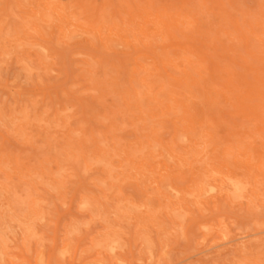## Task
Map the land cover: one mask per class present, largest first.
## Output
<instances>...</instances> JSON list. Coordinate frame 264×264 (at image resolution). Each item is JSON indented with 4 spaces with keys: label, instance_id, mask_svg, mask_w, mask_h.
Here are the masks:
<instances>
[{
    "label": "rangeland",
    "instance_id": "1",
    "mask_svg": "<svg viewBox=\"0 0 264 264\" xmlns=\"http://www.w3.org/2000/svg\"><path fill=\"white\" fill-rule=\"evenodd\" d=\"M18 1H20V3L21 4H17V3H19ZM18 1H15V0H0V4H1V6H0V16H1V18H0V22L2 21V23H0V26H6L7 24H8V27L6 26L5 27V29L6 30H4V27H0L1 29H3V32H2V30L0 29V43H2L3 44V42L5 43V47L2 45V44H0L1 46H0V48H1V50L0 51H2V52H0V103H3V105H4V107H1L2 105L0 104V120H3L4 119V121H0V251L2 250V252H0V256H2V257H0V264H84V263H86V264H110L111 262V264H119V263H121V264H210V263H212V264H228V263H230V262H232V261H234V262H232V263H230V264H238V263H240L239 261H241V263L242 262H244L245 261V264H252V263H250L249 261H251V262H253V263H255V264H259V263H261V264H264V263H262V262H264V233L262 232L263 231V229H264V224H263V222H261V223H259L260 221H264V210H263V212H261V213H258V211H259V209L260 208H262V209H264V205H262V203H264V188H262V187H264V184H263V182H264V175H263V177H262V179H261V176L262 175H260V173H262V174H264V151H263V149H264V146H263V148H260V147H262V145H264V144H261V143H263L262 141L260 142V140H262V139H264V123L263 124H260V122H264V120H261L262 118H264V116L262 117V115H264L263 113L264 112H261V111H264V63H260V62H262V59H263V62H264V55H261V54H264V27L262 28V27H258L257 28V26H264L263 24H264V22H262L263 20H264V0H220V2L218 1V0H211V1H207V0H194V2L195 3H193V0L191 1V0H175V1H173V0H153L152 2H151V0H150V2H148V1H144V0H140V1H142V3L141 2H139V0H136V2H135V0H134V2H133V0H51L52 2H54V4L55 3H57L58 5L56 6V11L57 12H55V15H54V18L55 19H53V21L54 20H56V23L58 22V24H56L55 23V21H54V23L57 25H54V23L53 22H41L40 21V11L41 10H43L45 7H43V6H45L46 5V3H44V2H46V0L44 1V0H18ZM29 2V3H31V5H29V4H27L26 2ZM35 4H33L32 2ZM35 1V2H34ZM51 1H49V2H47V3H51ZM137 1H138V3H137ZM157 1H158V3H157ZM169 1H171L170 3H169ZM201 1L203 2V6L201 5ZM207 1V2H206ZM217 1V2H216ZM16 2V3H15ZM41 2V3H40ZM127 2V3H126ZM143 2L145 3V2H147L149 5H147V3H145V4H143ZM222 2V3H221ZM128 3H130V4H128ZM137 4V5H135V4ZM158 5H160V7H158L157 6V4ZM164 3H168L167 5H165ZM172 3V4H171ZM195 5L196 3H198V4H196L195 6L193 5V4ZM207 3V4H206ZM220 3V4H219ZM37 4H40V6L38 5L37 7H39L37 10H36V5ZM84 4V5H83ZM151 4L153 5V8L151 9L149 6H151ZM164 5V7H162L163 5ZM190 4H192V5H190ZM223 5V8L221 7L220 8V5ZM19 5V6H18ZM27 5H29V7L31 8V9H28L29 7L27 6ZM32 5L33 6H35V7H32ZM82 5V6H81ZM142 5H144V7L142 6ZM162 5V6H161ZM170 5H173V6H176V9H178V12H177V10L175 9V7L173 8V6H171V7H169ZM205 5L207 6L208 5V7H207V9H206V7H205ZM214 5H217V6H215V8H213L214 7ZM221 5V6H222ZM59 6V7H58ZM79 6H81V8L79 7ZM85 6H87V7H85ZM89 6V7H88ZM95 6V7H94ZM98 6V7H97ZM100 6V7H99ZM131 6V7H130ZM189 6V8H188V10H187V7ZM191 6V7H190ZM197 6H198V8L200 7V6H202V7H200V9H198L197 8ZM19 7V8H18ZM20 7H22V8H20ZM62 7V8H61ZM94 7V8H93ZM130 7V8H129ZM142 9H141V8ZM146 7H148L147 9H148V11H147V9H146ZM155 7V8H154ZM162 7V8H161ZM193 7V9H190V8H192ZM210 7H212V8H210ZM217 7V8H216ZM9 8H11V9H9ZM41 8H43V9H41ZM64 8H66V9H64ZM83 8L85 9V10H83ZM93 8V12L98 8V11H99V13H98V15H97V13H95L94 15H92V11L91 10H88V9H92ZM128 8H129V12H127V10H128ZM131 8H138V11L140 12H138L136 9H134L133 11L135 12V10H136V16H135V13L133 12V11H131L132 9ZM139 8L141 9V10H139ZM159 8V9H158ZM169 8V9H168ZM172 8V9H171ZM205 8V9H204ZM219 8H220V10H219ZM9 9V10H8ZM29 11H28V10ZM62 9V10H61ZM80 9H82V12L81 11H79ZM101 9V10H100ZM131 9V10H130ZM151 9V10H150ZM163 11H162V10ZM164 9H165V13H164ZM171 9V10H170ZM194 9H196V11L194 10ZM214 9V10H213ZM222 9H224L223 11H222ZM11 10V11H10ZM25 10L26 11H28V12H31V13H29L28 14V12H25ZM40 10V11H39ZM65 10V11H64ZM88 10V11H87ZM150 10V11H149ZM152 10H153V12H152ZM157 10H158V12H157ZM170 10V11H169ZM180 10H183L182 12H184L185 14H181V12H180ZM185 10H186V12H185ZM203 10V11H202ZM217 10V11H216ZM219 10V11H218ZM9 11V12H8ZM58 11H59V13H63V14H65V16L63 15V14H59L58 13ZM71 11L72 12H74V13H71ZM84 11V12H83ZM85 11H87V14H85ZM97 11V12H98ZM109 11V12H108ZM154 11H155V13H154ZM162 11V15L160 16V12ZM175 11V12H174ZM188 11V12H187ZM193 11V12H192ZM195 11V12H194ZM200 11V12H199ZM205 11H207V12H205ZM211 11V12H210ZM216 11V13H214V12ZM10 12H11V14H10ZM35 12V13H34ZM39 12V13H38ZM42 12V11H41ZM65 12H67V14L65 13ZM89 12V13H88ZM96 12V11H95ZM100 12L102 13V14H104L103 16L100 14ZM143 12H144V15H143ZM149 12H151V13H149ZM172 12V13H171ZM173 12H174V14H173ZM190 12V13H189ZM204 12V13H203ZM217 12H219V16H218V14H217ZM221 12H226L225 14L224 13H221ZM16 14V16L15 15H13V14ZM20 13H22L21 14V17H20ZM26 13H27V15H26ZM58 13V14H57ZM126 13H127V15H126ZM171 13V14H170ZM175 13L177 14V15H175ZM189 13V15H187ZM195 13V14H194ZM197 13V14H196ZM222 14V17L220 16L221 14ZM23 14H25L28 18H29V20L32 18L33 19V21L31 20V22H35V21H37V23L35 22V24L34 25H32V23L30 24V21L29 20H27L28 18H26V16H23ZM36 14H37V16H36ZM73 14V16H71ZM83 14H85V15H83ZM90 14V15H89ZM101 15V17H100V15ZM131 14H133V16L131 15ZM138 14V15H137ZM140 14V15H139ZM154 14V15H153ZM166 15L165 17H162L163 15ZM192 14V15H191ZM224 14V15H223ZM227 14H230V15H227ZM30 15H32V16H30ZM35 15V16H34ZM61 16V18L60 17H58V16ZM70 15V16H69ZM77 15V16H76ZM82 15V16H81ZM87 15H89L88 17H86ZM111 15V16H110ZM171 15H173L174 16V18H175V22H173V20H171L173 17H171ZM195 15H197V16H195ZM201 15V16H200ZM208 17H207V16ZM219 18H216V16ZM228 17H227V16ZM4 16H6V19H5V17ZM13 16V17H12ZM15 16V17H14ZM67 16V17H66ZM69 16V17H68ZM78 16H80V17H78ZM94 16H96V18H97V16H98V21H100V22H98L97 21V19H95V18H92V17H94ZM126 16H128V18L126 17ZM140 16V17H139ZM178 16V17H177ZM193 17V16H195V17H193V18H191V17ZM210 16H211V18H210ZM213 16H215V17H213ZM226 18H228V19H226ZM3 17V18H2ZM19 17V18H18ZM35 17H37V19H35V21H34V18ZM63 17H65L64 19H67V22L68 23H70L71 22V24L73 25V26H71V24L69 25V24H67V22H66V24L64 23V25H63V21H66V20H62L63 19ZM74 17V18H73ZM77 17V18H76ZM112 17V18H111ZM132 17V18H131ZM139 17V19L135 22V19L134 18H138ZM150 17V18H149ZM155 17V18H154ZM166 17L168 18V19H166ZM177 17V18H176ZM185 18V19H183V18ZM222 19H221V18ZM223 17H224V19H223ZM258 17V18H257ZM260 17V18H259ZM22 18V19H21ZM26 18V19H25ZM87 18H88V20H89V18H90V20H92V19H94V20H92V23L91 22H89L88 20H87ZM104 19L103 20V22L101 21V19ZM108 18L110 19V22H109V20H108ZM130 18V19H129ZM144 20V21H141L142 19ZM147 18V19H146ZM152 18V19H151ZM173 18V19H174ZM191 18V20L192 19H194V20H192V22L191 23H187V22H190L189 21V19ZM196 18V19H195ZM197 18H199V19H197ZM214 18H216L214 21H213V19ZM230 18V19H229ZM233 18V19H232ZM1 19H4V20H1ZM20 19V20H19ZM76 19V20H75ZM77 19H79L78 21H77ZM131 19H132V21H131ZM151 19V20H150ZM159 19H161V20H159ZM162 19H163V23L161 22L162 21ZM180 19V20H179ZM209 19V20H208ZM220 19H221V21H220ZM5 20H7V21H5ZM25 21V24H22L21 23V21ZM60 20H62V22H60L59 23V21ZM70 20V21H69ZM73 20V21H72ZM82 20V21H81ZM85 22H84V21ZM87 20V21H86ZM112 20V21H111ZM126 20H128L127 22H126ZM159 20V21H158ZM168 20V21H167ZM170 20V21H169ZM188 20V21H187ZM211 20V21H210ZM218 20V21H217ZM226 20V21H225ZM230 20L231 22L230 23H236L235 25H237V27H238V29H237V27H235V25L233 26L232 24V27H231V25H230V23L228 22V21ZM237 20H238V22H237ZM240 20H242L243 22H246V23H241L240 22ZM249 20H251L250 22H249ZM79 21H80V23H79ZM95 21V22H94ZM98 22V24H97V22ZM133 22V23H131V22ZM147 21V22H146ZM149 21H151V22H149ZM155 22V23H153V22ZM166 21L167 22H170L172 25H174V24H176V22H177V24L178 23H182V22H184L183 23V25H180V24H178L177 26H174V27H171L169 24L170 23H166ZM180 21V22H179ZM198 21V22H197ZM233 21H236V22H233ZM259 21H260V23H259ZM29 23V24H27L29 27H31L30 29H27L26 28V23ZM76 22V23H75ZM108 22V23H107ZM123 22H125V23H123ZM139 22H141V23H139ZM142 22H143V24H145L144 25V29L146 28V30H143V28L142 27H140V24L141 25H143L142 24ZM144 22H146V23H148V25H146V23H144ZM160 22V24H158ZM164 22L167 24V25H169V26H167L166 27V24H164ZM211 22V23H210ZM215 24H214V23ZM222 22V23H221ZM225 22L226 23H228V24H225ZM252 22V23H251ZM260 24H258V23ZM40 23V24H39ZM52 25H54V26H50L51 24ZM62 23V24H61ZM89 23V24H88ZM93 23H94V26H93V28H95V30L93 29V31L95 32V31H100L99 33L98 32H95V34H94V32L93 31H91L92 30V25H93ZM95 23H96V25H95ZM99 23H101V24H99ZM109 23H111V25L109 24ZM115 23H117L116 25H115ZM137 23H139V25L137 24ZM153 24V25H150V24ZM174 23V24H173ZM193 23H194V27H193ZM202 23H204V25L202 24ZM208 23V24H207ZM219 23V24H218ZM224 23V24H223ZM239 23H241L240 25L242 26L243 24H245V25H243L242 27L240 26L239 27ZM248 23V24H247ZM256 23L258 24V25H256ZM2 24V25H1ZM38 24V25H37ZM50 24V25H49ZM77 25V28L74 26V25ZM84 24H85V26H84ZM104 24H106V25H104ZM108 24V25H107ZM127 24H129V25H127ZM132 24V25H131ZM137 24V25H136ZM187 24V25H186ZM192 24V25H191ZM195 24H196V26H195ZM200 24V25H199ZM210 24H212V25H210ZM218 24V25H217ZM223 24V25H222ZM252 24H254V25H252ZM37 25V26H36ZM40 25H41V27H40ZM59 25V26H58ZM65 25H66V27H65ZM71 26V27H69V26ZM80 25V26H79ZM99 25V26H98ZM102 25V26H101ZM103 25H104V27L105 28H103ZM206 25L208 26V27H206ZM217 25V27H215ZM15 26V27H14ZM22 26H23V28H26V29H23L22 28ZM27 26V27H28ZM35 26V27H34ZM48 26H50V28L48 27ZM56 26V27H55ZM82 26V27H81ZM101 26V27H100ZM107 26V27H106ZM111 26V27H110ZM127 26H128V28L130 29V31H129V29H126L127 28ZM132 26V27H131ZM138 28H137V27ZM152 26H154V28L152 27ZM162 26V27H161ZM199 26V27H198ZM202 26V27H201ZM212 26H214V27H212ZM220 26H222V27H224V28H222V27H220ZM252 26V28H250ZM255 26V27H254ZM28 27V28H29ZM33 27V28H32ZM52 27H54V28H52ZM81 28V29H83V30H80V31H76V29H78L79 30V28ZM87 27V28H86ZM91 27V28H90ZM97 27V28H96ZM119 27H120V29H119ZM124 27V28H123ZM126 27V28H125ZM180 27H181V31H179L180 30ZM195 27H197V28H195ZM209 27H212V28H209ZM218 27H220V28H222V30H220V29H217ZM254 27V28H253ZM10 29V31H9V29ZM15 28V29H14ZM16 28H18V29H16ZM22 28V29H21ZM38 28H40V29H38ZM90 30H89V29ZM107 28V29H106ZM111 28H113L111 31L113 32V34L116 36L118 33V35L116 36V37H114V35L112 34V32H110V29ZM115 28H117V32H115ZM161 28H163V30L161 29ZM167 28V29H166ZM172 28H174V29H172ZM184 28L186 29V30H184ZM190 28H192V29H190ZM193 28H195V29H197V30H195L196 32H194V30H193ZM199 28H202L201 30L199 29ZM207 30H206V29ZM233 30H232V29ZM236 28V31L234 30ZM31 29H32V31H31ZM36 29L37 30H39V33L41 34H39V33H36ZM44 29V30H43ZM64 29V30H63ZM85 29H87V30H89L88 32L85 30ZM106 29V30H105ZM134 29H135V32H136V34H134L135 32H134ZM142 29L143 30V32H141L140 30ZM149 29V30H148ZM151 29V30H150ZM156 29V30H155ZM167 30V32L165 33V31ZM211 29V30H210ZM242 29V30H241ZM254 29H256V30H254ZM8 30V31H7ZM18 30V31H17ZM28 30V31H27ZM57 30V31H56ZM107 30H109V31H107ZM114 30V31H113ZM125 30H128V31H126L125 32ZM138 30V31H137ZM147 30H148V32H147ZM153 30V31H152ZM165 30V31H164ZM190 30H191V32H190ZM207 31V32H209V33H207L206 31L204 32L205 34H203L202 32L203 31ZM210 30V31H209ZM214 30V31H213ZM228 30L230 31L231 30V32H228ZM244 30V32H242ZM251 32H250V31ZM17 31V32H16ZM29 31L31 32V33H29ZM67 31H68V33H67ZM72 31H74V32H76V35L74 34V32H72ZM90 31L92 32V33H90ZM103 31H104V33H103ZM106 31V32H105ZM121 31V32H120ZM139 31L141 32V33H139ZM150 31V32H149ZM152 31V32H151ZM158 31H160V33L158 32ZM164 33H162V32ZM171 31H173L172 33H170ZM199 31H200V35H199ZM216 31H218V33L216 32ZM225 31H227V34H226V32ZM235 31V32H234ZM241 31V32H240ZM245 31H246V33H245ZM259 31V32H258ZM8 32V33H7ZM10 32V33H9ZM20 32H21V35H20ZM28 33V34H26V33ZM42 32H43V34H42ZM46 32V33H45ZM77 32H78V34H77ZM82 32V33H81ZM102 32V33H101ZM108 32H110V34L108 33ZM145 32V33H144ZM155 32V33H154ZM193 32V33H192ZM216 32V33H215ZM221 32H222V34H221ZM248 32V33H247ZM250 32V33H249ZM7 33V34H6ZM12 33V35H10ZM17 33H18V35H17ZM32 33L34 34V35H32ZM60 33H65L66 34V36L63 34V37H62V34H60ZM83 33H85V34H83ZM88 33H90V34H88ZM101 33V34H100ZM137 33H139V37H135V35H138ZM191 33V36L189 35ZM207 33V34H206ZM211 33V34H210ZM213 33V34H212ZM224 33V34H223ZM231 33V34H230ZM233 33V34H232ZM234 33H236V34H234ZM238 33H240V35L238 34ZM242 33H244V34H242ZM5 34V35H4ZM10 36H9V35ZM23 34H25V35H23ZM69 34V35H68ZM81 34V35H80ZM83 34V35H82ZM93 34V35H92ZM96 34H98V35H96ZM106 34H107V36H106ZM132 34V35H131ZM151 34V35H150ZM153 34H154V36H153ZM162 36H161V35ZM165 34H167V35H165ZM175 36H174V35ZM208 34H209V36H208ZM228 34H230V36L228 37L227 35ZM238 34V36H240V37H238V36H236ZM248 34H250V35H248ZM3 35V36H2ZM8 35V36H7ZM14 35V36H13ZM39 35H40V37H39ZM45 35V36H44ZM68 35V36H67ZM72 35H75V37L76 38H71L72 37ZM85 35H88L89 37L87 38V36H85ZM96 35V36H95ZM100 35H102L101 37H100ZM121 35H123V36H121ZM145 36V37H142V36ZM164 35V36H163ZM184 35H189V36H187V37H189V39L186 37V36H184ZM193 35L195 36V37H197V39L194 37L193 38ZM220 37H219V36ZM231 35H233V36H231ZM246 35V36H245ZM247 35L249 36L248 38H245V39H243L244 37H247ZM7 36V37H6ZM16 36H17V38H16ZM71 36V37H70ZM83 36V37H82ZM99 38H98V37ZM134 36V37H133ZM151 36V37H150ZM179 36V37H178ZM206 36V37H205ZM210 38V40H211V37L213 38L211 41H212V43H210L211 41H209L207 38L208 37ZM228 37V38H223V37ZM235 36V37H234ZM254 37V39H252L253 37ZM259 36V37H258ZM263 36V37H262ZM3 37L5 38H7V41H8V43L10 44V43H14V42H16L14 39H16L17 40V42H20V44L22 45V47H19V45L20 44H18L17 42L16 43H14V44H8L7 43V41H6V39L4 40L3 39ZM39 37V38H38ZM44 37V38H43ZM66 37H67V39H66ZM68 37H70L69 39H68ZM78 37V38H77ZM92 37L94 38V40H96V37H97V40H96V42L92 39ZM111 37V38H110ZM120 37H122V38H120ZM150 37V38H149ZM164 37V38H163ZM173 38V41H171L172 40V38ZM176 37V38H175ZM193 38V40L191 39V38ZM202 37V38H201ZM204 37V38H203ZM231 37V38H230ZM238 37V38H237ZM9 38H10V40H9ZM108 38V39H107ZM121 39V41H120V39ZM136 38H138V39H136ZM156 38V39H155ZM159 40H158V39ZM161 38V39H160ZM168 40H167V39ZM177 38H179V39H177ZM223 38V42H225V43H227V44H225V43H223V42H221L222 39ZM232 38H233V40H232ZM243 40V41H241V39ZM260 38H261V40H263L262 41V43L260 42L261 40H260ZM20 39V40H19ZM41 39V40H40ZM100 41H99V40ZM112 39H114L112 42L111 41H109V40H112ZM134 39V40H133ZM136 39V40H135ZM147 41H145V40ZM154 39V40H153ZM175 39H177V41L175 40ZM181 39V40H180ZM186 39L187 40H189V41H186ZM200 39V40H199ZM204 39H205V41H204ZM250 39V40H249ZM257 39V40H256ZM3 40V41H2ZM88 40V41H87ZM116 40V41H115ZM153 40V41H152ZM179 40V41H178ZM191 40V41H190ZM199 40V41H198ZM213 40H215V42H213ZM240 40V41H239ZM2 41V42H1ZM10 41V42H9ZM23 41H25V42H23ZM35 41H37L38 43H36ZM93 41V42H92ZM118 41V42H117ZM137 41V42H136ZM152 41V42H151ZM158 41V42H157ZM161 41V42H160ZM168 41V42H167ZM182 41L184 42V43H182ZM221 43H220V42ZM228 41H232V42H228ZM234 41H235V43H236V46L234 45ZM34 42V43H33ZM143 42L145 43V44H143ZM149 42H151L150 44H149ZM156 42H157V44H156ZM163 42V43H162ZM167 42V43H166ZM181 42V43H180ZM201 42V43H200ZM218 42L222 45H220V44H218ZM251 42V43H250ZM23 43V44H22ZM27 43H29V44H27ZM160 43V44H159ZM162 43V44H161ZM205 45H203V44ZM210 43V44H212V45H208V44ZM230 44V46L228 47L227 45H229ZM7 44V45H6ZM15 44H17V45H15ZM34 44H37V46L36 45H34ZM42 46V47H39L40 45ZM147 44V45H146ZM166 44V45H165ZM201 44V45H200ZM215 44V45H214ZM216 44H217V46L219 47V49H216V48H218V47H216ZM11 46V47H9V46ZM13 45H15V46H13ZM23 45H25V46H23ZM32 45H33V47H32ZM140 45V46H139ZM186 45H189V47L186 49H184L183 48V46H185V47H187ZM194 45V46H193ZM200 46V48H199V46ZM7 46V47H6ZM27 46H29V47H27ZM190 46H191V48H192V50L191 49H189L190 48ZM196 46V47H195ZM208 46V47H207ZM211 48H210V47ZM232 46V47H231ZM13 47V48H12ZM19 47V49H17ZM44 47V48H43ZM224 47V48H223ZM226 47V48H225ZM244 47V48H243ZM8 48H10V49H8ZM31 48V49H30ZM33 48V49H32ZM36 48H39V49H37V52H36ZM42 50H41V49ZM116 48V49H115ZM143 48V49H142ZM167 48H171V49H174V50H169V49H167ZM178 48V49H177ZM208 48H210V50L208 49ZM212 48H213V50H212ZM221 48H223V50H220ZM15 49H17V52H16V50ZM25 50L26 52H27V55H26V52H23V50ZM142 49V50H141ZM148 50L149 52L147 53V51L146 50ZM154 51L153 53H156V51L159 49V51L157 52V54H153L152 53V51ZM157 49V50H156ZM167 49V50H166ZM175 49H177V50H175ZM189 49V51H187ZM195 49V51H193ZM201 51H200V50ZM202 49H203V52H202ZM233 49V50H232ZM251 49V50H250ZM5 50V52H3ZM9 50V51H8ZM40 50V51H39ZM45 50V51H44ZM139 50H141V51H139ZM182 50H183V53H182ZM225 50V51H224ZM226 50H227V52H226ZM228 50H230V52L228 51ZM261 50H262V52H261ZM31 51V52H30ZM144 51H145V53L147 54H144ZM167 51H168V53H167ZM181 51V52H180ZM192 51V52H191ZM207 51H214V54L216 55H218V57L216 58V56L214 55V57H213V53L211 52V54H208V52ZM223 51V52H222ZM232 51V52H231ZM234 51H236V52H234ZM239 51H241V53L240 54H238V52ZM253 51V53H254V55H260V57L259 56H257V60H255L254 59V57H252L253 56V53H251ZM260 51V53L261 54H259L258 52ZM15 52L16 53H18V55L17 54H15ZM19 52H21V53H19ZM41 52V53H40ZM46 52V53H45ZM86 52V53H85ZM186 52V53H185ZM189 52V53H188ZM196 52H197V55H196ZM204 52H205V54H204ZM218 52V53H217ZM234 52V53H233ZM38 53L40 54V56L38 55ZM138 53H139V55H138ZM145 55H143V54ZM152 55H151V54ZM191 53V54H190ZM224 53V54H223ZM227 53L229 54L228 55V58L226 57L227 56ZM231 53H233V54H231ZM2 54H5V55H3L2 56ZM6 54L8 55V56H6ZM137 54V55H136ZM149 54V55H148ZM159 54H163L162 55V57L164 58V57H167L168 55V57L167 58H165V61H164V59L162 58H160L161 57V55H159ZM168 54V55H167ZM207 54V55H206ZM222 54V55H221ZM225 54H226V56H225ZM236 54V55H235ZM247 54V55H246ZM23 55H25V57H23ZM44 55H46V56H44ZM137 57H136V56ZM141 55V56H140ZM142 55H143V57H142ZM154 55V56H153ZM155 55L158 57V58H160V59H158L157 57H155ZM167 55V56H166ZM201 56V57H199V56ZM237 55H238V58L239 57H242V55L244 56V57H242V59H244V61L243 60H241L240 58V60H238L237 59ZM250 55H251V57H252V59H251V57H250ZM5 56V57H4ZM22 56V57H21ZM26 56L28 57V59L26 58ZM133 56H135V57H133ZM147 56V57H146ZM150 56L152 57V59L153 60H155V61H153V60H151V58H150ZM160 56V57H159ZM183 57V59L181 58V57ZM262 56V57H261ZM7 57V58H6ZM48 57V58H47ZM86 57H87V60H86ZM132 57H133V59L134 60H132ZM171 57V58H170ZM175 58L174 59V62H176V64L173 62V58ZM179 57H180V59H179ZM185 57V58H184ZM187 57V58H186ZM210 57H213V60H214V62H213V60L210 58ZM220 57V58H219ZM221 57H223V58H221ZM234 57H236L234 60L232 59V58ZM246 57H247V59H246ZM256 57V56H255ZM23 58V59H22ZM43 59L44 58V60L45 61H41V59ZM136 58V59H135ZM139 58V59H138ZM194 58V60H192ZM201 58H203V61H205V62H202V59ZM215 58V59H214ZM225 58H226V60H225ZM261 59L260 61H259V59ZM20 59V60H19ZM22 59V60H21ZM130 59V60H129ZM137 59H138V62H137ZM166 59H169L168 61H166ZM177 59V60H176ZM181 59H182V61H181ZM184 59H186V60H184ZM187 59H188V61H187ZM199 59H201V60H199ZM217 59H219L220 61H222L221 63H219L220 61L219 60H217ZM222 59V60H221ZM237 59V60H236ZM84 60H86L85 62H84ZM92 60V61H91ZM131 60H132V62H133V64H134V67H133V64H131ZM139 60H140V62H139ZM160 60V61H159ZM170 60H172V61H170ZM22 61H25V63H27V61L29 62V63H27V64H25V63H23V65H27L26 66V68H30V69H26V68H22L21 66H23V65H20V63L22 62ZM39 61H41L40 63H39ZM47 61V63H45ZM90 61V62H89ZM157 61V62H156ZM160 63H159V62ZM169 61H170V63H169ZM186 61V62H185ZM218 61V62H217ZM225 61H226V67H224L225 65ZM230 61V63H227V62H229ZM233 61V62H232ZM237 61V62H236ZM251 63H250V62ZM91 63V64H89V63ZM128 62H130V63H128ZM164 62H166V64L168 65H166L165 66V63ZM174 63V65H176V66H174L173 65V63ZM241 62H243L242 63V65H241ZM256 62H258V63H256ZM45 63V64H44ZM128 63V64H127ZM141 63V64H140ZM156 63H157V65H156ZM164 63V64H163ZM190 65V68H188L189 66L187 65ZM197 63V64H196ZM198 63H201V64H199V68L197 67L198 66ZM232 63V64H231ZM246 63H247V65H246ZM252 65V63H254L255 65H253L252 67H251V69H253V67L255 66L257 69H261V70H257L255 67H254V69H256V72L254 73L253 71H255V70H251L250 69V64ZM259 63H260V67H259ZM28 64H29V66H28ZM46 65V66H44V65ZM85 64H88V65H85ZM94 64V65H93ZM138 65L139 67V70H140V72H139V70H138V68H137V66H136V68H135V65ZM144 64H145V66H144ZM155 64V66H154V68H153V65ZM160 64H161V66H160ZM181 64H183V65H187V66H183V65H181ZM222 66L223 65V67H221L220 68V65ZM228 64H231L229 67H231V69L229 68V67H227V65ZM245 64V65H244ZM248 64H249V66H248ZM20 65V66H19ZM150 65V66H149ZM164 65V66H163ZM173 65V66H172ZM195 65H197V66H195ZM240 65V66H239ZM244 65V66H243ZM258 65V66H257ZM41 66V67H40ZM87 68H86V67ZM91 66H94L93 68H91ZM128 66H130V67H128ZM156 66H158V67H156ZM181 66V67H180ZM236 66H238V67H236ZM246 66V67H245ZM263 66V67H262ZM40 67V68H39ZM45 67V68H44ZM90 67V68H89ZM132 67V68H131ZM142 67V68H141ZM147 67H150V68H147ZM161 67H162V69H161ZM164 67H166V68H164ZM174 67V69H172ZM186 67V68H185ZM240 67H244V68H246V69H248L247 71H246V69H242V68H240ZM32 68V69H31ZM34 68H35V70H34ZM115 68L117 69V70H115ZM131 68V69H130ZM144 68H146V69H144ZM159 70H158V69ZM168 68V69H167ZM182 70H184V68H185V70L184 71H182ZM227 68H228V70L230 69L231 70V72H229V71H227ZM118 69H120L119 71H118ZM125 69V70H124ZM132 69H133V71H132ZM148 69L149 70H151V71H148ZM154 69V70H153ZM158 70V72H161V73H158L156 70ZM234 69V70H233ZM243 71H242V70ZM250 69V70H249ZM34 72H33V71ZM131 70V71H130ZM135 70V71H134ZM137 70V71H136ZM141 70L143 71V70H145L144 72H142V73H146V74H144V76L145 75H149L151 72L152 73H154V74H156V75H154V74H150V77L151 78H149V76L147 77H142V73H141ZM164 72H163V71ZM165 70H166V73H165ZM181 70V71H180ZM188 70V73L186 74L185 72ZM236 70V71H235ZM32 71V72H31ZM88 71H90V72H88ZM92 71V72H91ZM109 71H110V73H109ZM120 72L119 74H115V72ZM130 71V72H129ZM147 71H148V74H147ZM155 71V72H154ZM171 73H170V72ZM175 71V72H174ZM193 71V72H192ZM228 72V74H227V72ZM241 73H240V72ZM262 72L263 74H260V72ZM29 72H31V73H29ZM136 72V73H135ZM137 72H138V74L142 77H139L138 78V76L139 75H135V77L134 76H132V74L134 75V74H137ZM150 72V73H149ZM174 72V73H173ZM194 72H195V74H194ZM198 74H197V73ZM233 72V73H232ZM234 72H235V74H234ZM236 72L238 73L239 72V74H241V75H239V74H237L236 75ZM29 73V74H28ZM38 73V74H37ZM92 73V75L90 76V74ZM168 73H169V75H168ZM232 73V75L234 74L235 76L234 77H231L230 76V79H229V77L227 78V76L228 75H230ZM247 74V75H244V74ZM252 73H253V75H255V76H258V74H259V77H254L253 76V79H251L252 78ZM125 74V75H124ZM127 74H129L128 76H127ZM131 74V75H130ZM157 74H158V78H157ZM166 74V75H165ZM181 74V75H180ZM185 74H186V76H185ZM201 74V75H200ZM243 74V75H242ZM112 75V76H111ZM174 75V76H173ZM175 75H177V77H178V75H180L178 78H177V81L175 82H172L173 80H176L175 78H176V76ZM188 75V76H187ZM192 75V76H191ZM197 75H198V77H197ZM223 75V76H222ZM111 76V77H110ZM113 76H116V78L114 77V79L112 78ZM153 76V77H152ZM155 76V77H154ZM161 76L163 77L162 79H160L161 78ZM169 76H170V78H169ZM195 77V79H194V77L193 78H191V77ZM200 76V77H199ZM219 76V77H218ZM238 76V77H237ZM239 76L240 77H242V78H240L239 79ZM245 76H247V78L245 77ZM263 76V77H262ZM93 77V78H92ZM160 77V78H159ZM185 77V78H184ZM198 78V80H197V78ZM202 77V79L200 80V78ZM213 77H214V79H213ZM245 77V78H244ZM262 79H261V78ZM91 78V79H90ZM99 78L100 79V82H99V79L97 80V79ZM111 78V79H110ZM119 78V79H118ZM128 78H130V79H128ZM137 78L139 79V80H141V81H139L138 80V82H136L135 84L134 83H132V80L133 79H135V80H137ZM141 78V79H140ZM143 78H144V80H143ZM146 78H148V79H146ZM153 78V79H152ZM180 78L182 79V81L180 80ZM205 80H204V79ZM236 78H238V80L239 81H237L238 82V84H237V82H236V84H235V82L234 81H236V80H234V79H236ZM258 78H259V80H261V81H259L258 80ZM83 79H84V81H83ZM89 79V80H88ZM92 79H93V82H92ZM102 79H104V80H102ZM108 79V80H107ZM118 81H117V80ZM154 79H155V81H157L158 82V86H157V82H154ZM159 79V80H158ZM183 79H185V80H183ZM188 79V80H187ZM212 79H213V85H212V83H211V81H212ZM234 84H232L229 80ZM248 79V81L246 82V80ZM251 79V80H250ZM83 81L82 82V84H81V82L80 81ZM91 80V81H90ZM107 82H106V81ZM121 80H122V82H121ZM152 80H153V83H152ZM164 80V81H163ZM168 80H170V81H168ZM196 82H195V81ZM218 80H221L220 82H222V83H220ZM226 80H228L229 82V85L227 84V82H226ZM39 81V82H38ZM78 81H79V83H78ZM87 81H89V83L87 82ZM98 83H96V82ZM103 81H105V83L106 84H104V82ZM123 81H124V83H126L125 85L124 84H120V82L121 83H123ZM126 81V82H125ZM131 81V82H130ZM134 81V80H133ZM147 81V82H146ZM148 81H149V83H148ZM160 81V82H159ZM178 81H180V83L178 82ZM197 81L199 82V83H197ZM201 81V82H200ZM206 81H208L209 82V84H207L208 82H206ZM253 81H258V82H253ZM263 81V82H262ZM76 82L78 83V84H76ZM85 82V84H83ZM92 82V83H91ZM94 82L96 83V85H94ZM135 82V81H134ZM142 82H144V83H142ZM162 82V83H161ZM166 82V83H165ZM179 83V85L178 86H176V84L175 83ZM195 82V83H194ZM225 82H226V85H225ZM239 82H241L240 84H242V85H240L239 84ZM245 82H246V84H245ZM248 82H249V84H248ZM42 83H43V85H42ZM100 83V84H99ZM131 83V84H130ZM138 83H141L142 85H143V87L144 86H146L147 84H149L150 85V87H149V85H147L145 88H143L142 87V85L141 84H138ZM154 83L156 84V85H154ZM169 83H171V84H169ZM177 83V84H178ZM218 83H220L222 86H224V89H223V87L220 85V84H218ZM39 84V85H38ZM87 84V86H85ZM91 84H93V85H91ZM103 84V85H102ZM133 84V85H132ZM152 84V85H151ZM168 84V86H166V85ZM183 86H182V85ZM206 84H207V86H206ZM214 84H216V87H215V85ZM234 86V88H233V86ZM244 84V85H243ZM251 84V85H250ZM255 85L254 86V88H253V85ZM256 84H258V85H256ZM263 86H261V85ZM78 85H79V87H78ZM80 85H82L83 87L82 88H80L81 86ZM90 85V86H89ZM131 85H132V87H131ZM134 85H135V87L136 88H134ZM164 87H163V86ZM172 85H174V87L171 86ZM199 85H201L200 87H198ZM235 85H240V87L238 86V87H236ZM259 85H260V87H259ZM37 86V87H36ZM41 88H40V87ZM75 86V87H74ZM77 86V87H76ZM97 86V87H96ZM152 86V87H151ZM153 86H155L154 88H153ZM168 87V89H171V90H168L166 87ZM176 86V87H175ZM204 88H203V87ZM252 86V87H251ZM258 86V87H257ZM88 87H93V89H91V90H89L90 88H88ZM95 87L96 88H100L101 87V89H97V90H95ZM107 87H109L108 89H107ZM139 87V88H138ZM148 87V88H147ZM161 87L164 89H161ZM218 87H219V89H221V91L218 89ZM222 87V88H221ZM243 87V89H241ZM246 87V91L250 88V90L249 91H251V92H254V90L256 91L257 89V91L258 92H254L253 94L252 93H249V95H247L248 94V91H247V94H246V91L244 92L243 90H245L244 88ZM247 87H248V89H247ZM40 88V89H39ZM87 88V89H86ZM138 88V89H137ZM153 90V91H151V89ZM172 88H176V89H172ZM208 90H207V89ZM216 88V89H215ZM257 88V89H256ZM15 89V90H14ZM17 89V90H16ZM148 89V91H151V93L150 94H152V95H154L155 94V92H157L156 93V96L154 95V97L156 98H154L152 95H151V97L150 98H152L153 97V99L151 100L150 99V101H149V96H146V95H150V94H148L145 90H147ZM202 89V90H201ZM206 89V90H205ZM212 89L214 90V91H212ZM237 89V90H236ZM252 89H253V91H252ZM10 90H11V92H10ZM15 92H14V91ZM86 90H87V92H86ZM96 92H95V91ZM102 90V91H101ZM134 90V91H133ZM158 90L160 91V90H162V92H161V94H160V92H158ZM177 90V91H176ZM179 90H181V91H179ZM182 90H184L183 92H182ZM33 91V92H32ZM35 91V92H34ZM38 91V92H37ZM91 91V93H89ZM109 91V92H108ZM141 91V92H140ZM143 91V92H142ZM166 91V92H165ZM179 91V92H178ZM202 91H204L205 93V96H203L204 94H203V92ZM211 91V92H210ZM215 91H218V92H215ZM245 93H243V92ZM261 91V92H260ZM20 94H19V93ZM24 92V93H23ZM82 92V93H81ZM104 92V93H103ZM108 92V93H107ZM175 92H177V93H175ZM181 92V93H180ZM215 92V93H214ZM230 92V93H229ZM18 93V94H17ZM102 93V94H101ZM106 93H107V95H106ZM138 93V94H137ZM141 93V94H140ZM147 93V94H146ZM168 93H169V95H168ZM173 93V95H170V94H172ZM256 93V94H255ZM258 93H261V94H258ZM11 94V95H10ZM14 94V95H13ZM33 94V95H32ZM34 94H35V96H34ZM72 94V95H71ZM81 94H83V95H81ZM92 94H93V96H92ZM98 94V96L100 97V99L102 100V102H101V100L99 99V97H98V99L99 100H97L96 98V95ZM111 94V97L109 96ZM129 94H131V95H129ZM144 94V95H143ZM175 94H176V96H175ZM181 94H185L186 96L189 94V96L190 95H193V96H197V97H194L195 98V100H197L196 102L194 101V98H192L193 96H185L184 97V100H182L183 98H182V96H181ZM216 94H218L219 96H217ZM244 94V95H243ZM16 95V96H15ZM50 95V96H49ZM95 95V96H94ZM143 96L142 97V99H141V97H140V100L137 98V96ZM177 95H179L178 97H177ZM208 95H210V96H208ZM214 95V96H213ZM245 95H247V96H245ZM261 95V96H260ZM28 96H30V97H28ZM86 96V97H85ZM102 96V97H101ZM145 96V97H144ZM248 96H250V97H248ZM257 96V97H256ZM15 97H17V98H15ZM21 97V98H20ZM113 97V98H112ZM173 97V99L175 100V102L173 101V100H169V98H172ZM204 97V98H203ZM217 98V100H213V99H216ZM247 99H246V98ZM20 98V99H19ZM30 98H32V99H30ZM116 98V99H115ZM118 98L120 99V100H118ZM131 98H133V99H135V100H133V99H131ZM136 98H137V100H136ZM187 98V99H186ZM210 98V99H209ZM249 98V99H248ZM254 98V99H253ZM258 98V99H257ZM13 99V100H12ZM23 99H25V100H23ZM38 99H41V100H38ZM130 99L132 100V101H130ZM160 99V100H159ZM168 99V100H167ZM206 99V100H205ZM260 99V100H259ZM263 99V100H262ZM14 100H15V102H14ZM31 100V101H30ZM38 100V101H37ZM104 100V101H103ZM113 100H114V103H113ZM148 100V101H147ZM154 100H156V101H154ZM162 100V101H161ZM185 100H189L188 102H189V104L185 101ZM191 100H192V102H191ZM203 100V101H202ZM213 100V101H212ZM240 100V101H239ZM258 100V101H257ZM22 101H25V102H22ZM37 101V102H36ZM98 101H100V102H98ZM125 101H126V103H125ZM128 101V102H127ZM137 101V102H136ZM142 103H140V102ZM151 101H154V102H151ZM158 101V102H157ZM161 101V102H160ZM166 101H167V104H166ZM180 101H181V103H180ZM206 101V102H205ZM5 102V103H4ZM35 102V103H34ZM118 102H119V105H118ZM130 102H132V103H134V102H136V106H135V104H132V103H130ZM146 102H147V104H146ZM156 102V103H155ZM165 102V104L163 105V103ZM169 102V103H168ZM212 102H216L215 104L214 103H212ZM236 102V103H235ZM241 102V103H240ZM263 102V103H262ZM19 103V104H18ZM21 103V104H20ZM28 104V105H26V104ZM37 103V104H36ZM41 103V105L39 106V104ZM55 103H57V104H55ZM101 103V104H100ZM103 103V104H102ZM153 103H155V104H153ZM198 103V104H197ZM211 103H212V105H211ZM262 103V104H261ZM12 106V108H11V106ZM15 104H16V106H15ZM34 104H36L35 106H34ZM55 104V105H54ZM66 104H68V105H66ZM128 104V105H127ZM130 104H131V106H130ZM152 104H153V106H155V107H153L152 106ZM158 104V105H157ZM183 104V105H182ZM235 104H238V105H235ZM256 104V105H255ZM9 105V108L11 109H9L7 106ZM31 105V106H30ZM71 107H70V106ZM142 105V106H141ZM149 105H151V106H149ZM196 105H198V106H196ZM202 105H204V107L202 106ZM205 105H206V108H205ZM222 107H220V106ZM21 106H22V109L23 110H26V111H23V112H26V113H28V110H29V115H30V117H29V115L28 114H25V113H23L22 114V112H21ZM25 106H27L26 108H25ZM57 106V107H56ZM61 106L64 108V109H62L61 108ZM65 106V107H64ZM69 106V107H68ZM99 106H101V107H99ZM156 106H158L157 108H156ZM162 108H161V107ZM166 106H168V107H166ZM173 106V107H172ZM210 106H212V109L211 108H209ZM215 106V107H214ZM35 107V108H34ZM46 107H47V109H46ZM55 107L58 109V110H60V109H62V110H64L63 112H62V110H60V112L59 111H57V109H55ZM68 108V109H65V108ZM147 109V112L145 113L144 112V110H145V108ZM149 107H151V108H153V109H151V108H149ZM166 107V108H165ZM175 107V108H174ZM201 107V108H200ZM13 108H16V110L14 109V111H13ZM18 108H20V109H18ZM38 108V109H37ZM46 109V111H44L45 109ZM60 108V109H59ZM72 108H73V110H72ZM82 108H83V110H82ZM95 108H97V109H95ZM131 108H132V110H131ZM136 108V109H135ZM139 108V109H138ZM144 108V109H143ZM154 108H155V110H154ZM164 108V109H163ZM182 108H184V109H182ZM226 108H228L227 110H226ZM259 108H261L260 109V111H259ZM4 109V110H3ZM8 109V110H7ZM37 109V110H36ZM93 110V111H90V110ZM108 109L109 110V112H108V110H107V112L108 113H106L105 111ZM129 109H130V111H129ZM134 109L136 110V111H134ZM149 109V110H148ZM151 109V110H150ZM157 109H159V110H161V112L160 111H158ZM182 109V110H181ZM186 109V110H185ZM190 110V112H189V110ZM205 109V110H204ZM209 109V110H208ZM218 109V110H217ZM222 109V110H221ZM231 109V110H230ZM235 109V110H234ZM240 109V110H239ZM6 110V111H5ZM96 110V111H95ZM120 110V111H119ZM139 110V112H137ZM142 110V111H141ZM163 110V111H162ZM176 112H175V111ZM181 110V111H180ZM221 110V111H220ZM4 111V112H3ZM10 111H12V112H10ZM15 111H16V113H15ZM17 111H20L19 112V114H17ZM38 111H40V113L38 112ZM48 111V112H47ZM55 111V112H54ZM57 111V112H56ZM69 111V112H68ZM104 111V114L101 116L102 118H99V115H101L102 114V112ZM116 111V112H115ZM119 111V112H118ZM132 111H134V113L132 112ZM167 111V112H166ZM204 111H206V112H204ZM209 111V112H208ZM224 111V112H223ZM233 111H235V114H234V112ZM240 111V112H239ZM7 112V113H6ZM14 112V113H13ZM41 112H42V114H41ZM59 112V113H58ZM65 112V113H64ZM67 112V113H66ZM72 114H71V113ZM77 114H76V113ZM84 112V113H83ZM86 112V113H85ZM93 112H95V113H93ZM99 112V113H98ZM111 112V113H110ZM149 112H151L152 113V115H151V113H149ZM156 112V113H155ZM175 112V113H174ZM182 112H183V114H185L186 116H188V113H189V116L188 117H186V118H188V120H189V122H187V120H186V118L184 119V115L182 114ZM185 112V113H184ZM186 112H187V114H186ZM194 112V113H193ZM218 112V114H216ZM225 112H227V113H225ZM258 112V114H256L255 115V113H257ZM261 112V113H260ZM4 113V114H3ZM46 113H48V114H46ZM61 113V114H60ZM69 113V114H68ZM74 113L76 114V115H74ZM90 113V114H89ZM101 113V114H100ZM105 113H106V115H107V117L110 115V114H112V116L109 118V119H107L106 118V115H105ZM144 114V116H143V114ZM177 113V114H176ZM193 113V114H192ZM201 113H204L203 115L205 116V114H206V116L208 117V116H210V117H203V115L201 114ZM215 113V116L213 115ZM225 114V115H223V114ZM43 115V116H41V117H37V115ZM56 114H58L57 115V117H56V115H55V117H54V115ZM71 114V115H70ZM91 114H92V116H91ZM142 114V115H141ZM147 114H149V115H147ZM157 114V115H156ZM174 114L176 115V116H174ZM180 114H182L181 116H183L182 117V119H181V117H180ZM196 114V117L194 116ZM198 114L200 115V117L198 116ZM208 114V115H207ZM210 114V115H209ZM223 115L224 117H225V120H223V116H221V115ZM3 115V116H2ZM16 115V117H14ZM34 115V116H33ZM46 115H47V117H46ZM60 115V116H59ZM64 115H66V117L64 116ZM68 115H69V120L70 121H66V120H68ZM88 115V116H87ZM139 115H140V117H139ZM156 117H155V116ZM158 115H161L160 117L158 116ZM169 115V116H168ZM190 115H192V116H190ZM213 115V116H212ZM219 115V116H218ZM231 115H234V116H231ZM239 115V116H238ZM13 116V117H12ZM19 116H21V117H19ZM26 116H28V117H26ZM83 116H87L88 118L90 117L91 118V120H90V118H89V120L87 119V117H86V119L83 117ZM97 116H98V118H97ZM153 116V117H152ZM162 116H166L165 118L164 117H162ZM171 116V117H170ZM172 116H174V118L172 117ZM178 116V117H177ZM195 117V118H192V117ZM252 116L254 117V118H252ZM18 117V118H17ZM29 118L30 120H29V122H26L25 120H27V119H23V118ZM45 119H43V118ZM105 117V118H104ZM145 117V118H144ZM152 117V118H151ZM163 119H162V118ZM177 117V118H176ZM215 117V118H214ZM219 117H220V119H219ZM256 117H258L257 119H256ZM262 117V118H261ZM34 118V119H33ZM37 120H36V119ZM41 118V119H40ZM56 119L55 121H54V119ZM59 118H61L63 121H64V123H63V121H61V123H63V124H61V123H59L58 121H60L61 119H59ZM104 118V119H103ZM148 118V119H147ZM150 118H151V120H150ZM154 118H157V119H155V120H157V121H155V123H153L152 124V122H153V119ZM208 119V121H207V119ZM216 118H217V120H216ZM228 119V121H226L227 119ZM233 119V121L232 120H230V119ZM49 121L48 123H50L49 125L48 124H46L47 122V120ZM57 119H59L58 121H57ZM83 119V120H82ZM97 119V120H96ZM102 119V120H101ZM106 119V120H105ZM113 120V122H112V120ZM122 119V120H121ZM137 119V120H136ZM140 119V120H139ZM144 119H146V120H144ZM180 119V120H179ZM190 119H192V120H190ZM193 119H194V121H193ZM196 119V120H195ZM51 120H53V121H51ZM97 123H94V121ZM99 120L101 121V122H99ZM109 120H111V122H109ZM117 120L120 122H118L117 123ZM252 120V121H251ZM20 122L21 121V123H17V122ZM32 121V122H31ZM35 121V122H34ZM51 121V122H50ZM83 121V122H82ZM91 121V122H90ZM98 121V122H97ZM104 121V122H103ZM123 121V122H122ZM139 122V123H141V124H139V123H137L136 124V122ZM146 121V122H145ZM160 121H161V123L162 122H164L163 124L164 125H162L161 123H160ZM172 123H171V122ZM176 121V123H177V125H176V123L173 125V122H175ZM178 121V122H177ZM193 121V122H192ZM210 121V122H209ZM216 121H217V123H218V126L217 125H215L216 124ZM226 121V122H225ZM230 121H232V122H230ZM235 121H237L238 122V124H237V122L236 123H234ZM251 121V122H250ZM255 121H256V123H255ZM258 121V122H257ZM4 122V123H3ZM6 122V123H5ZM23 122V123H22ZM40 124V125H38V123ZM45 122V123H44ZM58 123V125H62V126H58L57 125V123ZM66 122H68V123H66ZM70 122V123H69ZM81 124H80V123ZM107 122V123H106ZM145 122V123H144ZM150 122H151V125H154V127H156V122H158V125H160V126H158L157 125V127H156V129L155 130H151V132L149 131L150 130V128L152 129V127H151V125H147V124H150ZM167 122V123H166ZM196 122H198V124L196 123ZM213 122H215V123H213ZM222 122V123H221ZM230 122V123H229ZM240 122V123H239ZM241 122H243L244 124H246V125H244L243 123L241 124ZM8 123V124H7ZM17 123V124H16ZM33 123V124H32ZM84 123V124H83ZM88 123V124H87ZM114 123H116V124H114ZM135 124V125H133V124ZM160 123V124H159ZM171 123V124H170ZM190 123V124H189ZM210 123V124H209ZM213 124V127H211V129L209 128L210 126H212V124ZM229 123V124H228ZM257 123H259V124H257ZM4 124H5V126H8V127H5L4 126ZM26 124V125H25ZM29 124H31V125H33V126H28ZM35 124V125H34ZM54 124H56L57 126H58V128H57V126L56 125H54ZM65 124H67L68 125V127L65 125ZM92 124V125H91ZM110 124H112L111 126H110ZM114 124V125H113ZM144 124V125H143ZM183 124V125H182ZM186 124V125H185ZM194 124V125H193ZM226 124V125H225ZM228 124V125H227ZM231 124V125H230ZM242 125V127H240V126H238V125ZM253 124H254V126H253ZM14 125V126H13ZM22 125H23V127H22ZM47 125V126H46ZM74 126L73 127V129L74 128H76V130H78V132L76 131H74L72 128H70V126ZM117 125V126H116ZM119 125H121L122 126V128L121 127H119ZM127 125V126H126ZM130 125H131V127H130ZM132 125L133 126H135V127H133L132 128ZM173 125V126H172ZM176 125V126H175ZM221 125V126H220ZM257 125V126H256ZM23 128L22 130H21V127ZM28 127V129H27V127ZM37 126V127H36ZM38 126H41V127H38ZM45 126L47 127L46 129L49 131V132H46L47 130L46 129H43V128H45ZM53 126H56V128H54ZM66 127V130H65V127ZM71 126V127H72ZM77 126V127H76ZM81 128H80V127ZM136 126H137V128H136ZM143 126H144V128L146 127V129H144L143 128ZM162 126V127H161ZM164 126V127H163ZM169 126H170V128H169ZM217 128H216V127ZM226 126V127H225ZM230 126H232V127H230ZM238 126V127H237ZM243 126H244V130H242L243 129ZM253 126V127H252ZM262 126V127H261ZM3 127V128H2ZM25 127H26V129H25ZM32 127H34V129L32 128ZM38 128L37 130H36V128ZM91 127V128H90ZM113 127V128H112ZM118 127H119V129L122 131H120L119 129H118ZM127 127H129V128H127ZM173 127V128H172ZM175 127H177V129H178V131H180V132H176L177 130H176V128ZM222 127H225V128H222ZM240 127V128H239ZM255 127V128H254ZM7 128V129H6ZM9 128V129H8ZM41 128V129H40ZM52 128H54V129H56V131L54 130V129H52ZM62 128V129H61ZM64 128V129H63ZM69 128V129H68ZM84 128H85V130H84ZM115 128V129H114ZM128 130H127V129ZM138 129V131L136 130V129ZM157 128H158V131L162 128V130H160L159 131V134L157 133ZM2 129H5V131L4 130H2ZM32 129V130H31ZM80 129H83V130H81L82 132H84V133H82L81 131H80ZM90 129H92V131L90 130ZM98 130L97 132H96V130ZM147 130L146 132L144 131V132H142V130ZM167 129V130H166ZM168 129H169V132H168ZM182 129V130H181ZM204 129V131H202ZM208 129H210L209 130V133H207L208 132ZM216 129V130H215ZM220 129H222V130H220ZM226 129V130H225ZM231 129V130H230ZM233 129H236L235 131L233 130ZM237 129H238V131H237ZM251 129V130H250ZM253 129V130H252ZM8 130V131H7ZM39 130V131H38ZM46 130V131H45ZM57 130H58V132H57ZM68 130H72V131H74L73 132V134H72V131L70 132V131H68ZM137 131V133H143L142 135L143 136H140V137H138L140 134H136V133H134V132H136ZM173 130V131H172ZM200 130V131H199ZM215 130V131H214ZM217 130H219V131H217ZM225 131V133H224V131ZM262 130V131H261ZM11 131V132H10ZM13 131V132H12ZM17 131V132H16ZM23 131H27V135L25 134V132H23ZM41 131V132H40ZM50 131H52V132H50ZM60 131H61V133H60ZM70 132L69 133V136H68V132ZM89 131V132H88ZM107 131H110V132H108L107 133ZM117 131H119V132H117ZM152 131H153V133H152ZM156 133H155V132ZM163 131H165L164 132V134H163ZM166 131H167V133H169V135L166 133ZM222 131V133L220 134L221 135V137H220V135L218 134V133H220ZM237 131V132H236ZM256 132L255 134L253 133V132ZM257 131H258V133H257ZM260 131V132H259ZM10 134H9V133ZM30 132V133H29ZM32 132V133H31ZM36 132V133H35ZM54 132H56V134L54 133ZM63 132L65 133V134H67V136L65 135H63L62 137H61V135L63 134ZM91 132L94 134H92L91 136L89 135V134H91ZM96 132V133H95ZM113 132V133H112ZM116 132V133H115ZM121 132V133H120ZM184 134H183V133ZM199 132V133H198ZM203 132V133H202ZM215 132L217 133V134H215ZM236 132V133H235ZM242 134H241V133ZM19 134V136H17L18 134ZM39 133V134H38ZM48 133V134H47ZM100 134V136L99 135H97V136H99L101 139H102V142H101V139L100 138H97V136H96V134ZM107 133V134H106ZM147 133V134H146ZM155 136V134L157 135V137L159 136V137H161V138H156L157 140H158V142L159 143H157V141H156V139L154 138V137H151V135L152 134ZM161 133H162V135L164 136H162L161 135ZM166 133V134H165ZM180 133V134H179ZM202 133V134H201ZM238 133V134H237ZM239 133L241 134V136L239 137ZM244 133H245V135L246 134H248L247 136H245L244 135ZM254 135H253V134ZM262 133V134H261ZM11 134H12V136H11ZM15 134V135H14ZM29 134H32V135H29ZM36 134H38V136H39V138H38V136L36 135ZM71 134H72V136H71ZM124 134V135H123ZM173 134V135H172ZM177 134V135H176ZM258 134H259V136H258ZM21 135V136H20ZM25 135H26V139H25ZM53 135V136H52ZM84 135V137H82ZM129 136V137H127V136ZM144 135H146V136H144ZM161 135V136H160ZM171 135V136H170ZM176 135V136H175ZM200 135L202 136V137H200ZM213 135H214V138H213ZM218 135V137L219 138H216V136ZM232 135V136H231ZM237 135V136H236ZM263 135V136H262ZM15 138H14V137ZM36 136V137H35ZM48 136H50V137H48ZM56 136H57V138H58V140L56 139ZM79 136H81L82 138H84L85 140H87V142L84 140V139H82L81 137H79ZM85 136H87V137H89V138H85ZM94 136V137H93ZM115 136H116V138H118V140L117 139H115ZM120 136V137H119ZM126 136V137H125ZM132 138H131V137ZM137 136V137H136ZM228 138H227V137ZM230 136H231V139H232V141H231V139L229 140V138H230ZM233 136H236V137H233ZM243 136V137H242ZM252 137V140H251V138L250 137ZM257 136V137H256ZM30 138V139H28V138ZM95 137H96V140H98V141H95V143H94V141H93V139L95 140ZM122 137V139L124 138V140L125 141H122L121 139H119V138H121ZM143 137H145V138H143ZM148 137V138H147ZM150 137V138H149ZM156 137V136H155ZM168 137V138H167ZM185 137V138H184ZM189 137V138H188ZM204 137V138H203ZM211 138V140H210V138ZM242 137V138H241ZM248 138V140H247V138ZM260 137V140L258 139L257 140V138H259ZM22 138V139H21ZM69 138H71V140L69 139ZM76 138H79V139H81V142H83V143H81V142H78V141H80L79 139H77L76 140V143H75V139ZM143 138V140L145 141L144 143H145V146H144V144H143V141H142V143H141V139ZM146 138H147V140H146ZM153 139V140H155L154 141V143H153V141H150V139ZM165 138V140H163ZM176 138V139H175ZM179 138V139H178ZM191 138V139H190ZM195 138H198L197 140L195 139ZM220 138L222 139V140H220ZM226 138V139H225ZM238 138H239V140H238ZM32 139H33V141H32ZM48 139H50V141L48 140ZM129 139V140H128ZM135 139V141H133V140ZM137 139V140H136ZM161 139V140H160ZM169 139H170V141H169ZM175 139V140H174ZM181 139V140H180ZM186 139H187V141H186ZM200 139V140H199ZM203 139V140H202ZM210 140V141H208V140ZM218 139H219V141H218ZM241 139V140H240ZM246 139V140H245ZM41 140V141H40ZM53 142H52V141ZM62 140V141H61ZM66 140V141H65ZM67 140H69V141H67ZM84 140V141H83ZM93 142H91V141ZM100 140V141H99ZM107 140V141H106ZM207 140V141H206ZM225 140V141H224ZM230 142H232V143H230ZM21 141V142H20ZM26 141H27V143H29V144H27L26 143ZM30 141H31V143H30ZM69 142V145H68V143H63V142ZM116 141V143H113V142H115ZM123 143H122V142ZM128 141V142H127ZM129 141L131 142V144H129ZM136 141H137V143H136ZM184 141V142H183ZM192 141H194V142H192ZM203 143H202V142ZM223 141V142H222ZM233 141H234V143H233ZM246 141H247V144H249V145H247L246 146ZM254 141H255V143H254ZM264 141V140H263ZM42 142V143H41ZM50 142V143H49ZM70 142H73L74 144H70ZM78 142V143H77ZM99 142H100V145H99ZM105 142V143H104ZM110 142H112V143H110ZM125 142V143H124ZM127 142V143H126ZM148 142V143H147ZM156 142V143H155ZM168 142H170L169 144H168ZM188 142V143H187ZM190 142V143H189ZM192 142V143H191ZM197 142H199L198 144H197ZM201 142V143H200ZM205 142V143H204ZM208 142L210 143L209 145H208ZM226 144H225V143ZM227 142H229L228 144H227ZM236 142H237V144H236ZM243 142H245V143H243ZM32 143H34V146L32 147L31 145H33ZM40 143V144H39ZM53 143H55V144H53ZM118 143H122V145L123 146H121V144L119 145V146H116V145H118ZM133 143H135L134 145L135 146H137L136 148H135V146L133 145ZM138 143H139V146H138ZM161 143H162V145H161ZM181 143V144H180ZM185 145H184V144ZM250 143H252V144H250ZM258 143V144H257ZM35 144H37V145H35ZM43 144H45L44 145V148H42L43 147ZM51 144H52V146H51ZM66 144V145H65ZM81 144V145H80ZM84 146H83V145ZM94 144V145H93ZM108 144V145H107ZM116 144V145H115ZM137 144V145H136ZM158 144V145H157ZM160 144V145H159ZM193 144V145H192ZM232 146H235V147H232ZM233 144H235V145H233ZM240 144V145H239ZM256 145V146H254V145ZM30 145V146H29ZM42 146V147H40V146ZM54 145V146H53ZM67 145H68V147H67ZM72 145V146H71ZM86 145V146H85ZM103 145V146H102ZM107 145V146H106ZM125 145L127 146L126 148H125ZM131 145H132V147H131ZM174 145V146H173ZM219 145V146H218ZM243 145H245V146H243ZM252 145V146H251ZM39 146V147H38ZM56 146V147H55ZM60 146V147H59ZM63 146H64V148H63ZM75 146H78V147H75ZM82 148L83 147V150L84 149H86L87 151H88V153L87 152H85V151H83V150H81L80 151V147ZM94 146H95V148H94ZM99 146V147H98ZM113 146V147H112ZM134 146V147H133ZM170 146H172V147H170ZM220 147V149L218 148V147ZM230 146H231V148H235V149H231L230 148ZM236 146H238V147H236ZM243 146V147H242ZM249 146H251L250 148H249ZM55 147V148H54ZM101 147H102V149H104L103 151L101 150ZM105 147V148H104ZM111 147H112V149H113V151H111L112 149H111ZM131 148L130 149V151L132 152V150H133V152L131 153L128 149L129 148ZM212 147V148H211ZM247 147V148H246ZM257 147V148H256ZM53 148V149H52ZM56 148H58V149H56ZM71 148H72V151H71ZM98 148H100L99 150H98ZM118 148H119V150H118ZM134 148V149H133ZM139 148V149H138ZM141 148V149H140ZM179 150H178V149ZM216 148H218V150H216ZM74 149H75V151H77L78 152V154H77V152L76 153H74L75 151H74ZM91 149V150H90ZM116 149V150H115ZM122 149V150H121ZM128 151H127V150ZM226 149L228 150V151H226ZM230 149H231V152H230ZM243 149H245V150H243ZM250 149V150H249ZM262 149V150H261ZM42 150V151H41ZM54 150H56V152L58 151V153L56 154V152L54 151ZM99 152H101V153H98V151ZM101 150V151H100ZM137 150H139L141 153H143V154H140V152L139 151H137ZM144 150H146V151H144ZM176 150H177V153H176ZM225 152H224V151ZM236 150V151H235ZM39 151H41L42 153H40ZM92 151V152H91ZM96 151V152H95ZM108 151V152H107ZM114 151H117L116 152V154H115V152ZM122 151V152H121ZM128 153H127V152ZM143 151V152H142ZM178 151H180V152H178ZM233 151H235V154L237 155V154H239V155H237V156H235L234 154H233ZM237 151H239V152H237ZM242 151V152H241ZM40 153V155L38 156L37 154H39ZM47 154H46V153ZM90 152V153H89ZM95 152V153H94ZM104 152L105 153H107L106 155L104 154ZM109 152H110V154H109ZM122 153V155H121V153ZM145 152H146V154H145ZM228 152V154H225V153H227ZM246 152H248V153H246ZM251 152V153H250ZM43 153H45V155L43 154ZM50 153V154H49ZM83 153V154H82ZM91 153H92V155H91ZM99 154V155H97V154ZM124 153H126V155L124 154ZM135 153V154H134ZM186 153V154H185ZM210 153V154H209ZM216 153V154H215ZM217 153H219V154H217ZM242 153V154H241ZM78 156H77V155ZM94 154V155H93ZM95 154L97 155V157L99 156V158H101V160L99 159H97V157L95 158ZM113 154L114 155H116V156H113ZM117 154H119V155H117ZM124 154V155H123ZM128 154V155H127ZM134 154V155H133ZM136 154H139V156L137 155V156H135ZM169 154H171V155H169ZM210 155V156H208V159L207 160H205V158L207 157V155ZM226 156H225V155ZM231 154V157L229 156ZM233 154V155H232ZM4 155V156H3ZM14 155H17V156H14ZM44 155V156H43ZM88 155V157H86ZM90 155V156H89ZM110 155V156H109ZM130 155V156H129ZM205 155H206V157H205ZM211 155H212V157H211ZM218 155V156H217ZM222 155V156H221ZM227 155H228V157L230 158H228L227 157ZM243 155V156H242ZM252 157H250V156ZM261 155H263L262 157H261ZM38 158H37V157ZM41 156V157H40ZM42 156H43V158H45V156L47 157L48 156V158H49V161H48V158L46 159V161L48 162L47 164H44V163H46L45 162V159H42ZM50 156H53L54 158H56L57 159V161H56V159H54V158H52V157H50ZM71 156V157H70ZM94 156V157H93ZM101 156H104V158L103 157H101ZM105 156H106V158L107 159H105ZM122 156V157H121ZM124 156V157H123ZM128 156H129V158H128ZM132 156V157H131ZM142 156H145V157H143V159H141L142 158ZM147 156V157H146ZM163 156V157H162ZM221 156V157H220ZM232 156H233V159L231 160V158H232ZM246 156H247V159H246ZM258 156V157H257ZM3 157H6V158H3ZM36 157V158H35ZM70 157V159H68V158ZM113 157V158H112ZM115 157V158H114ZM117 157H120V159H122V160H119ZM125 157H126V159H127V161H126V159H125ZM134 157H137V158H139V160L137 159V158H134ZM171 157V158H170ZM179 157H181V158H179ZM224 157H227V158H225V159H227V161L224 159ZM235 157H239L238 159H236V161H235ZM249 157H250V160L251 161H254V162H250V160H248L249 159ZM9 158V159H8ZM15 158V159H14ZM17 158V159H16ZM73 158V159H72ZM75 158V159H74ZM110 158V159H109ZM134 158V159H133ZM157 158H158V160H157ZM161 158H163V159H161ZM172 158H174V160L172 159ZM176 158H177V160H176ZM221 158H223V159H221ZM243 159V161H242V159ZM257 158H258V160H257ZM261 158H262V160H261ZM3 159V160H2ZM5 159V160H4ZM11 159V160H10ZM34 159H36V160H34ZM87 159H89V162H88V160ZM91 159V160H90ZM96 160L97 162H95L94 160ZM117 159V160H116ZM129 159V160H128ZM136 159V160H135ZM211 159V160H210ZM213 159V160H212ZM219 159H221V161L219 160ZM229 159V160H228ZM43 160V161H42ZM87 160V161H86ZM108 161V163H107V161ZM115 160V161H114ZM119 160V161H118ZM135 160V161H134ZM178 160H179V162H178ZM220 161V162H216V161ZM224 162H223V161ZM246 160V161H245ZM7 161H9V162H7ZM14 161V163H12V162ZM17 161V163H15ZM38 161V162H37ZM101 161V162H100ZM104 161V162H103ZM111 161V162H110ZM114 163H113V162ZM121 161H122V163H123V165H122V163H121ZM133 163H132V162ZM231 161H232V164H230L231 163ZM237 161H239V162H237ZM244 161L246 162V163H244ZM255 161H258V162H255ZM37 162V163H36ZM43 162V163H42ZM94 162V163H93ZM103 162V163H102ZM109 162H110V164H109ZM120 162V163H119ZM127 164H126V163ZM128 162H129V166H128ZM161 162V163H160ZM174 162V163H173ZM183 163L182 164V166L181 167H183V168H180L179 167V165H181V163ZM200 162H202V163H200ZM208 162V163H207ZM209 162H211V163H209ZM213 162V163H212ZM226 162V163H225ZM230 162V163H229ZM236 162V163H235ZM243 164H245V165H243ZM248 162H250L251 164H253V165H251L250 163H248ZM262 162H263V164H262ZM4 163V164H3ZM57 163V164H56ZM88 163V164H87ZM96 163V164H95ZM117 163H119L118 164V166H117ZM139 163V164H138ZM171 164L170 165V167H169V165L167 166L166 164ZM173 163V164H172ZM180 163V164H179ZM204 163V164H203ZM206 163H207V165L209 166V168H208V166L206 165ZM230 164L231 166H233V168H231V166H228V164ZM240 164V166H238L239 164ZM255 163V164H254ZM262 165H261V164ZM15 164V165H14ZM16 164H18L17 165V167H16ZM37 164H40V165H37ZM43 164L44 165H47V167L46 166H43ZM51 166H50V165ZM84 164H86V165H84ZM92 166H91V165ZM98 164H100V166H97ZM105 166V168H104V166ZM126 164V165H125ZM161 164H162V166H161ZM178 164V165H177ZM210 164V165H209ZM234 164V165H233ZM241 164H242V166H241ZM246 164H248V165H246ZM259 164V165H258ZM61 165V166H60ZM96 165V166H95ZM116 165V166H115ZM134 165H136V167L134 166ZM139 165V166H138ZM146 165V166H145ZM175 165V166H174ZM194 165H196V166H194ZM60 166V167H59ZM95 166V167H94ZM110 166V167H109ZM115 167V168H113V167ZM124 166V167H123ZM128 166V168L126 169V167ZM131 166V167H130ZM132 166H134V167H132ZM141 166V169H142V167L144 168V170H141L139 167ZM235 166V167H234ZM244 166V167H243ZM246 166H247V168H246ZM250 168H249V167ZM259 166H260V168H259ZM23 167H27V168H23ZM44 167V168H43ZM59 168V170H58V168ZM65 170V171H63V169ZM88 167H89V169H88ZM92 167V168H91ZM97 167V168H96ZM132 168V169H130V168ZM149 167V168H148ZM160 167H162L161 169H160ZM172 167V168H171ZM177 167V168H176ZM179 167V168H178ZM225 167V168H224ZM244 169H243V168ZM251 167H253V168H251ZM254 167H256V168H254ZM263 167V168H262ZM6 168V169H5ZM18 170L17 171V173H16V170ZM48 168V169H47ZM54 169V170H52V169ZM99 168H101V169H99ZM107 168V169H106ZM110 170H109V169ZM119 168H121L122 169V172L121 171H119ZM123 168H125L124 170H123ZM135 168H137V169H135ZM173 168H176V169H173ZM219 168L221 169V171L219 170ZM229 168V169H228ZM236 168V169H235ZM239 168V169H238ZM251 169V170H249V169ZM43 169H45L44 171H43ZM56 169V170H55ZM62 169V170H61ZM85 171H84V170ZM102 169H104L105 171H106V173H105V171L104 170H102ZM139 169L141 170V171H139ZM172 169V170H171ZM178 169V170H177ZM222 169L224 170H227V171H222ZM253 169V170H252ZM15 170V171H14ZM27 170H29V171H27ZM31 170H32V174H31ZM39 170H40V173H39ZM61 170V171H60ZM67 170H69V172L67 171ZM94 170H96V171H94ZM102 170V171H101ZM112 170H113V172H115V173H113L112 174ZM147 172H146V171ZM234 170V171H233ZM239 170V171H238ZM240 170H241V172H243L242 174H240L241 172H240ZM244 170V171H243ZM249 171V173L247 172V173H245L246 171ZM26 172V173H23V172ZM42 171H43V173H42ZM56 171V172H55ZM64 173H63V172ZM73 171V172H72ZM82 171H84V172H82ZM87 171V173H85ZM111 171V172H110ZM117 171V172H116ZM119 171V172H118ZM127 171H128V174H125L124 172H126L127 173ZM168 171H169V173H168ZM230 171H231V173H230ZM251 171L253 172L254 171V173H251ZM20 174H19V173ZM36 172H38V173H36ZM50 172H51V174H50ZM61 172V173H60ZM108 172V173H107ZM223 172V173H222ZM59 173H60V176H61V178H60V176H59ZM129 173H131V175L133 176V178H130L131 177V175H129ZM145 173V174H144ZM155 175H154V174ZM187 173V174H186ZM211 173H213L212 175H210ZM259 173V175H257ZM25 175L26 174V176L25 177H23V175ZM28 174V175H27ZM40 174H41V176H40ZM62 174V175H61ZM71 174H73L72 176H71ZM107 174H108V176H107ZM109 174H111L110 176H109ZM114 174H116V175H114ZM124 174V175H123ZM135 174V175H134ZM166 174V175H165ZM170 174V175H169ZM175 174V175H174ZM218 174V175H217ZM231 176H230V175ZM247 174V175H246ZM251 174H253L252 175V177H251ZM34 175H36V176H34ZM42 175H43V177H45V178H43L42 177ZM45 175H48V176H45ZM51 175V176H50ZM141 175V176H140ZM143 175H144V177H143ZM164 176L165 175V177H168V178H171V179H173V183L174 184H176V185H174L173 183H172V185L176 188L177 187V189H179L180 191H183V193L182 192H180V191H177V192H175V191H172L170 188H168L167 186H165V184L162 182V184L161 185H158V184H160L161 182V177L160 176ZM188 176V177H186L187 178V180L186 179H184L185 177L184 176ZM202 175V176H201ZM217 175V176H216ZM226 175V176H225ZM234 175H236V177L234 176ZM243 175V176H242ZM250 175V176H249ZM31 176H32V178H31ZM59 176V177H58ZM118 176V177H117ZM120 176V177H119ZM122 176L124 177V178H126V179H124V178H122ZM130 176V177H129ZM135 176H136V178H135ZM158 176V177H157ZM175 176H178V178L176 177V178H174ZM180 176V177H179ZM218 176H221V177H218ZM222 176H225V178L223 177V179H222ZM229 176V177H228ZM34 177H37V178H34ZM38 177H39V179H38ZM54 177V178H53ZM63 177H64V179H63ZM71 177V178H70ZM112 177V178H111ZM127 177H129V178H127ZM148 177V178H147ZM157 177V178H156ZM204 177H207V179L206 178H204ZM213 177V178H212ZM216 177H217V179H216ZM248 177H250L249 178V180H246ZM260 178V179H258V178ZM23 178V179H22ZM29 180H28V179ZM40 178H41V180H40ZM51 178V179H50ZM56 178V179H55ZM95 178V179H94ZM108 178V179H107ZM119 178V179H118ZM135 178V179H134ZM143 178V179H142ZM159 178V179H158ZM220 178V179H219ZM230 178V180L232 179V180H234V179H239V180H242V183H243V187H244V189H243V195L242 196H240L239 198H237L236 200L234 199V198H232V196L231 195H229L228 193H227V188H226V180H228ZM244 178V179H243ZM246 178V179H245ZM35 179V180H34ZM42 179H43V181H42ZM49 179H50V181H49ZM53 179V180H52ZM60 180L59 182L58 181H55V180ZM98 179H99V181H98ZM107 179V180H106ZM133 179V180H132ZM147 179V180H146ZM170 179V180H171ZM176 179H178L177 181H175ZM184 179V180H183ZM215 179V180H214ZM222 179V180H221ZM31 180V181H30ZM46 180H48V182L46 181ZM91 180V181H90ZM98 181V183L96 182V181ZM101 180H104V181H101ZM111 180H113V181H115V180H118V182L116 181L115 183L114 182H112ZM124 180V181H123ZM129 180H131V181H134L133 183L131 182V181H129ZM136 180H138V181H140V182H142V185H141V183L139 182L138 183V181H136ZM208 180V181H207ZM253 180V181H252ZM256 180V181H255ZM263 182H262V181ZM111 181V182H110ZM180 181V182H179ZM185 181H187L186 183L187 184H185ZM200 181H202L201 183V185H203L204 187H206V188H208L209 189V187L211 186V187H215L212 191H211V193H209L210 191H208L207 193H206V195L204 194V195H200L197 191H196V189H197V185L199 184V182ZM218 181V182H217ZM221 181V183H219ZM250 181V182H249ZM25 182V183H24ZM39 182V183H38ZM95 182V183H94ZM125 182V183H124ZM135 182H137V183H135ZM171 182H172V180H171ZM214 182L216 183V185L214 184ZM224 182V183H223ZM249 182V183H248ZM22 183V184H21ZM37 183V184H36ZM48 183V184H47ZM56 183V185H54V184ZM105 183V184H104ZM111 184L112 186H114V187H112V186H110V185H106V184ZM120 183H124L123 185L122 184H120ZM147 183V184H146ZM158 183V184H157ZM212 183V184H211ZM256 183H260V187H259V185L258 184H256ZM33 184H36V185H38V187L37 186H35L34 187V185ZM60 184V185H59ZM98 184H100V185H102V186H100V185H98ZM113 184H115V185H113ZM117 184H118V186H117ZM130 184V185H129ZM149 184V185H148ZM219 184V185H218ZM224 186H223V185ZM42 185H44V186H42ZM61 185L63 186V188H65L66 189V191H64L65 189H62L61 188ZM135 185V188L133 187ZM180 185H182L181 187H180ZM249 185V186H248ZM252 185H254V186H252ZM65 186V187H64ZM105 186V187H104ZM107 186H110V187H107ZM123 186V187H122ZM127 186H129V187H127ZM179 186V187H178ZM223 186V187H222ZM44 187H46V189H44ZM48 187V188H47ZM58 187V188H57ZM59 187L61 188V189H59ZM95 187L96 188H98V190L97 189H95ZM103 187V188H102ZM107 187V188H106ZM126 187H127V189H126ZM131 187H133V188H131ZM155 187V188H154ZM217 187H219V189L217 188ZM54 188V189H53ZM104 188H106V189H104ZM110 188H111V191H110ZM128 188H130V189H128ZM139 190H138V189ZM153 188V192H151L152 189ZM194 188V189H193ZM222 190H221V189ZM249 188V189H248ZM30 189V190H29ZM58 189L59 190H63V191H58ZM112 189H114V190H112ZM119 189H121V190H119ZM126 189V190H125ZM131 189L133 190L132 192H131ZM138 191H136V190ZM142 189V190H141ZM149 189H150V191H149ZM193 189V190H192ZM226 191H225V190ZM263 189V190H262ZM48 190H50L49 192H48ZM55 191V193H54V191ZM88 190H89V192H88ZM128 190V191H127ZM130 190V191H129ZM148 190V191H147ZM159 190V191H158ZM188 190H192V191H188ZM221 190V192L219 193V191ZM249 190V191H248ZM262 190V191H261ZM67 191H68V193H67ZM92 191V192H91ZM97 191V192H96ZM108 191H110V192H108ZM196 191V193H194ZM225 191V192H224ZM246 191H248V193H246ZM58 192V193H57ZM62 192V193H61ZM86 192H87V194H88V196L86 197ZM100 192V193H99ZM106 192V193H105ZM120 192V193H119ZM148 192V193H147ZM154 192H158L157 194L156 193H154ZM163 192H165V193H163ZM179 192V193H178ZM214 192V193H213ZM105 193V194H104ZM151 193L152 194H154L153 196H154V198H152L151 199ZM168 193H169V195H168ZM214 195H213V194ZM259 193H261V194H259ZM55 194H57V195H55ZM64 194H66V195H64ZM82 194V195H81ZM91 194H93V195H91ZM96 194V195H95ZM138 194V195H137ZM142 194V195H141ZM146 194V195H145ZM196 194V195H195ZM224 194V195H223ZM263 194V195H262ZM54 195V196H53ZM82 197H81V196ZM102 195V196H101ZM110 195V196H109ZM130 196L129 198H131L130 200H129V198H127L128 196ZM134 195V196H133ZM141 195V196H140ZM157 195V196H156ZM162 195V196H161ZM209 195H211V196H209ZM218 195H220V196H218ZM66 196H68V197H66ZM99 196H100V198H101V200H100V198H99ZM108 196V197H107ZM111 196H112V198H111ZM140 196V197H139ZM146 196V197H145ZM150 198H149V197ZM166 198H165V197ZM171 196H172V198H171ZM214 196V197H213ZM228 196V197H227ZM230 196V197H229ZM247 197V199H245L246 197ZM252 196V197H251ZM55 197V198H54ZM57 197V198H56ZM74 197V198H73ZM81 197V198H80ZM94 198L95 197V199L98 201H96V200H93V199H91V198ZM97 197V198H96ZM159 197H161L160 199H159ZM203 197V198H202ZM208 197V198H207ZM260 197V198H259ZM84 200H83V199ZM104 198H106V199H104ZM125 198H127V200L125 199ZM133 198L134 199H137V200H133ZM139 198V199H138ZM174 198H177V199H174ZM199 198V199H198ZM210 198V199H209ZM229 198V199H228ZM231 198H232V200L234 199V204H233V201L231 200ZM250 198V199H249ZM259 198V199H258ZM34 199V200H33ZM37 201H36V200ZM143 199V200H142ZM147 199V200H146ZM197 199H198V202H199V204H198V202H197ZM219 199V200H218ZM226 199V200H225ZM33 200V201H32ZM39 200H40V202H39ZM44 201V202H42V201ZM81 200V201H80ZM113 200V201H112ZM123 200H125V201H123ZM146 200V203H144L143 201H145ZM149 200H151V201H155V200H157V203L156 202H151V201H149ZM164 200V201H163ZM165 200H167V201H165ZM174 202H173V201ZM246 201V205H245V201ZM257 200L259 201V202H257ZM20 201V202H19ZM35 201V202H34ZM61 201V202H60ZM64 201V202H63ZM84 201H86V202H84ZM119 201V202H118ZM126 201H128L127 202V205H126ZM140 201H141V203H140ZM163 201V202H162ZM189 201V202H188ZM211 201H214V202H211ZM222 201H223V203H222ZM27 202H28V205H27ZM29 202H30V204H29ZM38 202H39V204H38ZM125 202V203H124ZM137 203V205H136V203ZM142 202H143V205L145 204V206H141L140 204H142ZM149 202V203H148ZM168 204H167V203ZM197 202V203H196ZM209 202H210V206H209ZM217 202H218V204H217ZM241 202H242V205H241ZM250 202V203H249ZM256 202H257V204H256ZM32 203V204H31ZM34 203H35V205H34ZM77 203V204H76ZM87 203V204H86ZM120 204L119 206H117L116 204ZM140 203V204H139ZM170 203H171V205H170ZM173 203V204H172ZM211 203H213L214 205L215 204H217V205H215V208H214V206H212L211 205ZM240 205H238V204ZM244 203V204H243ZM43 204V205H42ZM99 204H100V206H99ZM123 204V205H122ZM131 204H132V206H131ZM135 204V205H134ZM146 204H148V206L146 207ZM150 204V205H149ZM156 204H158V207L160 208H158L157 206H156ZM201 204V205H200ZM222 204H225V205H227V207L229 208H227L225 205H224V208L225 209H222L223 208V205ZM2 205V206H1ZM39 205V208L40 209H38V206ZM42 205V206H41ZM47 205V206H46ZM78 205H81V206H79L78 207ZM117 207H121L122 208V210H123V206L125 207V209H124V211H125V213H123L124 211H120V209L121 208H117ZM155 205V206H154ZM164 205H166V207L164 206ZM229 205H232V206H229ZM256 205V206H255ZM258 205V206H257ZM89 206V207H88ZM115 206V207H114ZM128 206V207H127ZM133 208H131V207ZM139 206V207H138ZM151 206V207H150ZM178 206V207H177ZM186 206V207H185ZM204 208H203V207ZM220 206H222V208L220 207ZM235 206H237V207H235ZM238 206H239V208H238ZM251 206V208H250V210H249V207ZM253 206H255V207H253ZM263 206V207H262ZM36 208V209H34V208ZM45 207V208H44ZM47 207V208H46ZM101 207H103V208H101ZM155 207V208H154ZM171 207V208H170ZM188 207V208H187ZM202 207V208H201ZM210 207V208H209ZM216 207H217V209H216ZM235 208V209H233V208ZM253 207V208H252ZM260 207V208H259ZM79 208V209H78ZM105 208H107V209H105ZM130 208V209H129ZM151 208V209H150ZM152 208H154V209H152ZM158 208V210H160V211H156V209ZM162 208H164V210L162 209ZM169 210H168V209ZM178 208V209H177ZM182 208V209H181ZM185 208V209H184ZM193 208H195V209H193ZM205 208H206V210H205ZM213 208V209H212ZM236 208H238V209H236ZM254 208H256V209H254ZM259 208V209H258ZM13 209V210H12ZM44 209V210H43ZM46 209V210H45ZM84 209V210H83ZM103 209V210H102ZM108 209H110V210H108ZM142 209V210H141ZM144 209L147 211V212H145L144 211ZM150 209V210H149ZM167 209V210H166ZM190 209L191 211H188V210ZM202 209V210H201ZM222 209V211H220V210ZM240 209H242V210H240ZM246 209H248V210H246ZM257 209H258V211H257ZM38 212H37V211ZM41 210L42 211H44V213H42L41 212ZM108 210V211H107ZM114 210V211H113ZM153 210H155V211H153ZM166 210V212H164ZM178 210H179V213H178ZM180 210H183V212H184V214H183V212L182 211H180ZM201 210V211H200ZM210 210V211H209ZM213 210H215L214 212H212ZM225 210H227V212L225 211ZM244 210V211H243ZM261 210V209H260ZM15 212V214L13 213V212ZM91 213H90V212ZM110 211V212H109ZM129 211V212H128ZM131 211V212H130ZM208 211V212H207ZM224 211V212H223ZM253 211V212H252ZM84 212H86V213H84ZM90 213V215H89V213ZM108 214H111L112 212V216L111 215H108ZM143 212V213H142ZM150 212H152V213H154L155 215H156V217H155V215H154V217H152L151 218V216H153V214L152 213H150ZM163 212V213H162ZM187 212H191V214H189V213H187ZM194 212V213H193ZM195 212H198V214L197 213H195ZM207 212V213H206ZM210 212V213H209ZM212 212V213H211ZM218 212V213H217ZM226 212V213H225ZM255 212V213H254ZM260 212V211H259ZM36 213V214H35ZM102 213H103V215H102ZM118 215H117V214ZM130 213H132V214H130ZM134 213H135V215H134ZM137 213H139L140 214V216H137V215H139V214H137ZM148 214V216H146V214ZM168 213H170V214H168ZM181 213V214H180ZM204 213V214H203ZM214 213V214H213ZM216 213V214H215ZM252 213V214H251ZM38 214V215H37ZM42 214H43V216H42ZM92 214V215H91ZM93 214H94V216H93ZM108 216H107V215ZM126 215V216H124V215ZM128 214V215H127ZM162 214V215H161ZM172 214H173V216L174 217H171L172 216ZM201 214V215H200ZM209 214H211V215H213V216H211V215H209ZM98 215V216H97ZM106 215V216H105ZM116 215V216H115ZM120 215V216H119ZM142 215V216H141ZM166 215V216H165ZM171 215V216H170ZM185 216V218H184V216ZM187 215V216H186ZM195 215V216H194ZM197 215V216H196ZM202 215H203V217H202ZM205 215V216H204ZM218 215H221V216H218ZM222 215H224V216H222ZM252 215V216H251ZM262 215V217H260L259 218V216H261ZM95 216H96V218H95ZM111 218H110V217ZM115 216V218H117V217H119L118 219H117V221L118 220H120V218H121V220H120V222H116V219H112L113 217ZM131 216H133V217H131ZM137 216V217H136ZM146 216V217H145ZM158 216H163L162 218L161 217H158ZM169 217V219H168V217ZM192 216V217H191ZM194 216V217H193ZM218 216V217H217ZM226 216V217H225ZM254 216H258V218L257 217H254ZM12 217H14V218H16V220L15 219H13ZM28 217V218H27ZM91 217H94L93 219L91 218ZM103 217H105V218H103ZM131 217V218H130ZM151 219H150V218ZM178 217V218H177ZM186 217H188V219H186ZM201 217H202V220H200L201 219ZM206 217V218H205ZM208 217V218H207ZM19 218L21 219V220H19ZM87 218H89V219H87ZM102 218H103V220H104V223H106L105 224V226H104V223H103V225H102V223H101V225L103 226H101L100 224H98L99 222H101L102 221ZM138 218V219H137ZM142 218V219H141ZM161 218V219H160ZM174 218V219H173ZM195 218V219H194ZM204 218V219H203ZM213 218V219H212ZM222 218H225V221L222 219ZM230 218V219H229ZM249 218V219H248ZM254 218V219H253ZM257 218V219H256ZM67 219V220H66ZM74 219H77L79 222H80V224L82 225H80L79 224V222L77 221V220H74ZM107 219V220H106ZM111 219V220H110ZM127 219V220H126ZM132 221H131V220ZM156 219H158V222H156ZM177 219H180L179 221H176ZM212 219V221H210ZM218 219V220H217ZM219 219H221L220 221H219ZM257 220V222L256 221H254V220ZM71 220V221H70ZM87 220H88V222H87ZM90 220V221H89ZM93 222H92V221ZM105 220L107 221V222H105ZM108 220H110V221H108ZM129 220V221H128ZM137 220V221H136ZM147 220V221H146ZM159 220H161V221H159ZM165 220H168V221H166V224H165ZM171 220H173V221H171ZM187 220V221H186ZM196 220V221H195ZM198 220V221H197ZM214 220V221H213ZM217 220V221H216ZM223 220V221H222ZM227 220H230V222L229 221H227ZM73 221H75V222H73ZM76 221H77V223H76ZM83 221H85V222H83ZM118 224L117 226H116V224H115V222ZM126 221V222H125ZM136 223H135V222ZM138 221H139V224H138ZM142 221H146V222H142ZM148 221H150V222H148ZM157 223V225H155V222ZM172 223H171V222ZM203 223V225H201L202 223ZM251 223H250V222ZM64 222V223H63ZM70 222V223H69ZM96 222V223H95ZM108 222H110L109 224H111L110 226L108 225ZM132 222V223H131ZM152 222H154V223H152ZM185 222V223H184ZM199 222V223H198ZM207 222V223H206ZM212 222V223H211ZM218 222V223H217ZM221 222H227L226 223V225H227V227H228V229L225 227L226 225H225V223H223V225H220V223ZM65 223H68V224H65ZM85 223V224H84ZM88 223H90L88 226H87V224ZM143 224L142 226H141V224ZM169 223H170V225H169ZM174 223H175V225H174ZM183 223H184V226H183ZM194 223V224H193ZM213 223L216 225H213ZM242 223V224H241ZM256 223V224H255ZM258 223L259 224H261V227H263V228H261L259 225H258ZM65 224V225H64ZM71 224H73L74 225V227H73V225H71ZM76 224V225H75ZM115 224V225H114ZM122 224V225H121ZM130 224V225H129ZM150 224V225H149ZM154 224V225H153ZM160 224V227L158 226ZM164 224V225H163ZM173 224V225H172ZM179 226H177V225ZM185 224H187V225H185ZM188 224H189V226H188ZM193 224V225H192ZM200 224V225H199ZM208 224H209V226H211V227H209L208 226ZM213 226H212V225ZM222 224V223H221ZM232 224V225H231ZM234 224V225H233ZM240 224H241V226H240ZM246 226H245V225ZM263 224V225H262ZM80 225V226H79ZM107 225V226H106ZM113 225V226H112ZM121 225V226H120ZM139 225H140V227H141V229H140V227H139ZM147 225H149V227L147 226ZM192 225V226H191ZM218 225V226H217ZM225 225V226H224ZM248 225V226H247ZM258 225V226H257ZM65 226V227H64ZM66 226H68L67 227V229H66ZM70 226V227H69ZM72 226V227H71ZM79 226V228H75V227H78ZM85 226V227H84ZM116 226V227H115ZM119 226L121 227V228H119ZM129 226H131V227H133V228H128ZM147 226V227H146ZM153 226H155V227H153ZM167 226V227H166ZM172 226H175L174 228L172 227ZM182 226V229H180V227ZM188 226V228H186ZM191 226V227H190ZM198 226H200V227H198ZM201 226H204V228L206 227V229L207 230H204V228H202ZM224 228H223V227ZM231 226V227H230ZM245 226V227H244ZM250 226H251V228H250ZM105 227V228H104ZM117 227H118V229L121 231V232H117V230H115V229H117ZM139 227V228H138ZM143 227H146L145 229L143 228ZM150 227H151V229H150ZM153 227V228H152ZM159 227V228H158ZM162 227H164V229H166V230H164ZM170 227H172V228H170ZM197 227V228H196ZM212 228V229H210V231H208L209 230V228ZM216 227H218V228H220V231L221 232H219V230H218V228H216ZM248 227V228H247ZM259 227H260V230H259ZM73 228V230H75V232H72L71 233V231H73V230H71V229ZM75 228V229H74ZM109 228H111L112 230L110 231V229ZM149 229V230H146V229ZM155 228V229H154ZM199 228H200V230H199ZM232 228V229H231ZM244 228H247V229H244ZM68 229H70V231L68 230ZM77 229V230H76ZM100 229H103V230H100ZM105 229V230H104ZM109 229V230H108ZM133 230V232H132V230ZM143 229V230H142ZM172 229V230H171ZM224 229H226V231H227V233L229 234V233H231L230 235H228L226 232H224L225 230ZM231 230V232H230V230ZM238 229V230H237ZM242 229V231H240ZM246 231V233H245V231ZM258 231H257V230ZM65 230V231H64ZM82 230V231H81ZM106 230H108V231H106ZM125 230V231H124ZM136 230V231H135ZM137 230H142V231H137ZM161 230V231H160ZM186 230V231H185ZM233 230V231H232ZM251 230V231H250ZM78 231H80L79 233H78ZM100 231L103 233V232H105V233H100ZM112 233L113 232V234H115V235H112L110 232ZM122 231H124V234L122 233ZM149 231V232H148ZM150 231L152 232V234L150 233ZM155 231V232H154ZM166 231H167V234H165L166 233ZM170 231V232H169ZM173 231V232H172ZM207 231V232H206ZM215 233V231H216V233L214 234L213 232ZM238 231H240V232H238ZM260 231H261V233H260ZM64 232V233H63ZM66 232V233H65ZM99 232V233H98ZM126 232V233H125ZM148 232V233H147ZM164 234H163V233ZM199 232H200V234H199ZM202 232V233H201ZM204 232V233H203ZM209 232V233H208ZM222 232H224L223 234H222ZM251 232H253V233H251ZM5 233V234H4ZM102 234V235H100V236H102L101 237V239H100V242L101 241H103L102 239H103V237H105L104 239H107V240H104L102 243H100L99 241H96V239L97 238H100V237H98L97 235L98 234ZM109 233V234H108ZM117 233V234H116ZM118 233L120 234V236L118 235ZM139 233V234H138ZM209 235H208V234ZM240 233V234H239ZM248 233H250V234H248ZM259 233V234H258ZM63 234V235H62ZM108 236H107V235ZM136 235L135 237L133 236V235ZM142 234V235H141ZM147 234V235H146ZM153 236H151V235ZM154 234V235H153ZM159 236H158V235ZM160 234H162V235H160ZM171 234H172V236H171ZM204 234V235H203ZM217 234V235H216ZM221 234V235H220ZM256 234V235H255ZM67 235V237H65ZM79 235V236H78ZM111 235V236H110ZM143 235H144V237L146 238V236L147 237H151V238H144L143 237ZM166 235H168L167 237H166ZM205 235H206V237H205ZM210 237V238H208V236ZM211 235V236H210ZM221 237H220V236ZM224 235V236H223ZM229 236V237H226V236ZM247 235V236H246ZM249 235H251V236H255V237H250ZM261 235V236H260ZM263 235V236H262ZM33 236V237H32ZM71 236H72V238H71ZM95 236H97V237H95ZM110 236V237H109ZM114 236H115V238H114ZM123 236V237H122ZM131 236H133V242H134V244H133V242H132V239H131ZM200 236H201V238H200ZM214 238H213V237ZM246 238H245V237ZM249 236V237H248ZM258 236H260V237H258ZM63 237H64V240H65V238H66V240L64 241L63 240ZM77 239H76V238ZM107 237H109L110 239L111 238H113L112 240H110V239H108ZM119 237H121V239H119ZM140 237H141V239H140ZM155 237V238H154ZM184 237V238H183ZM215 237H218V238H215ZM225 238V239H223V238ZM232 237V238H231ZM244 237V238H243ZM257 237V238H256ZM261 237H262V239H261ZM71 240V239H73V240H71V241H73L74 243H72L69 239ZM124 238V239H123ZM126 238V239H125ZM143 238V239H142ZM163 238H165V239H163ZM221 238H222V242L220 241L221 240ZM249 238V239H248ZM256 238V239H255ZM259 238H260V240H259ZM95 239V242L93 241ZM116 239H117V241H118V239H119V242H115L114 244H115V246H114V244H113V247H112V250L113 251H115L114 252V254H113V252L111 253V251L112 250H110V247H108L107 246V244H108V242H114V241H116ZM147 239L149 240V242H151V239L153 240L152 242H154V243H152L151 242V245H149V244H147L148 242H146L147 241ZM160 239V240H159ZM169 239H171V241L169 240ZM204 239H206L204 242H207V243H205V244H201V243H204L203 242V240ZM210 239H212L211 240V242L210 241H208V240H210ZM215 239H217V240H215ZM246 239H248L247 241H246ZM97 240H99V239H97ZM108 240H110V241H108ZM122 240V241H121ZM137 242H136V241ZM163 241V242H161L163 245H161V243H160V241ZM200 240H202V241H200ZM214 240L216 241V242H214ZM226 240H227V243H226ZM230 240V241H229ZM251 240H257V241H259L258 243L256 242V241H251ZM261 240H263V241H261ZM129 244H127L126 245V242ZM132 242V244H130L131 242ZM142 241V242H141ZM167 241V242H166ZM221 242V244H220V242ZM246 241V242H245ZM250 242V244H252V246L250 245V244H247V243H249ZM64 242V243H63ZM66 242H68L69 244H71V245H69V244H67ZM93 242V243H92ZM96 242H98L96 245H95V243ZM104 242L105 243H107L106 245L104 244ZM125 242V243H124ZM144 242V243H143ZM168 242H170V243H168ZM217 242H218V244H217ZM253 242H256V243H254L253 244ZM263 244H261V243ZM2 243V244H1ZM66 243V244H65ZM76 243V244H75ZM90 243V244H89ZM120 243H121V245H120ZM123 243H124V245H126V246H124L123 245ZM168 243V244H167ZM212 243H215V246H212V245H214V244H212ZM226 243V244H225ZM65 244V245H64ZM75 244V245H74ZM93 244V246H90V245H92ZM119 244V245H118ZM135 244H137V245H135ZM155 244V245H154ZM158 244H160L161 246H163L162 248H166L167 246V248L166 249H162L161 248V246L160 245H158ZM166 244H167V246H166ZM187 244V245H186ZM208 244V245H207ZM244 244H246V245H244ZM256 244V245H255ZM258 244V245H257ZM66 245H68V246H66ZM116 245H118V246H116ZM123 245V246H122ZM133 245V246H132ZM143 245V246H142ZM154 245V246H153ZM221 245V246H220ZM75 246H77L76 248H75ZM102 246H103V248H102ZM120 246V247H119ZM121 246H122V249H120L121 248ZM135 246H136V248H135ZM143 247V248H141V247ZM152 246V247H151ZM165 246V247H164ZM183 246V247H182ZM187 246V247H186ZM199 246H201V247H199ZM220 246V247H219ZM240 246V247H239ZM244 246H245V248H244ZM258 246V247H257ZM262 246H263V248H262ZM2 247V248H1ZM64 247H67V249L66 248H64ZM72 249H71V248ZM93 247H94V249H93ZM98 247V248H97ZM105 247V248H104ZM117 248V250H115L116 248ZM119 247V248H118ZM124 247H126V248H124ZM130 249H129V248ZM140 247V248H139ZM159 247L162 249H159ZM246 250V248H248L247 250H246V252H244V249ZM259 247H261L260 249H259ZM63 248V249H62ZM97 248V249H96ZM102 250H101V249ZM241 248V249H240ZM251 248V249H250ZM256 249L253 253L255 254V255H260V256H257V258H256V260H255V255L252 253V249ZM62 249V250H61ZM78 249V250H77ZM87 249V250H86ZM93 249V250H92ZM104 249V250H103ZM120 249V250H119ZM128 249V250H127ZM137 249H138V251H137ZM141 249V250H140ZM142 249H144V251H142ZM148 251H147V250ZM237 249V250H236ZM240 249V250H239ZM260 250V252H262V254L259 252V253H257L259 250ZM71 250V251H70ZM72 250H74V251H72ZM91 250V251H90ZM96 250V251H95ZM110 250V251H109ZM122 250V251H121ZM126 252H125V251ZM140 250V251H139ZM150 250H152V251H150ZM164 250V251H163ZM241 250H243V251H241ZM248 250H249V252H248ZM250 250H251V252H250ZM61 251V252H60ZM66 253H65V252ZM86 251V252H85ZM106 251H107V253H106ZM129 251V252H128ZM160 251H162V252H160ZM237 251V252H236ZM82 252H83V254H82ZM96 252V253H95ZM98 252H99V254H98ZM123 252H124V254H123ZM128 252V253H127ZM140 252H142L143 254H141ZM145 252V253H144ZM150 252V253H149ZM163 252H165L164 254H163ZM172 252V253H171ZM244 252V253H243ZM250 253V255L248 254V253ZM2 253V254H1ZM61 253L63 254V256L61 257ZM68 253V254H67ZM84 253H86V254H84ZM111 253V254H110ZM140 253V254H139ZM153 253V254H152ZM162 253V254H161ZM235 253H236V255H235ZM58 254H60V255H58ZM66 256H65V255ZM72 254V255H71ZM78 254V255H77ZM91 254V255H90ZM111 255V257H110V255ZM114 256H113V255ZM116 254V255H115ZM126 254V256H124ZM152 254V256L150 257L149 255H151ZM234 256H233V255ZM244 254V255H243ZM89 255V256H88ZM97 255V256H96ZM101 255V256H100ZM148 255V256H147ZM241 255V257H236L235 258V256H240ZM248 256V258H246L247 256ZM69 256V257H68ZM121 256L123 257V259H121ZM232 256H233V258H232ZM243 256V257H242ZM244 256H246V257H244ZM255 256V257H254ZM93 257H97V258H95V259H91V258H93ZM103 257V258H102ZM115 257V258H114ZM119 257V258H118ZM168 257V258H167ZM263 257V258H262ZM9 258V259H8ZM62 258H64V259H62ZM112 258H114V260L112 259ZM116 258H117V260L118 261H120V260H122L121 262H118L117 260H116ZM244 258H245V260H244ZM250 258V259H249ZM258 258H260V259H258ZM262 258V259H261ZM125 259H126V261H125ZM152 259V260H151ZM157 259V260H156ZM230 259V260H229ZM232 259V260H231ZM234 259V260H233ZM236 259H238V262H236L237 260ZM241 259V260H240ZM248 259H249V261H248ZM253 261H252V260ZM258 259V260H257ZM133 260V261H132ZM225 260H227V262L225 263ZM229 260V261H228ZM236 260V261H235ZM259 261L260 260V262H258V263H256L255 261ZM262 260V261H261ZM149 261V262H148ZM152 261V262H151ZM215 263H214V262ZM115 262V263H114ZM126 262V263H125ZM130 262V263H129ZM216 262H218V263H216ZM222 262V263H221ZM247 262V263H246ZM240 263V264H241Z\"/></svg>",
    "mask_w": 264,
    "mask_h": 264
},
{
    "label": "bare ground",
    "instance_id": "2",
    "mask_svg": "<svg viewBox=\"0 0 264 264\" xmlns=\"http://www.w3.org/2000/svg\"><path fill=\"white\" fill-rule=\"evenodd\" d=\"M15 1H18V0H15ZM40 1H41V0H40ZM44 1H45V0H44ZM49 1H51V0H46V2H44V3H46V5L43 6V7H45L44 9L41 8V9H43V10H41L42 12L39 10V11H40V18H39V19H40V21L43 22V23H44V22H53V23H54V21H55V23H56V20L53 21V19H55V18H54V15H55V12H57V11H56V9H57L56 6H57L58 4H57V3L54 4V2H52V1H51V3H47V2H49ZM53 1H54V0H53ZM57 1H58V0H57ZM144 1H148V2H150V0H144ZM152 1H153V0H151V2H152ZM158 1H159V0H158ZM158 1H157V3H158ZM173 1H175V0H173ZM191 1H192V0H191ZM197 1H198V0H197ZM207 1H208V0H207ZM207 1H206V2H207ZM209 1H211V0H209ZM218 1L220 2V0H218ZM18 2H19V3H17V4H21L20 1H18ZM31 2H32V1H31ZM34 2H35V1H34ZM58 2H59V1H58ZM133 2H134V0H133ZM135 2H136V0H135ZM139 2L142 3V1H140V0H139ZM170 2H171V1H169V3H170ZM216 2H217V1H216ZM15 3H16V2H15ZM26 3L29 4V5H31V3H29L28 1H27ZM32 3H33V2H32ZM40 3H41V2H40ZM126 3H127V2H126ZM137 3H138V1H137ZM145 3H147V2H145ZM145 3L143 2V4H145ZM157 3H156V4H157ZM193 3H195L194 0H193ZM193 3H192V4H193ZM221 3H222V2H221ZM33 4H34V3H33ZM35 4H36V3H35ZM35 4H34V5H35ZM128 4H130V3H128ZM134 4H135V3H134ZM164 4L167 5L168 3H164ZM171 4H172V3H171ZM192 4H190V5H192ZM196 4H198V3H196ZM196 4H195V5H196ZM202 4H203V2L201 1V5H202ZM206 4H207V3H206ZM219 4H220V3H219ZM29 5H27V6L29 7ZM38 5L40 6V4H37L36 7H37ZM83 5H84V4H83ZM135 5H137V4H135ZM145 5H146V4H145ZM147 5H149V4L147 3ZM147 5H146V6H147ZM162 5H163V4H162ZM162 5H161V6H162ZM193 5H194V4H193ZM195 5H194V6H195ZM221 5H222V4H221ZM221 5H220V8H221V7L223 8V5H222V6H221ZM0 6H1V4H0ZM18 6H19V5H18ZM81 6H82V5H81ZM81 6H79V7L81 8ZM142 6L144 7V5H142ZM157 6L160 7V5H158V4H157ZM171 6H173V5H170L169 7H171ZM202 6H203V5H202ZM202 6H200V7H202ZM215 6H217V5H214L213 8H215ZM32 7H35V6L32 5ZM58 7H59V6H58ZM85 7H87V6H85ZM88 7H89V6H88ZM94 7H95V6H94ZM94 7H93V8H94ZM97 7H98V6H97ZM99 7H100V6H99ZM130 7H131V6H130ZM130 7H129V8H130ZM149 7L152 9V8H153V5L151 4V6H149ZM162 7H164V5H163ZM162 7H161V8H162ZM174 7H175V9H176V6H173V8H174ZM190 7H191V6H190ZM200 7L198 8V6H197L198 9H200ZM203 7H204V6H203ZM205 7H206V9H207L208 5H207V6L205 5ZM18 8H19V7H18ZM20 8H22V7H20ZM38 8H39V7H37L36 10H37ZM61 8H62V7H61ZM93 8H92V9H88V10H91V11H92ZM129 8H128L127 12H129ZM140 8H141V7H140ZM140 8H139V10L142 9V8H141V9H140ZM147 8H148V7H146V9H147ZM154 8H155V7H154ZM164 8H165V7H164ZM188 8H189V6L187 7V10H188ZM210 8H212V7H210ZM216 8H217V7H216ZM220 8H219V10H220ZM9 9H11V8H9ZM9 9H8V10H9ZM28 9H31V8L29 7ZM28 9H27V10H28ZM64 9H66V8H64ZM131 9H132V10H131ZM131 9H130V10L133 11V10L136 9V8H131ZM151 9H150V10H151ZM158 9H159V8H158ZM168 9H169V8H168ZM171 9H172V8H171ZM171 9H170V10H171ZM190 9H193V7L190 8ZM204 9H205V8H204ZM61 10H62V9H61ZM66 10H67V9H66ZM83 10H85V9L83 8ZM88 10H87V11H88ZM100 10H101V9H100ZM136 10L138 11V8H137ZM136 10H135V12L133 11V12L135 13V16H136ZM150 10H149V11H150ZM161 10H162V9H161ZM170 10H169V11H170ZM176 10H177V12H178V9H176ZM194 10L196 11V9H194ZM213 10H214V9H213ZM219 10H218V11H219ZM223 10H224V9H222V11H223ZM10 11H11V10H10ZM28 11H29V10H28ZM28 11L25 10V12H28ZM64 11H65V10H64ZM79 11L82 12V9H80ZM87 11H85V14H87ZM95 11H96V12H95ZM95 11H94V12L92 11V15H94L95 13H97V15H98V13H99L98 8H97ZM97 11H98V12H97ZM147 11H148V9H147ZM162 11H163V10H162ZM162 11H161V12L159 11V12H160V13H159L160 16L163 14ZM182 11H183V10H180L181 14H182V13L185 14V13L182 12ZM195 11H194V12H195ZM202 11H203V10H202ZM216 11H217V10H216ZM216 11H215V12L213 11V12L216 13ZM220 11H221V10H220ZM8 12H9V11H8ZM83 12H84V11H83ZM108 12H109V11H108ZM138 12H139V11H138ZM140 12H141V11H140ZM140 12H139V13H140ZM152 12H153V10H152ZM157 12H158V10H157ZM174 12H175V11H174ZM174 12H173V14H174ZM185 12H186V10H185ZM187 12H188V11H187ZM192 12H193V11H192ZM199 12H200V11H199ZM205 12H207V11H205ZM210 12H211V11H210ZM29 13H31V12H28V14H29ZM34 13H35V12H34ZM38 13H39V12H38ZM58 13H59V11H58ZM58 13H57V14H58ZM65 13L67 14V12H65ZM71 13H74V12L71 11ZM88 13H89V12H88ZM149 13H151V12H149ZM154 13H155V11H154ZM161 13H162V14H161ZM164 13H165V9H164ZM171 13H172V12H171ZM171 13H170V14H171ZM189 13H190V12H189ZM189 13H188L187 15H189ZM203 13H204V12H203ZM221 13H224V14H225L226 12H221ZM221 13H220V14H221ZM10 14H11V12H10ZM21 14H22V13H20V17H21ZM59 14H63V13H59ZM85 14H83V15H85ZM100 14H101L102 16L104 15V14H102L101 12H100ZM100 14H99V15H100ZM194 14H195V13H194ZM196 14H197V13H196ZM217 14H218V16H219V12H217ZM224 14H223V15H224ZM13 15L16 16L15 13H14ZM26 15H27V13H26ZM26 15L23 14V16H26ZM63 15L65 16V14H63ZM89 15H90V14H89ZM89 15H87L86 17H88ZM101 15H100V17H101ZM126 15H127V13H126ZM131 15L133 16V14H131ZM137 15H138V14H137ZM139 15H140V14H139ZM143 15H144V12H143ZM153 15H154V14H153ZM175 15H177V14L175 13ZM191 15H192V14H191ZM227 15H230V14H227ZM227 15H226V16H227ZM15 16H14V17H15ZM30 16H32V15H30ZM34 16H35V15H34ZM36 16H37V14H36ZM57 16H58V15H57ZM69 16H70V15H69ZM69 16H68V17H69ZM71 16H73V14H72ZM76 16H77V15H76ZM81 16H82V15H81ZM110 16H111V15H110ZM165 16H166V15L164 14L162 17H165ZM195 16H197V15H195ZM195 16H193V17H195ZM200 16H201V15H200ZM206 16H207V15H206ZM215 16H216V15H215ZM215 16H213V17H215ZM220 16L222 17V14H221ZM4 17H5V19H6V16H4ZM12 17H13V16H12ZM16 17H17V16H16ZM58 17L61 18V16H58ZM66 17H67V16H66ZM78 17H80V16H78ZM126 17L128 18V16H126ZM139 17H140V16H139ZM139 17H138V18H134V19H135V22L139 19ZM171 17L174 18L173 15H171ZM177 17H178V16H177ZM177 17H176V18H177ZM190 17H191V16H190ZM193 17H191V18H193ZM207 17H208V16H207ZM221 17H220V18H221ZM224 17H225V16H224ZM224 17H223V19H224ZM227 17H228V16H227ZM0 18H1V16H0ZM2 18H3V17H2ZM18 18H19V17H18ZM26 18H28V17L26 16ZM26 18H25V19H26ZM64 18H65V17H63L62 20H66V21H63V25H64V23L66 24L67 19H68V18H67V19H64ZM73 18H74V17H73ZM76 18H77V17H76ZM92 18L97 19V21L99 20V19H98V16H97V18H96V16H94V17H92ZM111 18H112V17H111ZM131 18H132V17H131ZM149 18H150V17H149ZM154 18H155V17H154ZM173 18H172L171 20H173V22H175V21H174L175 18H174V19H173ZM182 18H183V17H182ZM191 18L189 19V21L191 20ZM210 18H211V16H210ZM216 18H218V17L216 16ZM216 18H214L213 21H214ZM225 18H226V17H225ZM257 18H258V17H257ZM259 18H260V17H259ZM21 19H22V18H21ZM35 19H37V17L34 18V21H35ZM100 19H101V18H100ZM129 19H130V18H129ZM141 19H142V18H141ZM143 19H144V18H143ZM143 19H142L141 21H144ZM146 19H147V18H146ZM151 19H152V18H151ZM151 19H150V20H151ZM166 19H168V18L166 17ZM183 19H185V18H183ZM195 19H196V18H195ZM197 19H199V18H197ZM218 19H219V18H218ZM221 19H222V18H221ZM221 19H220V21H221ZM226 19H228V18H226ZM229 19H230V18H229ZM232 19H233V18H232ZM1 20H4V19H1ZM19 20H20V19H19ZM27 20H29V18H28ZM31 20L33 21V19L31 18V19L29 20V21H30V24L32 23V25H34L35 22L37 23V21H35V22H31ZM62 20H60L59 23L62 22ZM75 20H76V19H75ZM78 20H79V19H77V21H78ZM87 20H88V18H87ZM87 20H86V21H87ZM92 20H94V19H92ZM92 20H90V18H89L88 21L92 23ZM103 20H104V19H101L102 22H103ZM108 20H109V22H110V19H109V18H108ZM159 20H161V19H159ZM159 20H158V21H159ZM179 20H180V19H179ZM192 20H194V19H192ZM192 20H191L190 22H187V23H188V24L191 23ZM208 20H209V19H208ZM5 21H7V20H5ZM69 21H70V20H69ZM72 21H73V20H72ZM81 21H82V20H81ZM83 21H84V20H83ZM97 21H96V22H97ZM111 21H112V20H111ZM127 21H128V20H126V22H127ZM131 21H132V19H131ZM131 21H130V22H131ZM167 21H168V20H167ZM167 21H166V23H170V22H167ZM169 21H170V20H169ZM187 21H188V20H187ZM194 21H195V20H194ZM210 21H211V20H210ZM215 21H216V20H215ZM217 21H218V20H217ZM225 21H226V20H225ZM227 21H228V20H227ZM250 21H251V20H249V22H250ZM84 22H85V21H84ZM94 22H95V21H94ZM98 22H100V21H98ZM98 22H97V24H98ZM128 22H129V21H128ZM128 22H127V23H128ZM146 22H147V21H146ZM146 22H144V23H146ZM149 22H151V21H149ZM149 22H148V23H149ZM152 22H153V21H152ZM161 22L163 23V19H162ZM179 22H180V21H179ZM197 22H198V21H197ZM228 22L230 23L231 21L229 20ZM233 22H236V21H233ZM237 22H238V20H237ZM240 22H241V23H246V22H243L242 20H240ZM262 22H264V20H263ZM0 23H2V21H1ZM21 23H22V24H25V21L22 20ZM55 23H54V25L58 24V22H57L56 24H55ZM75 23H76V22H75ZM79 23H80V21H79ZM107 23H108V22H107ZM123 23H125V22H123ZM131 23H133V22H131ZM139 23H141V22H139ZM139 23H137V24L139 25ZM148 23H146V25H148ZM153 23H155V22H153ZM166 23L164 22V24H166ZM183 23H184V22H182L181 24H180V23H178V24L183 25ZM210 23H211V22H210ZM213 23H214V22H213ZM215 23H216V22H215ZM215 23H214V24H215ZM221 23H222V22H221ZM241 23H239V27L241 26V25H240ZM251 23H252V22H251ZM257 23H258V22H257ZM257 23H256V25H258V24L260 23V21H259L258 24H257ZM27 24H29V23H28V22L26 23V28H27V29H30L31 27H29ZM30 24H29V25H30ZM39 24H40V23H39ZM50 24H51V23H50ZM50 24H49V25H50ZM61 24H62V23H61ZM67 24L70 25L71 22H70V23L67 22ZM88 24H89V23H88ZM99 24H101V23H99ZM109 24L111 25V23H109ZM116 24H117V23H115V25H116ZM125 24H126V23H125ZM137 24H136V25H137ZM142 24H143V22H142ZM158 24H160V22H159ZM173 24H174V23H173ZM178 24H177V22H176V24H174V25H172L171 23H170L169 25H170V26L172 25L171 27H174V26H177ZM202 24L204 25V23H202ZM207 24H208V23H207ZM218 24H219V23H218ZM218 24H217V25H218ZM223 24H224V23H223ZM223 24H222V25H223ZM225 24H228V23L225 22ZM231 24H232V23H230V25H231ZM235 24H236V23H235ZM235 24L233 23L232 25L234 26ZM247 24H248V23H247ZM1 25H2V24H1ZM37 25H38V24H37ZM37 25H36V26H37ZM54 25L51 24L50 26H54ZM69 25H68V26H69ZM95 25H96V23H95ZM104 25H106V24H104ZM104 25H103V28H105ZM107 25H108V24H107ZM127 25H129V24H127ZM131 25H132V24H131ZM144 25H145V24H143V25L140 24V27H142V26L144 27ZM150 25H153V24L151 23ZM169 25L166 24V27L169 26ZM186 25H187V24H186ZM191 25H192V24H191ZM199 25H200V24H199ZM210 25H212V24H210ZM217 25H216L215 27H217ZM232 25H231V27H232ZM243 25H245V24H243ZM243 25H242V26H243ZM252 25H254V24H252ZM259 25H260V24H259ZM263 25H264V24H263ZM6 26L8 27V24H7ZM6 26H5V27H6ZM27 26H28L29 28H28ZM50 26H48V27L50 28ZM56 26H57V25H56ZM56 26H55V27H56ZM58 26H59V25H58ZM71 26H73V25L71 24ZM71 26H69V27H71ZM74 26L77 28V25H76V24H75ZM79 26H80V25H79ZM84 26H85V24H84ZM93 26H94V23H93V25H92V30H91V31H93V29L95 30V28H93ZM98 26H99V25H98ZM101 26H102V25H101ZM101 26H100V27H101ZM170 26H169V27H170ZM195 26H196V24H195ZM204 26H205V25H204ZM242 26H241V27H242ZM0 27L2 28V27H4V26H0ZM5 27H4V30H6ZM14 27H15V26H14ZM34 27H35V26H34ZM40 27H41V25H40ZM65 27H66V25H65ZM81 27H82V26H81ZM106 27H107V26H106ZM110 27H111V26H110ZM131 27H132V26H131ZM136 27H137V26H136ZM143 27H142V28H143ZM152 27L154 28V26H152ZM161 27H162V26H161ZM171 27H170V28H171ZM193 27H194V23H193ZM198 27H199V26H198ZM201 27H202V26H201ZM206 27H208V26L206 25ZM212 27H214V26H212ZM212 27H209V28H212ZM220 27H222V26H220ZM220 27H218L217 29L222 30V28H224V27H222V28H220ZM235 27H237V25H235ZM254 27H255V26H254ZM254 27H253V28H254ZM258 27H262V28H263L264 26L261 25V26H257V28H258ZM1 28H0V29H1ZM22 28H23V26H22ZM22 28H21V29H22ZM26 28H23V29H26ZM32 28H33V27H32ZM52 28H54V27H52ZM78 28H79V27H78ZM86 28H87V27H86ZM90 28H91V27H90ZM96 28H97V27H96ZM123 28H124V27H123ZM125 28H126V27H125ZM137 28H138V27H137ZM195 28H197V27H195ZM195 28H193V30H194ZM250 28H252V26H251ZM8 29H9V28H8ZM14 29H15V28H14ZM16 29H18V28H16ZM38 29H40V28H38ZM50 29H51V28H50ZM88 29H89V28H88ZM106 29H107V28H106ZM106 29H105V30H106ZM112 29H113V28L110 29V32H112V31H111ZM119 29H120V27H119ZM126 29H129L128 26H127ZM161 29L163 30V28H161ZM166 29H167V28H166ZM166 29H165V30H166ZM172 29H174V28H172ZM190 29H192V28H190ZM199 29L201 30L202 28H199ZM205 29H206V28H205ZM224 29H225V28H224ZM231 29H232V28H231ZM237 29H238V27H237ZM1 30H2V32H3V29H1ZM43 30H44V29H43ZM63 30H64V29H63ZM80 30H83V29H81V28H79V30L76 29V31H80ZM85 30L88 32L90 29H89V30L85 29ZM114 30H115V32H117V28H115ZM114 30H113V31H114ZM139 30H140V29H139ZM141 30H142V29H141ZM141 30H140V31H141ZM143 30H146V28H145V29L143 28ZM143 30H142L141 32H143ZM148 30H149V29H148ZM148 30H147V32H148ZM150 30H151V29H150ZM155 30H156V29H155ZM165 30H164V31H165ZM184 30H186V29L184 28ZM195 30H197V29H195ZM195 30H194V32H196ZM206 30H207V29H206ZM206 30H205V31H206ZM210 30H211V29H210ZM210 30H209V31H210ZM232 30H233V29H232ZM234 30L236 31V28H235ZM241 30H242V29H241ZM254 30H256V29H254ZM7 31H8V30H7ZM9 31H10V29H9ZM17 31H18V30H17ZM17 31H16V32H17ZM27 31H28V30H27ZM31 31H32V29H31ZM56 31H57V30H56ZM91 31H90V33H92ZM107 31H109V30H107ZM126 31H128V30H125V32H126ZM129 31H130V29H129ZM129 31H128V32H129ZM137 31H138V30H137ZM140 31H139V33H141ZM152 31H153V30H152ZM152 31H151V32H152ZM179 31H181V27H180V30H179ZM202 31H203V30H202ZM205 31H203L202 33L205 34V33H204ZM213 31H214V30H213ZM235 31H234V32H235ZM249 31H250V30H249ZM251 31H252V30H251ZM251 31H250V32H251ZM256 31H257V30H256ZM72 32H74V31H72ZM93 32H94V31H93ZM95 32H98V33H99L100 31L97 30V31H95ZM95 32H94V34H95ZM105 32H106V31H105ZM110 32H108V33L110 34ZM120 32H121V31H120ZM134 32H135V29H134ZM149 32H150V31H149ZM158 32L160 33V31H158ZM161 32H162V31H161ZM166 32H167V30L165 31V33H166ZM172 32H173V31H171L170 33H172ZM190 32H191V30H190ZM206 32H207V31H206ZM216 32L218 33V31H216ZM216 32H215V33H216ZM225 32H226V34H227V31H225ZM228 32H231V30H230V31L228 30ZM240 32H241V31H240ZM242 32H244V30H243ZM250 32H249V33H250ZM258 32H259V31H258ZM0 33H1V32H0ZM7 33H8V32H7ZM7 33H6V34H7ZM9 33H10V32H9ZM25 33H26V32H25ZM29 33H31V32L29 31ZM36 33H39V30L36 29ZM45 33H46V32H45ZM67 33H68V31H67ZM81 33H82V32H81ZM90 33H88V34H90ZM101 33H102V32H101ZM101 33H100V34H101ZM103 33H104V31H103ZM139 33H137L138 35H135V37H139ZM144 33H145V32H144ZM154 33H155V32H154ZM162 33H163V32H162ZM192 33H193V32H192ZM207 33H209V32H207ZM207 33H206V34H207ZM245 33H246V31H245ZM247 33H248V32H247ZM26 34H28V33H26ZM34 34H35V33H34ZM34 34L32 33V35H34ZM39 34H40V33H39ZM42 34H43V32H42ZM60 34H62V33H60ZM63 34L66 36L65 33H63ZM63 34H62V37H63ZM74 34L76 35V32H74ZM77 34H78V32H77ZM83 34H85V33H83ZM83 34H82V35H83ZM104 34H105V33H104ZM112 34H113V32H112ZM118 34H119V33H118ZM118 34H117V35H118ZM134 34H136V32H135ZM163 34H164V33H163ZM200 34H201V33H200V31H199V35H200ZM210 34H211V33H210ZM212 34H213V33H212ZM221 34H222V32H221ZM223 34H224V33H223ZM230 34H231V33H230ZM230 34H228L227 36L229 37ZM232 34H233V33H232ZM234 34H236V33H234ZM238 34L240 35V33H238ZM238 34H237L236 36H238ZM242 34H244V33H242ZM4 35H5V34H4ZM8 35H9V34H8ZM8 35H7V36H8ZM10 35H12V33H11ZM10 35H9V36H10ZM17 35H18V33H17ZM20 35H21V32H20ZM23 35H25V34H23ZM40 35H41V34H40ZM40 35H39V37H40ZM68 35H69V34H68ZM68 35H67V36H68ZM75 35H72V37H71V36H70V37H71V38H76ZM78 35H79V34H78ZM80 35H81V34H80ZM90 35H91V34H90ZM92 35H93V34H92ZM96 35H98V34H96ZM96 35H95V36H96ZM113 35H114V34H113ZM117 35H116V36H117ZM131 35H132V34H131ZM150 35H151V34H150ZM160 35H161V34H160ZM165 35H167V34H165ZM173 35H174V34H173ZM189 35L191 36V33H190ZM189 35H184V36L187 37V36H189ZM248 35H250V34H248ZM248 35H247V37H244L243 39L248 38V37H249ZM263 35H264V34H263ZM2 36H3V35H2ZM7 36H6V37H7ZM13 36H14V35H13ZM18 36H19V35H18ZM44 36H45V35H44ZM65 36H64V37H65ZM85 36H87V38L89 37L88 35H85ZM98 36H99V35H98ZM98 36H97V37H98ZM101 36H102V35H100V37H101ZM106 36H107V34H106ZM116 36L114 35V37H116ZM121 36H123V35H121ZM153 36H154V34H153ZM161 36H162V35H161ZM163 36H164V35H163ZM174 36H175V35H174ZM208 36H209V34H208ZM208 36H207V37H208ZM218 36H219V35H218ZM231 36H233V35H231ZM245 36H246V35H245ZM250 36H251V35H250ZM6 37H5V38L3 37V39H4V40L6 39V41H7V38H6ZM39 37H38V38H39ZM64 37H63V38H64ZM70 37H68V39H69ZM82 37H83V36H82ZM97 37H96V40H97ZM133 37H134V36H133ZM142 37H145V36L143 35ZM150 37H151V36H150ZM150 37H149V38H150ZM178 37H179V36H178ZM194 37H195V36L193 35V38H194ZM205 37H206V36H205ZM212 37H213V36H212ZM212 37H211V40L213 39ZM219 37H220V36H219ZM228 37L225 36V37H223V38H228ZM234 37H235V36H234ZM238 37H240V36H238ZM238 37H237V38H238ZM252 37H253V36H252ZM258 37H259V36H258ZM262 37H263V36H262ZM16 38H17V36H16ZM40 38H41V37H40ZM43 38H44V37H43ZM77 38H78V37H77ZM98 38H99V37H98ZM110 38H111V37H110ZM120 38H122V37H120ZM120 38H119V39H120ZM163 38H164V37H163ZM171 38H172V37H171ZM175 38H176V37H175ZM187 38L189 39V37H187ZM190 38H191V37H190ZM193 38H191V39L193 40ZM195 38L197 39V37H195ZM201 38H202V37H201ZM203 38H204V37H203ZM223 38L221 39V40H222L221 42H223ZM230 38H231V37H230ZM1 39H2V38H1ZM1 39H0V40H1ZM66 39H67V37H66ZM92 39L94 40L93 37H92ZM107 39H108V38H107ZM122 39H123V38H122ZM136 39H138V38H136ZM136 39H135V40H136ZM155 39H156V38H155ZM157 39H158V38H157ZM160 39H161V38H160ZM166 39H167V38H166ZM168 39H169V38H168ZM168 39H167V40H168ZM177 39H179V38H177ZM177 39H175V40L177 41ZM207 39H208L209 41H211L209 37H208ZM240 39H241V38H240ZM252 39H254V37H253ZM9 40H10V38H9ZM14 40L17 42L16 39H14ZM19 40H20V39H19ZM40 40H41V39H40ZM96 40H94V41L96 42ZM98 40H99V39H98ZM113 40H114V39L109 40V41L112 42ZM133 40H134V39H133ZM144 40H145V39H144ZM146 40H147V39H146ZM146 40H145V41H146ZM153 40H154V39H153ZM153 40H152V41H153ZM158 40H159V39H158ZM180 40H181V39H180ZM199 40H200V39H199ZM199 40H198V41H199ZM232 40H233V38H232ZM249 40H250V39H249ZM256 40H257V39H256ZM260 40H261V38H260ZM2 41H3V40H2ZM2 41H1V42H2ZM87 41H88V40H87ZM99 41H100V40H99ZM115 41H116V40H115ZM120 41H121V39H120ZM152 41H151V42H152ZM171 41H173V38H172ZM178 41H179V40H178ZM186 41H189V40L186 39ZM190 41H191V40H190ZM204 41H205V39H204ZM239 41H240V40H239ZM241 41H243V40L241 39ZM262 41H263V40H261L260 42L262 43ZM4 42H5V41H4ZM4 42H3L4 45H3L2 43H0V44H2V45L5 47V43H4ZM9 42H10V41H9ZM16 42H14V43H16ZM23 42H25V41H23ZM35 42L38 43L37 41H35ZM92 42H93V41H92ZM113 42H114V41H113ZM117 42H118V41H117ZM136 42H137V41H136ZM146 42H147V41H146ZM151 42H149V44H150ZM157 42H158V41H157ZM157 42H156V44H157ZM160 42H161V41H160ZM167 42H168V41H167ZM167 42H166V43H167ZM184 42H185V41H184ZM184 42L182 41V43H184ZM213 42H215V40H213ZM219 42H220V41H219ZM219 42H218V44L221 43V42H220V43H219ZM228 42L230 43V42H232V41H228ZM7 43H8V41H7ZM14 43H10V44H14ZM17 43L20 44V42H17ZM25 43H26V42H25ZM33 43H34V42H33ZM162 43H163V42H162ZM162 43H161V44H162ZM180 43H181V42H180ZM200 43H201V42H200ZM210 43H212V41H211ZM210 43H209V44H210ZM223 43H225V42H223ZM229 43H228V44H229ZM250 43H251V42H250ZM8 44H9V43H8ZM10 44H9V45H10ZM22 44H23V43H22ZM27 44H29V43H27ZM143 44H145V43L143 42ZM151 44H152V43H151ZM159 44H160V43H159ZM202 44H203V43H202ZM204 44H205V43H204ZM204 44H203V45H204ZM207 44H208V43H207ZM209 44H208V45H209ZM212 44H213V43H212ZM212 44H210V45H212ZM225 44H227V43H225ZM6 45H7V44H6ZM9 45H8V46H9ZM15 45H17V44H15ZM15 45H13V46H15ZM34 45L37 46V44H34ZM39 45H40V44H39ZM146 45H147V44H146ZM165 45H166V44H165ZM200 45H201V44H200ZM214 45H215V44H214ZM220 45H221V44H220ZM234 45L236 46L235 41H234ZM0 46H1V45H0ZM23 46H25V45H23ZM139 46H140V45H139ZM186 46H187V47L183 46V48H184V49H185V48L187 49V48L189 47V45H186ZM193 46H194V45H193ZM198 46H199V45H198ZM204 46H205V45H204ZM221 46H222V45H221ZM227 46L229 47L230 44L227 45ZM1 47H2V46H1ZM6 47H7V46H6ZM9 47H11V46H9ZM19 47H22V45L20 44ZM19 47H18L17 49H19ZM27 47H29V46H27ZM32 47H33V45H32ZM37 47H38V46H37ZM39 47H42V46L40 45ZM195 47H196V46H195ZM207 47H208V46H207ZM209 47H210V46H209ZM216 47H218L217 44H216ZM231 47H232V46H231ZM2 48H3V47H2ZM12 48H13V47H12ZM43 48H44V47H43ZM199 48H200V46H199ZM210 48H211V47H210ZM210 48H208V49L210 50ZM223 48H224V47H223ZM223 48H221L220 50H223ZM225 48H226V47H225ZM243 48H244V47H243ZM3 49H4V48H3ZM8 49H10V48H8ZM17 49H15L16 52H17ZM30 49H31V48H30ZM32 49H33V48H32ZM37 49H39V48H36V52H37ZM40 49H41V48H40ZM115 49H116V48H115ZM142 49H143V48H142ZM142 49H141V50H142ZM167 49H169V48H167ZM167 49H166V50H167ZM177 49H178V48H177ZM177 49H175V50H177ZM189 49L192 50L191 46H190ZM189 49H188L187 51H189ZM216 49H219V47L216 48ZM0 50H1V48H0ZM22 50H23V49H22ZM41 50H42V49H41ZM141 50H139V51H141ZM145 50H146V49H145ZM148 50H149V49H148ZM148 50H146L147 53L149 52ZM150 50H151V49H150ZM156 50H157V49H156ZM169 50H174V49H171V48H170ZM199 50H200V49H199ZM212 50H213V48H212ZM232 50H233V49H232ZM250 50H251V49H250ZM8 51H9V50H8ZM39 51H40V50H39ZM44 51H45V50H44ZM151 51H152V50H151ZM158 51H159V49L156 51V53H153L154 51H152V53H153V54H157ZM193 51H195V49H194ZM200 51H201V50H200ZM224 51H225V50H224ZM228 51L230 52V50H228ZM0 52H2V51H0ZM3 52H5V50H4ZM16 52H15V54L18 55V53H16ZM23 52H26V51L23 50ZM30 52H31V51H30ZM180 52H181V51H180ZM189 52H190V51H189ZM189 52H188V53H189ZM191 52H192V51H191ZM202 52H203V49H202ZM207 52H208V54H211L212 51H211V52H210V51H207ZM222 52H223V51H222ZM226 52H227V50H226ZM231 52H232V51H231ZM234 52H236V51H234ZM234 52H233V53H234ZM261 52H262V50H261ZM19 53H21V52H19ZM40 53H41V52H40ZM45 53H46V52H45ZM85 53H86V52H85ZM167 53H168V51H167ZM182 53H183V50H182ZM185 53H186V52H185ZM212 53H213V57H214V55H215V54H214V51H213ZM217 53H218V52H217ZM233 53H231V54H233ZM240 53H241V51L238 52V54H240ZM251 53H253V51H252ZM258 53L261 54L260 51H259ZM142 54H143V53H142ZM144 54H146L145 51H144ZM144 54H143V55H144ZM150 54H151V53H150ZM190 54H191V53H190ZM204 54H205V52H204ZM223 54H224V53H223ZM3 55H5V54H2V56H3ZM26 55H27V52H26ZM38 55L40 56L39 53H38ZM136 55H137V54H136ZM136 55H135V56H136ZM138 55H139V53H138ZM143 55H142V57H143ZM146 55H147V54H146ZM148 55H149V54H148ZM151 55H152V54H151ZM159 55H161V54H159ZM162 55H163V54H162ZM162 55H161V57L159 56L161 59L163 58ZM167 55H168V54H167ZM167 55H166V56H167ZM196 55H197V52H196ZM206 55H207V54H206ZM216 55H217V54H216ZM216 55H215V56H216ZM221 55H222V54H221ZM228 55H229L228 53H227V56H226V54H225V56H226L227 58H228ZM235 55H236V54H235ZM246 55H247V54H246ZM261 55H264V54H261ZM6 56H8V55L6 54ZM44 56H46V55H44ZM135 56H133V57H135ZM140 56H141V55H140ZM144 56H145V55H144ZM153 56H154V55H153ZM163 56H164V55H163ZM168 56H169V55H168ZM168 56H167V57H168ZM198 56H199V55H198ZM255 56H256V57H255ZM257 56L260 57V55H254V53H253V56H252V57H254V59L257 60ZM4 57H5V56H4ZM21 57H22V56H21ZM23 57H25V55H23ZM133 57H132V60H134ZM136 57H137V56H136ZM146 57H147V56H146ZM155 57H157V56L155 55ZM167 57H164V58H163L164 61H165V58H167ZM180 57H181V56H180ZM180 57H179V59H180ZM199 57H201V56H199ZM213 57H210V58L213 60ZM217 57H218V55L216 56V58H217ZM242 57H244V56L242 55ZM242 57H239V58H240L241 60L244 61V59H242ZM250 57H251V55H250ZM252 57H251V59H252ZM261 57H262V56H261ZM263 57H264V56H263ZM6 58H7V57H6ZM26 58L28 59L27 56H26ZM47 58H48V57H47ZM150 58H151V60H153L151 56H150ZM157 58H158V57H157ZM160 58H158V59H160ZM170 58H171V57H170ZM172 58H173V57H172ZM181 58L183 59V57H181ZM184 58H185V57H184ZM186 58H187V57H186ZM219 58H220V57H219ZM221 58H223V57H221ZM231 58H232V57H231ZM235 58H236V57H235ZM235 58L233 57L232 59L234 60ZM239 58H238V55H237V59H238V60H240ZM22 59H23V58H22ZM22 59H21V60H22ZM40 59H41V58H40ZM135 59H136V58H135ZM138 59H139V58H138ZM138 59H137V62H138ZM174 59H175V58H173V62H174ZM182 59H181V61H182ZM201 59H202V62H205V61H203V58H201ZM201 59H199V60H201ZM214 59H215V58H214ZM223 59H224V58H223ZM237 59H236V60H237ZM246 59H247V57H246ZM258 59H259V58H258ZM19 60H20V59H19ZM42 60L45 61L44 58L41 59V61H42ZM86 60H87V57H86ZM86 60H84V62H85ZM129 60H130V59H129ZM132 60H131V64H133ZM168 60H169V59H166V61H168ZM176 60H177V59H176ZM184 60H186V59H184ZM192 60H194V58H193ZM217 60H219V59H217ZM221 60H222V59H221ZM225 60H226V58H225ZM260 60H261V59H259V61H260ZM41 61H39V63H40ZM43 61H42V62H43ZM91 61H92V60H91ZM153 61H155V60H153ZM159 61H160V60H159ZM159 61H158V62H159ZM170 61H172V60H170ZM170 61H169V63H170ZM187 61H188V59H187ZM194 61H195V60H194ZM219 61H220V60H219ZM245 61H246V60H245ZM245 61H244V62H245ZM89 62H90V61H89ZM89 62H88V63H89ZM139 62H140V60H139ZM156 62H157V61H156ZM173 62H172V63H173ZM185 62H186V61H185ZM213 62H214V60H213ZM217 62H218V61H217ZM221 62H222V61H220L219 63H221ZM232 62H233V61H232ZM236 62H237V61H236ZM246 62H247V61H246ZM249 62H250V61H249ZM23 63H25V61H22V62L20 63V65H23ZM27 63H29V62L27 61ZM27 63H25V64H27ZM45 63H47V61H46ZM45 63H44V64H45ZM128 63H130V62H128ZM128 63H127V64H128ZM159 63H160V62H159ZM164 63H165V66H166V65H167L166 62H164ZM164 63H163V64H164ZM174 63L176 64V62H174ZM174 63H173V65H174ZM222 63H223V62H222ZM222 63H221V64H222ZM227 63H230V61L227 62ZM242 63H243V62H241V65H242ZM250 63H251V62H250ZM250 63H249V64H250ZM256 63H258V62H256ZM260 63H264V62H263V59H262V62H260ZM260 63H259V67L261 66ZM44 64H43V65H44ZM89 64H91V63H89ZM140 64H141V63H140ZM170 64H171V63H170ZM186 64H187V63H186ZM196 64H197V63H196ZM199 64H201V63H198V66H197V65H195V66H197V67L199 68ZM231 64H232V63H231ZM231 64H228L227 67H229ZM249 64H248V66H249ZM20 65H19V66H20ZM46 65H47V64H46ZM46 65H44V66H46ZM85 65H88V64H85ZM93 65H94V64H93ZM156 65H157V63H156ZM168 65H169V64H168ZM168 65H167V66H168ZM173 65H172V66H173ZM181 65H183V64H181ZM187 65H188V64H187ZM187 65H183V66H187ZM201 65H202V64H201ZM219 65H220V64H219ZM224 65H225L224 67H226V61H225V64H224ZM244 65H245V64H244ZM244 65H243V66H244ZM246 65H247V63H246ZM253 65H255V64H254V63H252V65L250 64V66H249L250 69H251V67H252ZM26 66H27V65H26ZM26 66L23 65V66H21V67H22V68H26ZM28 66H29V64H28ZM88 66H89V65H88ZM88 66H87V67H88ZM136 66H137V68L139 67V66L136 64V65H135V68H136ZM144 66H145V64H144ZM149 66H150V65H149ZM154 66H155V64L153 65V68H154ZM160 66H161V64H160ZM163 66H164V65H163ZM169 66H170V65H169ZM174 66H176V65H174ZM188 66H189L188 68H190V65H188ZM239 66H240V65H239ZM257 66H258V65H257ZM40 67H41V66H40ZM40 67H39V68H40ZM85 67H86V66H85ZM87 67H86V68H87ZM93 67H94V66H91V68H93ZM128 67H130V66H128ZM133 67H134V64H133ZM156 67H158V66H156ZM180 67H181V66H180ZM221 67H223V65H222V66L220 65V68H221ZM236 67H238V66H236ZM245 67H246V66H245ZM254 67H255V66H254ZM254 67H253V69H251V70H255V71H253V72L255 73L257 68L255 67L256 69H254ZM262 67H263V66H262ZM44 68H45V67H44ZM89 68H90V67H89ZM131 68H132V67H131ZM131 68H130V69H131ZM137 68H136V69H137ZM139 68H140V67H139ZM139 68H138V70H139ZM141 68H142V67H141ZM147 68H150V67H147ZM164 68H166V67H164ZM185 68H186V67H185ZM185 68H184V70H185ZM229 68L231 69V67H229ZM240 68L243 69L244 67H240ZM263 68H264V67H263ZM26 69L28 70V69H30V68H26ZM31 69H32V68H31ZM144 69H146V68H144ZM157 69H158V68H157ZM159 69H160V68H159ZM159 69H158V70H159ZM161 69H162V67H161ZM167 69H168V68H167ZM172 69H174V67H173ZM180 69H181V68H180ZM230 69L228 70V68H227V71L231 72ZM242 69H241V70H242ZM244 69H246V68H244ZM244 69H243V70H244ZM250 69H249V70H250ZM34 70H35V68H34ZM115 70H117V69L115 68ZM119 70H120V69H118V71H119ZM124 70H125V69H124ZM146 70H147V69H146ZM153 70H154V69H153ZM155 70H156V69H155ZM158 70H156V71L158 72ZM181 70H182V69H181ZM181 70H180V71H181ZM184 70H182V71H184ZM233 70H234V69H233ZM243 70H242V71H243ZM247 70H248V69H246V71H247ZM257 70H261V69L259 68V69H257ZM28 71H29V70H28ZM32 71H33V70H32ZM32 71H31V72H32ZM120 71H121V70H120ZM130 71H131V70H130ZM130 71H129V72H130ZM132 71H133V69H132ZM134 71H135V70H134ZM136 71H137V70H136ZM144 71H145V70H143V71L141 70V73L144 72ZM148 71H151V70L148 69ZM148 71H147V74H148ZM162 71H163V70H162ZM227 71H226V72H227ZM235 71H236V70H235ZM31 72H29V73H31ZM33 72H34V71H33ZM88 72H90V71H88ZM91 72H92V71H91ZM114 72H115V71H114ZM139 72H140V70H139ZM145 72H146V71H145ZM154 72H155V71H154ZM163 72H164V71H163ZM169 72H170V71H169ZM174 72H175V71H174ZM174 72H173V73H174ZM192 72H193V71H192ZM239 72H240V71H239ZM239 72H238V73L236 72V75L239 74ZM259 72H260V71H259ZM29 73H28V74H29ZM109 73H110V71H109ZM116 73L119 74L120 72H115V74H116ZM135 73H136V72H135ZM149 73H150V72H149ZM151 73H152V72H151ZM151 73H150V74H151ZM158 73H161V72H158ZM165 73H166V70H165ZM170 73H171V72H170ZM185 73L187 74V73H188V70H187ZM196 73H197V72H196ZM232 73H233V72H232ZM232 73H231L230 75H228L227 78L229 77V79H230V76L232 75ZM240 73H241V72H240ZM37 74H38V73H37ZM120 74H121V73H120ZM139 74H140V73H139ZM139 74H138V72H137V74H134V75L132 74V76L135 77V75L137 76V75H139ZM142 74H143L142 77H146V76H147V75L144 76V74H146V73H142ZM150 74L148 75L149 78H151V77H150ZM152 74H154V73H152ZM166 74H167V73H166ZM166 74H165V75H166ZM186 74H185V76H186ZM194 74H195V72H194ZM197 74H198V73H197ZM227 74H228V72H227ZM234 74H235V72H234ZM234 74H233L231 77H234V76H235ZM243 74H244V73H243ZM243 74H242V75H243ZM260 74H263V73L260 72ZM91 75H92V73L90 74V76H91ZM124 75H125V74H124ZM128 75H129V74H127V76H128ZM130 75H131V74H130ZM140 75H141V74H140ZM140 75L138 76V78L141 77ZM154 75H156V74H154ZM168 75H169V73H168ZM180 75H181V74H180ZM180 75H178V77H179ZM200 75H201V74H200ZM239 75H241V74H239ZM244 75H247V74H244ZM255 75H256V74H255ZM255 75H253V73H252V78H251V79H253V76H254V77H259V74H258V76H255ZM111 76H112V75H111ZM111 76H110V77H111ZM148 76H147V77H148ZM173 76H174V75H173ZM175 76H176V78H175L176 80H173L172 82H174V81L176 82V81H177V78H178V77H177V75H175ZM187 76H188V75H187ZM191 76H192V75H191ZM191 76H190V77H191ZM222 76H223V75H222ZM114 77L116 78V76H113L112 78L114 79ZM142 77H141V78H142ZM152 77H153V76H152ZM154 77H155V76H154ZM193 77H194V76H193ZM193 77H191V78H193ZM197 77H198V75H197ZM197 77H196V78H197ZM199 77H200V76H199ZM218 77H219V76H218ZM237 77H238V76H237ZM242 77H243V76H242ZM242 77L239 76V79L242 78ZM245 77L247 78V76H245ZM245 77H244V78H245ZM262 77H263V76H262ZM92 78H93V77H92ZM138 78H137V80L133 79L135 82L132 80V83L135 84L136 82H138V80H139ZM141 78H140V79H141ZM157 78H158V74H157ZM159 78H160V77H159ZM162 78H163V77L161 76L160 79H162ZM169 78H170V76H169ZM184 78H185V77H184ZM260 78H261V77H260ZM263 78H264V77H263ZM90 79H91V78H90ZM96 79H97V78H96ZM98 79H99V78H98ZM98 79H97V80H98ZM110 79H111V78H110ZM118 79H119V78H118ZM128 79H130V78H128ZM146 79H148V78H146ZM152 79H153V78H152ZM178 79H179V78H178ZM194 79H195V77H194ZM201 79H202V77L200 78V80H201ZM203 79H204V78H203ZM213 79H214V77H213ZM213 79H212V81H211L212 85H213V82H214ZM229 79H228V80H229ZM251 79H250V80H251ZM261 79H262V78H261ZM88 80H89V79H88ZM102 80H104V79H102ZM107 80H108V79H107ZM116 80H117V79H116ZM143 80H144V78H143ZM158 80H159V79H158ZM180 80L182 81L181 78H180ZM183 80H185V79H183ZM187 80H188V79H187ZM197 80H198V78H197ZM204 80H205V79H204ZM228 80H226V82H227V84L229 85L228 82H229L230 80H229V81H228ZM234 80H236V81H234L235 84H236L237 81H239L238 78H236V79H234ZM258 80H259V78H258ZM263 80H264V79H263ZM79 81H80V80H79ZM79 81H78V83H79ZM83 81H84V79H83ZM83 81H80L81 84H82ZM90 81H91V80H90ZM105 81H106V80H105ZM105 81H103L104 84H106ZM117 81H118V80H117ZM139 81H141V80H139ZM144 81H145V80H144ZM163 81H164V80H163ZM168 81H170V80H168ZM194 81H195V80H194ZM218 81L220 82L221 80H218ZM247 81H248V79L246 80V82H247ZM259 81H261V80H259ZM38 82H39V81H38ZM87 82L89 83V81H87ZM92 82H93V79H92ZM92 82H91V83H92ZM95 82H96V81H95ZM95 82H94V85H96V83H97L98 81H97L96 83H95ZM99 82H100V79H99ZM106 82H107V81H106ZM121 82H122V80H121ZM121 82H120V84H124V85L126 84V83H124V81H123V83H121ZM125 82H126V81H125ZM130 82H131V81H130ZM146 82H147V81H146ZM154 82H157V81H155V79H154ZM159 82H160V81H159ZM170 82H171V81H170ZM178 82L180 83V81H178ZM178 82H177V83H178ZM195 82H196V81H195ZM195 82H194V83H195ZM200 82H201V81H200ZM206 82H208V81H206ZM226 82H225V85H226ZM230 82H231V81H230ZM234 82H233V83H234ZM246 82H245V84H246ZM253 82H255V81H253ZM256 82H258V81H256ZM256 82H255V83H256ZM262 82H263V81H262ZM78 83L76 82V84H78ZM100 83H101V82H100ZM100 83H99V84H100ZM142 83H144V82H142ZM148 83H149V81H148ZM152 83H153V80H152ZM161 83H162V82H161ZM165 83H166V82H165ZM177 83H175L176 86L179 85V83H178V84H177ZM197 83H199V82L197 81ZM220 83H222V82H220ZM220 83H218V84H220ZM231 83H232V82H231ZM233 83H232V84H233ZM240 83H241V82H239V84H240ZM79 84H80V83H79ZM83 84H85V82H84ZM97 84H98V83H97ZM130 84H131V83H130ZM138 84H141V83H138ZM144 84H145V83H144ZM156 84H157V86H158V82H157ZM156 84L154 83V85H156ZM169 84H171V83H169ZM207 84H209V82H208ZM207 84H206V86H207ZM232 84H231V85H232ZM237 84H238V82H237ZM248 84H249V82H248ZM38 85H39V84H38ZM42 85H43V83H42ZM91 85H93V84H91ZM102 85H103V84H102ZM132 85H133V84H132ZM132 85H131V87H132ZM141 85H142V84H141ZM147 85H149V84H147ZM147 85H146V86H147ZM151 85H152V84H151ZM165 85H166V84H165ZM181 85H182V84H181ZM209 85H210V84H209ZM214 85H215V87H216V84H214ZM220 85H221V84H220ZM233 85H234V84H233ZM233 85H232V86H233ZM240 85H242V84H240ZM240 85H238V86L240 87ZM243 85H244V84H243ZM250 85H251V84H250ZM252 85H253V84H252ZM256 85H258V84H256ZM260 85H261V84H260ZM260 85H259V87H260ZM262 85H263V84H262ZM262 85H261V86H262ZM80 86H81L80 88L83 87L82 85H80ZM85 86H87V84H86ZM89 86H90V85H89ZM146 86L143 87V85H142L143 88H145ZM162 86H163V85H162ZM166 86H168V84H167ZM166 86H165V87H166ZM170 86H171V85H170ZM172 86L174 87V85H172ZM172 86H171V87H172ZM176 86H175V87H176ZM182 86H183V85H182ZM200 86H201V85H199L198 87H200ZM221 86H222V85H221ZM235 86L238 87L237 85H235ZM254 86H255V85H253V88H254ZM36 87H37V86H36ZM39 87H40V86H39ZM74 87H75V86H74ZM76 87H77V86H76ZM78 87H79V85H78ZM96 87H97V86H96ZM96 87H95V90L98 89V88H96ZM149 87H150V85H149ZM151 87H152V86H151ZM154 87H155V86H153V88H154ZM163 87H164V86H163ZM202 87H203V86H202ZM207 87H208V86H207ZM222 87H223V89H224V86H222ZM222 87H221V88H222ZM251 87H252V86H251ZM257 87H258V86H257ZM262 87H263V86H262ZM40 88H41V87H40ZM40 88H39V89H40ZM88 88H90L89 90L93 89V87H92V88H91V87H88ZM108 88H109V87H107V89H108ZM134 88H136L135 85H134ZM138 88H139V87H138ZM138 88H137V89H138ZM147 88H148V87H147ZM166 88L168 89V87H166ZM200 88H201V87H200ZM203 88H204V87H203ZM233 88H234V86H233ZM86 89H87V88H86ZM99 89H101V87H100ZM99 89H98V90H99ZM145 89H146V88H145ZM150 89H151V88H150ZM161 89H163V88L161 87ZM172 89L174 90V89H176V88H172ZM206 89H207V88H206ZM206 89H205V90H206ZM215 89H216V88H215ZM218 89H219V87H218ZM241 89H243V87H242ZM244 89H245V90H243V91L245 92V91H246V87H245ZM247 89H248V87H247ZM256 89H257V88H256ZM14 90H15V89H14ZM14 90H13V91H14ZM16 90H17V89H16ZM95 90H94V91H95ZM163 90H164V89H163ZM168 90H171V89H168ZM201 90H202V89H201ZM207 90H208V89H207ZM219 90L221 91V89H219ZM236 90H237V89H236ZM249 90H250V88L247 90V91H248V94H247V91H246V94H247V95H249V93H252V94H253L254 92H258V91H257L258 89H257L256 91L254 90V92H251V91H249ZM91 91H92V90H91ZM91 91H90L89 93H91ZM101 91H102V90H101ZM133 91H134V90H133ZM145 91H146L148 94H150L151 91H153V90L151 89V91H148V89H147V90H145ZM160 91L162 92V90H160ZM160 91L158 90V92H160ZM171 91H172V90H171ZM176 91H177V90H176ZM179 91H181V90H179ZM179 91H178V92H179ZM183 91H184V90H182V92H183ZM212 91H214V90L212 89ZM243 91H242V92H243ZM252 91H253V89H252ZM10 92H11V90H10ZM14 92H15V91H14ZM32 92H33V91H32ZM34 92H35V91H34ZM37 92H38V91H37ZM86 92H87V90H86ZM95 92H96V91H95ZM108 92H109V91H108ZM108 92H107V93H108ZM140 92H141V91H140ZM142 92H143V91H142ZM149 92H150V93H149ZM161 92H160V94H161ZM165 92H166V91H165ZM202 92H203V94L205 93L204 91H202ZM210 92H211V91H210ZM215 92H218V91H215ZM215 92H214V93H215ZM244 92H243V93H244ZM260 92H261V91H260ZM18 93H19V92H18ZM18 93H17V94H18ZM23 93H24V92H23ZM81 93H82V92H81ZM103 93H104V92H103ZM107 93H106V95H107ZM147 93H146V94H147ZM156 93H157V92H155V94H154L155 96H156ZM175 93H177V92H175ZM180 93H181V92H180ZM229 93H230V92H229ZM19 94H20V93H19ZM101 94H102V93H101ZM137 94H138V93H137ZM140 94H141V93H140ZM152 94H153V93H152ZM152 94H150V95H146V96H149V98H148L149 101H150V99L152 100L153 97H154V95H152ZM157 94H158V93H157ZM244 94H245V93H244ZM244 94H243V95H244ZM255 94H256V93H255ZM258 94H261V93H258ZM263 94H264V93H263ZM10 95H11V94H10ZM13 95H14V94H13ZM32 95H33V94H32ZM71 95H72V94H71ZM81 95H83V94H81ZM129 95H131V94H129ZM143 95H144V94H143ZM151 95L153 96L152 98H150ZM168 95H169V93H168ZM170 95H173V93L170 94ZM182 95H183V96H182ZM184 95H185V94H181V96H182V98H183L182 100H184V97L186 96V95H185V96H184ZM216 95L219 96L218 94H216ZM247 95H245V96H247ZM253 95H254V94H253ZM261 95H262V94H261ZM261 95H260V96H261ZM15 96H16V95H15ZM34 96H35V94H34ZM49 96H50V95H49ZM92 96H93V94H92ZM94 96H95V95H94ZM97 96H98V94L96 95V97H97ZM99 96H100V95H99ZM99 96H98V97H99ZM109 96L111 97V94H110ZM175 96H176V94H175ZM178 96H179V95H177V97H178ZM187 96H189V94H188ZM187 96H186V97H187ZM190 96H193V95H190ZM190 96H189V97H190ZM203 96H205V94H204ZM208 96H210V95H208ZM213 96H214V95H213ZM28 97H30V96H28ZM85 97H86V96H85ZM98 97L96 98L97 100L100 99V97H99V99H98ZM101 97H102V96H101ZM140 97H141V96H139V95L137 96V98H138L139 100H140ZM142 97H143V96H142ZM142 97H141V99H142ZM144 97H145V96H144ZM179 97H180V96H179ZM194 97H197V96H193L192 98H194ZM248 97H250V96H248ZM256 97H257V96H256ZM15 98H17V97H15ZM20 98H21V97H20ZM20 98H19V99H20ZM112 98H113V97H112ZM137 98H136V100H137ZM154 98H155V97H154ZM203 98H204V97H203ZM215 98H216V97H215ZM245 98H246V97H245ZM30 99H32V98H30ZM115 99H116V98H115ZM131 99H133V98H131ZM131 99H130V101H132ZM155 99H156V98H155ZM170 99L173 100V101L175 102V100L173 99V97H172V98H169V100H170ZM186 99H187V98H186ZM209 99H210V98H209ZM246 99H247V98H246ZM248 99H249V98H248ZM253 99H254V98H253ZM257 99H258V98H257ZM12 100H13V99H12ZM23 100H25V99H23ZM38 100H41V99H38ZM38 100H37V101H38ZM100 100H101V99H100ZM118 100H120V99L118 98ZM133 100H135V99H133ZM159 100H160V99H159ZM167 100H168V99H167ZM171 100H170V101H171ZM205 100H206V99H205ZM213 100H217V98H216V99H213ZM213 100H212V101H213ZM259 100H260V99H259ZM262 100H263V99H262ZM30 101H31V100H30ZM37 101H36V102H37ZM103 101H104V100H103ZM140 101H141V100H140ZM140 101H139V102H140ZM147 101H148V100H147ZM154 101H156V100H154ZM154 101H151V102H154ZM161 101H162V100H161ZM161 101H160V102H161ZM185 101H186L188 104H189V102H190L189 100H188L189 102H188L187 100H185ZM194 101L196 102L197 100H195V98H194ZM202 101H203V100H202ZM239 101H240V100H239ZM257 101H258V100H257ZM14 102H15V100H14ZM22 102H25V101H22ZM98 102H100V101H98ZM101 102H102V100H101ZM127 102H128V101H127ZM136 102H137V101H136ZM136 102H134V103L130 102V103L135 104V106H136ZM157 102H158V101H157ZM191 102H192V100H191ZM205 102H206V101H205ZM4 103H5V102H4ZM34 103H35V102H34ZM113 103H114V100H113ZM125 103H126V101H125ZM140 103H141V102H140ZM155 103H156V102H155ZM155 103H153V104H155ZM168 103H169V102H168ZM180 103H181V101H180ZM212 103H214V102H212ZM212 103H211V105H212ZM215 103H216V102H215ZM215 103H214V104H215ZM235 103H236V102H235ZM240 103H241V102H240ZM262 103H263V102H262ZM262 103H261V104H262ZM0 104L2 105L1 107H4L3 103H0ZM18 104H19V103H18ZM20 104H21V103H20ZM25 104H26V103H25ZM36 104H37V103H36ZM36 104H34V106H35ZM55 104H57V103H55ZM55 104H54V105H55ZM100 104H101V103H100ZM102 104H103V103H102ZM141 104H142V103H141ZM146 104H147V102H146ZM153 104H152V106H153ZM164 104H165V102L163 103V105H164ZM166 104H167V101H166ZM197 104H198V103H197ZM216 104H217V103H216ZM9 105H10V104H9ZM9 105L7 106L8 108H9ZM26 105H28V104H26ZM40 105H41V103L39 104V106H40ZM66 105H68V104H66ZM118 105H119V102H118ZM127 105H128V104H127ZM157 105H158V104H157ZM182 105H183V104H182ZM235 105H238V104H235ZM255 105H256V104H255ZM10 106H11V105H10ZM12 106H13V105H12ZM12 106H11V108H12ZM15 106H16V104H15ZM30 106H31V105H30ZM69 106H70V105H69ZM69 106H68V107H69ZM130 106H131V104H130ZM141 106H142V105H141ZM149 106H151V105H149ZM196 106H198V105H196ZM202 106L204 107V105H202ZM212 106H213V105H212ZM212 106H210L209 108L212 109ZM219 106H220V105H219ZM1 107H0V108H1ZM26 107H27V106H25V108H26ZM56 107H57V106H56ZM56 107H55V109H57ZM64 107H65V106H64ZM70 107H71V106H70ZM99 107H101V106H99ZM153 107H155V106H153ZM157 107H158V106H156V108H157ZM160 107H161V106H160ZM166 107H168V106H166ZM166 107H165V108H166ZM172 107H173V106H172ZM214 107H215V106H214ZM220 107H221V106H220ZM34 108H35V107H34ZM61 108L64 109L62 106H61ZM144 108H145V107H144ZM144 108H143V109H144ZM146 108H147V107H146ZM146 108H145L144 112H145V111L147 112V109H146ZM149 108H151V107H149ZM161 108H162V107H161ZM174 108H175V107H174ZM200 108H201V107H200ZM205 108H206V105H205ZM221 108H222V107H221ZM9 109H10V108H9ZM14 109L16 110V108H13V111H14ZM18 109H20V108H18ZM21 109H22V106H21ZM37 109H38V108H37ZM37 109H36V110H37ZM44 109H45V108H44ZM46 109H47V107H46ZM46 109H45L44 111H46ZM59 109H60V108H59ZM62 109H60V110H62ZM65 109H68V108L66 107ZM95 109H97V108H95ZM135 109H136V108H135ZM135 109H134V111H136ZM138 109H139V108H138ZM151 109H153V108H151ZM151 109H150V110H151ZM163 109H164V108H163ZM182 109H184V108H182ZM182 109H181V110H182ZM227 109H228V108H226V110H227ZM260 109H261V108H259V111H260ZM3 110H4V109H3ZM7 110H8V109H7ZM10 110H11V109H10ZM29 110H30V109H29ZM29 110H28V113H29ZM60 110L57 109V111H59V112H60ZM68 110H69V109H68ZM72 110H73V108H72ZM82 110H83V108H82ZM105 110H106V109H105ZM107 110H108V109H107ZM107 110L105 111L106 113L109 112V110H108V112H107ZM131 110H132V108H131ZM148 110H149V109H148ZM154 110H155V108H154ZM157 110L161 112V110H159V109H157ZM181 110H180V111H181ZM185 110H186V109H185ZM188 110H189V109H188ZM204 110H205V109H204ZM208 110H209V109H208ZM217 110H218V109H217ZM221 110H222V109H221ZM221 110H220V111H221ZM230 110H231V109H230ZM234 110H235V109H234ZM239 110H240V109H239ZM5 111H6V110H5ZM23 111H26V110H23V109H22V110H21L22 114H23V113L28 114V113H26L27 111H26V112H23ZM57 111H56V112H57ZM63 111H64V110H62V112H63ZM90 111H93V110L91 109ZM95 111H96V110H95ZM119 111H120V110H119ZM119 111H118V112H119ZM129 111H130V109H129ZM134 111H132V112L134 113ZM141 111H142V110H141ZM155 111H156V110H155ZM162 111H163V110H162ZM174 111H175V110H174ZM3 112H4V111H3ZM10 112H12V111H10ZM19 112H20V111H17V114H19ZM38 112L40 113V111H38ZM47 112H48V111H47ZM54 112H55V111H54ZM59 112H58V113H59ZM68 112H69V111H68ZM115 112H116V111H115ZM137 112H139V110H138ZM146 112H145V113H146ZM166 112H167V111H166ZM175 112H176V111H175ZM175 112H174V113H175ZM189 112H190V110H189ZM204 112H206V111H204ZM208 112H209V111H208ZM223 112H224V111H223ZM233 112H234V114H235V111H233ZM239 112H240V111H239ZM261 112H264V111H261ZM261 112H260V113H261ZM6 113H7V112H6ZM13 113H14V112H13ZM15 113H16V111H15ZM64 113H65V112H64ZM66 113H67V112H66ZM70 113H71V112H70ZM75 113H76V112H75ZM75 113H74V115L77 114V113H76V114H75ZM83 113H84V112H83ZM85 113H86V112H85ZM93 113H95V112H93ZM98 113H99V112H98ZM106 113H105V115H106ZM110 113H111V112H110ZM139 113H140V112H139ZM149 113H151V112H149ZM155 113H156V112H155ZM184 113H185V112H184ZM193 113H194V112H193ZM193 113H192V114H193ZM225 113H227V112H225ZM3 114H4V113H3ZM41 114H42V112H41ZM46 114H48V113H46ZM60 114H61V113H60ZM68 114H69V113H68ZM71 114H72V113H71ZM71 114H70V115H71ZM89 114H90V113H89ZM100 114H101V113H100ZM103 114H104V111L102 112L101 115H99V118H102L101 116H102ZM142 114H143V113H142ZM142 114H141V115H142ZM176 114H177V113H176ZM182 114H183V112H182ZM182 114H180L181 119H182V117H183V116H181ZM186 114H187V112H186ZM201 114L203 115L204 113H201ZM216 114H218V112H217ZM222 114H223V113H222ZM256 114H258V112L255 113V115H256ZM263 114H264V113H263ZM28 115H29V114H28ZM53 115H54V114H53ZM55 115H56V114H55ZM55 115H54V117H55ZM57 115H58V114H57ZM57 115H56V117H57ZM110 115L112 116V114H110ZM110 115H109L108 117H107V115H106V118L109 119V118L111 117ZM147 115H149V114H147ZM151 115H152V113H151ZM156 115H157V114H156ZM183 115H184V119H185L186 117L189 116V113H188V116H186L185 114H183ZM207 115H208V114H207ZM209 115H210V114H209ZM213 115L215 116V113H214ZM213 115H212V116H213ZM220 115H221V114H220ZM223 115H225V114H223ZM223 115H221V116H223ZM2 116H3V115H2ZM33 116H34V115H33ZM38 116L41 117V116H43V115H39V114H38L37 117H38ZM59 116H60V115H59ZM64 116L66 117V115H64ZM87 116H88V115H87ZM87 116H86V117H87ZM91 116H92V114H91ZM143 116H144V114H143ZM154 116H155V115H154ZM158 116L160 117L161 115H158ZM168 116H169V115H168ZM174 116H176V115L174 114ZM174 116H172V117L174 118ZM185 116H186V117H185ZM190 116H192V115H190ZM194 116L196 117V114H195ZM194 116H193L192 118H195ZM198 116L200 117L199 114H198ZM205 116H206V114H205ZM205 116L203 115V117H205ZM218 116H219V115H218ZM231 116H234V115H231ZM238 116H239V115H238ZM263 116H264V115H262V117H263ZM0 117H1V116H0ZM12 117H13V116H12ZM14 117H16V115H15ZM19 117H21V116H19ZM26 117H28V116H26ZM26 117H25V118L22 117V118H23V119H27V120H25V121H26V122H29L30 119H29V118H26ZM29 117H30V115H29ZM43 117H44V116H43ZM43 117H42V118H43ZM46 117H47V115H46ZM83 117L86 119L85 116H83ZM92 117H93V116H92ZM139 117H140V115H139ZM152 117H153V116H152ZM152 117H151V118H152ZM155 117H156V116H155ZM162 117H164V116H162ZM162 117H161V118H162ZM165 117H166V116H165ZM165 117H164V118H165ZM170 117H171V116H170ZM177 117H178V116H177ZM177 117H176V118H177ZM206 117H207V116H206ZM208 117H210V116H208ZM208 117H207V118H208ZM223 117H224V116H223ZM262 117H261V118H262ZM17 118H18V117H17ZM67 118H68V120H66V121H70V120H69V115H68ZM89 118H90V117H89ZM89 118L87 117L88 120H89ZM97 118H98V116H97ZM104 118H105V117H104ZM104 118H103V119H104ZM144 118H145V117H144ZM151 118H150V120H151ZM207 118H206V119H207ZM214 118H215V117H214ZM252 118H254V117L252 116ZM257 118H258V117H256V119H257ZM33 119H34V118H33ZM35 119H36V118H35ZM40 119H41V118H40ZM43 119H44V118H43ZM53 119H54V118H53ZM59 119H61V118H59ZM59 119H57V121H58ZM147 119H148V118H147ZM155 119H157V118H154V119H153L152 124L155 123V121L158 120V119H157V120H155ZM162 119H163V118H162ZM208 119H209V118H208ZM208 119H207V121H208ZM219 119H220V117H219ZM226 119H227V118H226ZM36 120H37V119H36ZM44 120H45V119H44ZM46 120H47V119H46ZM55 120H56V119H54V121H55ZM82 120H83V119H82ZM90 120H91V118H90ZM96 120H97V119H96ZM101 120H102V119H101ZM105 120H106V119H105ZM111 120H112V119H111ZM111 120H109V122H111ZM121 120H122V119H121ZM136 120H137V119H136ZM139 120H140V119H139ZM144 120H146V119H144ZM179 120H180V119H179ZM186 120H187V122H189L188 118H186ZM190 120H192V119H190ZM195 120H196V119H195ZM216 120H217V118H216ZM223 120H225V117L223 118ZM230 120L233 121L232 118H231ZM261 120H264V118H262ZM0 121H4V119H3V120H0ZM51 121H53V120H51ZM51 121H50V122H51ZM61 121H63V120L61 119V120L58 121V122L61 123ZM91 121H92V120H91ZM91 121H90V122H91ZM93 121H94V120H93ZM193 121H194V119H193ZM193 121H192V122H193ZM217 121H218V120H217ZM217 121H216V124H215V125L218 126V123H219V122L217 123ZM226 121H228V119H227ZM226 121H225V122H226ZM232 121H230V122H232ZM251 121H252V120H251ZM251 121H250V122H251ZM31 122H32V121H31ZM34 122H35V121H34ZM46 122H47L46 124H48V125L50 124V123H48V122H49L48 120H47ZM82 122H83V121H82ZM97 122H98V121H97ZM99 122H101V121L99 120ZM103 122H104V121H103ZM112 122H113V120H112ZM118 122H119V121L117 120V123H118ZM122 122H123V121H122ZM145 122H146V121H145ZM145 122H144V123H145ZM170 122H171V121H170ZM177 122H178V121H177ZM209 122H210V121H209ZM230 122H229V123H230ZM236 122H237V121H235L234 123H236ZM257 122H258V121H257ZM3 123H4V122H3ZM5 123H6V122H5ZM17 123L19 124V123H21V121H20V122L18 121ZM17 123H16V124H17ZM22 123H23V122H22ZM37 123H38V122H37ZM44 123H45V122H44ZM56 123H57V122H56ZM63 123H64V121H63ZM63 123H61V124H63ZM66 123H68V122H66ZM69 123H70V122H69ZM79 123H80V122H79ZM94 123H96V122L94 121ZM106 123H107V122H106ZM119 123H120V122H119ZM137 123H139V122L137 121L136 124H137ZM156 123H157V124H156V127H157L158 122H156ZM160 123H161V121H160ZM160 123H159V124H160ZM163 123H164V122H162L161 124L164 125ZM166 123H167V122H166ZM171 123H172V122H171ZM171 123H170V124H171ZM175 123H176V121L173 122V125H174ZM196 123L198 124V122H196ZM213 123H215V122H213ZM221 123H222V122H221ZM229 123H228V124H229ZM239 123H240V122H239ZM242 123H243V122H241V124H242ZM255 123H256V121H255ZM263 123H264V122H260V124H263ZM7 124H8V123H7ZM32 124H33V123H32ZM40 124H41V123H40ZM40 124L38 123V125H40ZM61 124L58 125V123H57L58 126H62ZM80 124H81V123H80ZM83 124H84V123H83ZM87 124H88V123H87ZM96 124H97V123H96ZM114 124H116V123H114ZM114 124H113V125H114ZM132 124H133V123H132ZM139 124H141V123H139ZM189 124H190V123H189ZM209 124H210V123H209ZM211 124H212V123H211ZM228 124H227V125H228ZM237 124H238V122H237ZM241 124L238 125V126L242 127ZM243 124H244V123H243ZM257 124H259V123H257ZM25 125H26V124H25ZM30 125H31V124H29L28 126H30ZM34 125H35V124H34ZM54 125H56V124H54ZM57 125H56V126H57ZM63 125H64V124H63ZM65 125L68 127L67 124H65ZM91 125H92V124H91ZM111 125H112V124H110V126H111ZM133 125H135V124H133ZM133 125H132V128L135 127V126H133ZM143 125H144V124H143ZM147 125H151V122H150V124H147ZM173 125H172V126H173ZM176 125H177V123H176ZM176 125H175V126H176ZM182 125H183V124H182ZM185 125H186V124H185ZM193 125H194V124H193ZM225 125H226V124H225ZM230 125H231V124H230ZM244 125H246V124H244ZM263 125H264V124H263ZM4 126H5V124H4ZM13 126H14V125H13ZM31 126H33V125H31ZM46 126H47V125H46ZM46 126H45V128H43V129H46V128H47ZM56 126H53V127L56 128ZM58 126H57V128H58ZM71 126H72V125H71ZM71 126H70V128L73 129V127H74L75 125L72 126V127H71ZM116 126H117V125H116ZM126 126H127V125H126ZM152 126H153V127H152ZM158 126H160V125H158ZM220 126H221V125H220ZM238 126H237V127H238ZM253 126H254V124H253ZM253 126H252V127H253ZM256 126H257V125H256ZM0 127H1V126H0ZM5 127H8V126H5ZM20 127H21V126H20ZM22 127H23V125H22ZM22 127H21V130L23 129ZM26 127H27V126H26ZM26 127H25V129H26ZM36 127H37V126H36ZM36 127H35V128H36ZM38 127H41V126H38ZM64 127H65V126H64ZM76 127H77V126H76ZM79 127H80V126H79ZM119 127L122 128L121 125H119ZM119 127H118V129H119ZM130 127H131V125H130ZM151 127H152V129L150 128V130H149L150 132H151V130H155V129H156V127H154V125H151ZM161 127H162V126H161ZM163 127H164V126H163ZM211 127H213V124H212V126H210L209 128L211 129ZM215 127H216V126H215ZM218 127H219V126H218ZM225 127H226V126H225ZM225 127H222V128H225ZM230 127H232V126H230ZM240 127H239V128H240ZM261 127H262V126H261ZM2 128H3V127H2ZM32 128L34 129V127H32ZM54 128H52V129H54ZM80 128H81V127H80ZM90 128H91V127H90ZM112 128H113V127H112ZM127 128H129V127H127ZM127 128H126V129H127ZM136 128H137V126H136ZM136 128H135V129H136ZM143 128H144V126H143ZM154 128H155V129H154ZM169 128H170V126H169ZM172 128H173V127H172ZM175 128H176V130H177L176 132H180V131H178L177 127H175ZM213 128H214V127H213ZM216 128H217V127H216ZM254 128H255V127H254ZM6 129H7V128H6ZM8 129H9V128H8ZM27 129H28V127H27ZM37 129H38V128H36V130H37ZM40 129H41V128H40ZM61 129H62V128H61ZM63 129H64V128H63ZM68 129H69V128H68ZM74 129L76 130V128H74ZM74 129H73V130H74ZM114 129H115V128H114ZM144 129H146V127H145ZM210 129H208V132H207V133H209V130H210ZM2 130L5 131V129H2ZM28 130H29V129H28ZM31 130H32V129H31ZM46 130H47V129H46ZM46 130H45V131H46ZM48 130H49V129H48ZM48 130H47L46 132H49ZM54 130L56 131V129H54ZM65 130H66V127H65ZM75 130H74V131H75ZM78 130H79V129H78ZM78 130H76V131L78 132ZM81 130H83V129H80V131H81ZM84 130H85V128H84ZM90 130L92 131V129H90ZM95 130H96V129H95ZM119 130H120V129H119ZM127 130H128V129H127ZM136 130L138 131V129H136ZM136 130H135V131H136ZM141 130H142V129H141ZM160 130H162V128H161ZM160 130H159V131H160ZM166 130H167V129H166ZM181 130H182V129H181ZM215 130H216V129H215ZM215 130H214V131H215ZM220 130H222V129H220ZM225 130H226V129H225ZM230 130H231V129H230ZM233 130L235 131L236 129H233ZM242 130H244V126H243V129H242ZM250 130H251V129H250ZM252 130H253V129H252ZM7 131H8V130H7ZM38 131H39V130H38ZM68 131H70V130H68ZM68 131H67V132H68ZM71 131H72V130H71ZM71 131H70V132H71ZM74 131H72V134H73ZM76 131H75V132H76ZM85 131H86V130H85ZM97 131H98V130H96V132H97ZM120 131H121V130H120ZM122 131H123V130H122ZM122 131H121V132H122ZM137 131L134 132V133H136V134H140L138 137L143 136V135H142L143 133H141V132H140V133H137ZM144 131H145V130H142V132H144ZM146 131H147V130H146ZM146 131H145V132H146ZM159 131H158V128H157V133H158V134H159ZM172 131H173V130H172ZM199 131H200V130H199ZM202 131H204V129H203ZM210 131H211V130H210ZM217 131H219V130H217ZM223 131H224V130H223ZM237 131H238V129H237ZM237 131H236V132H237ZM261 131H262V130H261ZM5 132H6V131H5ZM10 132H11V131H10ZM12 132H13V131H12ZM16 132H17V131H16ZM23 132H25V131H23ZM40 132H41V131H40ZM50 132H52V131H50ZM57 132H58V130H57ZM70 132L67 133L68 136H69V133H70ZM81 132H82V131H81ZM88 132H89V131H88ZM96 132H95V133H96ZM98 132H99V131H98ZM108 132H110V131H107V133H108ZM117 132H119V131H117ZM121 132H120V133H121ZM154 132H155V131H154ZM164 132H165V131H163V134H164ZM168 132H169V129H168ZM211 132H212V131H211ZM236 132H235V133H236ZM259 132H260V131H259ZM8 133H9V132H8ZM26 133H27V131L25 132V134H26ZM29 133H30V132H29ZM31 133H32V132H31ZM35 133H36V132H35ZM54 133L56 134V132H54ZM60 133H61V131H60ZM82 133H84V132H82ZM107 133H106V134H107ZM110 133H111V132H110ZM112 133H113V132H112ZM115 133H116V132H115ZM152 133H153V131H152ZM152 133H151V134H152ZM155 133H156V132H155ZM166 133H167V131H166ZM166 133H165V134H166ZM182 133H183V132H182ZM198 133H199V132H198ZM202 133H203V132H202ZM202 133H201V134H202ZM212 133H213V132H212ZM221 133H222V131H221L220 133H218V134L220 135ZM224 133H225V131H224ZM240 133H241V132H240ZM240 133H239V137H240L241 134H242V133H241V134H240ZM253 133L255 134L256 132L254 131ZM253 133H252V134H253ZM257 133H258V131H257ZM9 134H10V133H9ZM17 134H18V133H17ZM38 134H39V133H38ZM38 134H36V135L38 136ZM47 134H48V133H47ZM67 134H65V133L63 132V134L61 135V137H62L63 135H64V136H65V135L67 136ZM72 134H71V136H72ZM92 134H93V133L91 132V134H89V135L91 136ZM108 134H109V133H108ZM146 134H147V133H146ZM158 134H157V135H158ZM167 134L169 135V133H167ZM179 134H180V133H179ZM183 134H184V133H183ZM215 134H217V133L215 132ZM237 134H238V133H237ZM254 134H253V135H254ZM261 134H262V133H261ZM14 135H15V134H14ZM26 135H27V134H26ZM26 135H25V139H26ZM29 135H32V134H29ZM93 135H94V134H93ZM97 135L100 136L99 133L96 134V136H97ZM123 135H124V134H123ZM157 135L155 134V136H156V137H155V136L152 134L151 137H154V138L156 139V138L159 137V136L157 137ZM161 135H162V133H161ZM161 135H160V136H161ZM172 135H173V134H172ZM176 135H177V134H176ZM176 135H175V136H176ZM244 135H245V133H244ZM247 135H248V134H246L245 136H247ZM11 136H12V134H11ZM17 136H19V134H18ZM20 136H21V135H20ZM52 136H53V135H52ZM68 136H67V137H68ZM99 136H97V138H100V137H101V136H100V137H99ZM126 136H127V135H126ZM126 136H125V137H126ZM144 136H146V135H144ZM162 136H163V135H162ZM170 136H171V135H170ZM202 136H203V135H202ZM202 136L200 135V137H202ZM231 136H232V135H231ZM231 136H230L229 140L231 139ZM236 136H237V135H236ZM236 136H233V137H236ZM258 136H259V134H258ZM262 136H263V135H262ZM13 137H14V136H13ZM35 137H36V136H35ZM48 137H50V136H48ZM79 137H81V136H79ZM82 137H84V135H83ZM82 137H81V138H82ZM93 137H94V136H93ZM119 137H120V136H119ZM127 137H129V136H127ZM130 137H131V136H130ZM132 137H133V136H132ZM132 137H131V138H132ZM136 137H137V136H136ZM163 137H164V136H163ZM220 137H221V135H220ZM226 137H227V136H226ZM242 137H243V136H242ZM242 137H241V138H242ZM249 137H250V136H249ZM249 137H248V138H249ZM256 137H257V136H256ZM14 138H15V137H14ZM27 138H28V137H27ZM38 138H39V136H38ZM40 138H41V137H40ZM40 138H39V139H40ZM58 138H59V137H58ZM58 138H57V136H56V139H57V140H58ZM62 138H63V137H62ZM85 138L87 139V138H89V137L85 136ZM143 138H145V137H143ZM143 138L141 139V143H142V141H143V144H144V146H145V143H144V142H145V141H144L145 139L143 140ZM147 138H148V137H147ZM147 138H146V140H147ZM149 138H150V137H149ZM159 138H161V137H159ZM159 138H158V139H159ZM167 138H168V137H167ZM184 138H185V137H184ZM188 138H189V137H188ZM203 138H204V137H203ZM209 138H210V137H209ZM213 138H214V135H213ZM216 138H219L218 135L216 136ZM227 138H228V137H227ZM246 138H247V137H246ZM248 138H247V140H248ZM250 138H251V140H252V137H250ZM21 139H22V138H21ZM28 139H30V138H28ZM69 139L71 140V138H69ZM77 139H79V138H76V139L74 140L75 143H76V140H77ZM82 139H84V138H82ZM100 139H101V138H100ZM115 139L118 140V138H116V136H115ZM119 139H121L122 141H125L124 138L122 139V137L119 138ZM175 139H176V138H175ZM175 139H174V140H175ZM178 139H179V138H178ZM190 139H191V138H190ZM195 139L197 140L198 138H195ZM225 139H226V138H225ZM258 139L260 140V137L257 138V140H258ZM48 140L50 141V139H48ZM72 140H73V139H72ZM72 140H71V141H72ZM79 140H80V141H78V142H81V139H79ZM84 140H85V139H84ZM84 140H83V141H84ZM87 140H88V139H87ZM87 140H85V141L87 142ZM128 140H129V139H128ZM132 140H133V139H132ZM136 140H137V139H136ZM160 140H161V139H160ZM163 140H165V138H164ZM180 140H181V139H180ZM199 140H200V139H199ZM202 140H203V139H202ZM207 140H208V139H207ZM207 140H206V141H207ZM210 140H211V138H210ZM210 140H208V141H210ZM220 140H222V139L220 138ZM229 140H228V141H229ZM238 140H239V138H238ZM240 140H241V139H240ZM245 140H246V139H245ZM263 140H264V139L260 140V142H261V141L263 142V143H261V144H264V141H263ZM32 141H33V139H32ZM40 141H41V140H40ZM51 141H52V140H51ZM61 141H62V140H61ZM65 141H66V140H65ZM65 141H64L63 143H68V145H69V142H65ZM67 141H69V140H67ZM88 141H89V140H88ZM90 141H91V140H90ZM93 141H94V143H95V141H98V140H96V137H95V140L93 139ZM99 141H100V140H99ZM106 141H107V140H106ZM122 141H121V142H122ZM133 141H135V139H134ZM150 141H153V143H154L155 140H153V139L151 138ZM156 141H157V143H159L157 139H156ZM169 141H170V139H169ZM186 141H187V139H186ZM218 141H219V139H218ZM224 141H225V140H224ZM231 141H232V139H231ZM252 141H253V140H252ZM20 142H21V141H20ZM52 142H53V141H52ZM78 142H77V143H78ZM91 142H92V141H91ZM101 142H102V139H101ZM127 142H128V141H127ZM127 142H126V143H127ZM183 142H184V141H183ZM192 142H194V141H192ZM192 142H191V143H192ZM201 142H202V141H201ZM201 142H200V143H201ZM222 142H223V141H222ZM229 142H230V141H229ZM229 142H227V144H228ZM26 143H27V141H26ZM30 143H31V141H30ZM41 143H42V142H41ZM49 143H50V142H49ZM71 143L74 144L73 142H70V144H71ZM81 143H83V142H81ZM92 143H93V142H92ZM104 143H105V142H104ZM110 143H112V142H110ZM113 143H116V141L113 142ZM122 143H123V142H122ZM122 143H118V145H116V144H115V145H116V146H119V145L121 144V146H123ZM124 143H125V142H124ZM136 143H137V141H136ZM147 143H148V142H147ZM155 143H156V142H155ZM169 143H170V142H168V144H169ZM187 143H188V142H187ZM189 143H190V142H189ZM198 143H199V142H197V144H198ZM202 143H203V142H202ZM204 143H205V142H204ZM224 143H225V142H224ZM230 143H232V142H230ZM233 143H234V141H233ZM243 143H245V142H243ZM254 143H255V141H254ZM27 144H29V143H27ZM32 144H33V145H31V146L33 147V146H34V143H32ZM39 144H40V143H39ZM53 144H55V143H53ZM83 144H84V143H83ZM83 144H82V145H83ZM129 144H131L130 141H129ZM134 144H135V143H133V145H134ZM180 144H181V143H180ZM183 144H184V143H183ZM209 144H210V143L208 142V145H209ZM225 144H226V143H225ZM236 144H237V142H236ZM250 144H252V143H250ZM257 144H258V143H257ZM35 145H37V144H35ZM44 145H45V144H43V147L40 146V145H39V146L42 147V148H44ZM65 145H66V144H65ZM68 145H67V147H68ZM80 145H81V144H80ZM93 145H94V144H93ZM99 145H100V142H99ZM107 145H108V144H107ZM107 145H106V146H107ZM136 145H137V144H136ZM157 145H158V144H157ZM159 145H160V144H159ZM161 145H162V143H161ZM184 145H185V144H184ZM192 145H193V144H192ZM228 145H229V144H228ZM230 145H231V144H230ZM233 145H235V144H233ZM239 145H240V144H239ZM247 145H249V144H247V141H246V146H247ZM253 145H254V144H253ZM29 146H30V145H29ZM39 146H38V147H39ZM51 146H52V144H51ZM53 146H54V145H53ZM71 146H72V145H71ZM83 146H84V145H83ZM85 146H86V145H85ZM102 146H103V145H102ZM134 146H135V145H134ZM134 146H133V147H134ZM138 146H139V143H138ZM173 146H174V145H173ZM218 146H219V145H218ZM218 146H217V147H218ZM231 146H232V145H231ZM231 146H230V148H231ZM243 146H245V145H243ZM243 146H242V147H243ZM251 146H252V145H251ZM251 146H249V148H250ZM254 146H256V145H254ZM263 146H264V145H262V147H260V148H263ZM34 147H35V146H34ZM55 147H56V146H55ZM55 147H54V148H55ZM59 147H60V146H59ZM75 147H78V146H75ZM79 147H80V146H79ZM98 147H99V146H98ZM112 147H113V146H112ZM112 147H111V149H112ZM119 147H120V146H119ZM126 147H127V146L125 145V148H126ZM131 147H132V145H131ZM136 147H137V146H135V148H136ZM170 147H172V146H170ZM232 147H235V146H232ZM236 147H238V146H236ZM247 147H248V146H247ZM247 147H246V148H247ZM45 148H46V147H45ZM45 148H44V149H45ZM63 148H64V146H63ZM80 148H81V147H80ZM94 148H95V146H94ZM104 148H105V147H104ZM128 148H129V147H128ZM211 148H212V147H211ZM218 148L220 149V147H218ZM218 148H216V150H218ZM256 148H257V147H256ZM52 149H53V148H52ZM56 149H58V148H56ZM95 149H96V148H95ZM99 149H100V148H98V150H99ZM130 149H131V148H129L128 150L130 151ZM133 149H134V148H133ZM136 149H137V148H136ZM138 149H139V148H138ZM140 149H141V148H140ZM177 149H178V148H177ZM231 149H235V148H231ZM231 149H230V152H231ZM81 150H83V147L80 149V151H81ZM85 150H86V149H84L83 151H85ZM90 150H91V149H90ZM98 150H97V151H98ZM101 150L103 151L104 149H102V147H101ZM101 150H100V151H101ZM115 150H116V149H115ZM118 150H119V148H118ZM121 150H122V149H121ZM126 150H127V149H126ZM128 150H127V151H128ZM178 150H179V149H178ZM243 150H245V149H243ZM249 150H250V149H249ZM261 150H262V149H261ZM41 151H42V150H41ZM41 151H39V152L42 153ZM54 151L56 152V150H54ZM71 151H72V148H71ZM74 151H75V149H74ZM102 151H101V152H102ZM111 151H113V149H112ZM127 151H126V152H127ZM137 151H139V150H137ZM144 151H146V150H144ZM218 151H219V150H218ZM223 151H224V150H223ZM226 151H228V150L226 149ZM235 151H236V150H235ZM235 151H233V154H234L235 156H237V155L240 154V153H239V154L236 155V154H235ZM263 151H264V149H263ZM39 152H38V153H39ZM76 152H77V151H75L74 153H76ZM85 152L88 153L87 150H86ZM91 152H92V151H91ZM95 152H96V151H95ZM95 152H94V153H95ZM101 152L98 151V153H101ZM107 152H108V151H107ZM114 152H115V154H116L117 151H114ZM121 152H122V151H121ZM121 152H120V153H121ZM130 152H131V151H130ZM132 152H133V150H132ZM132 152H131V153H132ZM139 152H140V151H139ZM142 152H143V151H142ZM178 152H180V151H178ZM224 152H225V151H224ZM237 152H239V151H237ZM241 152H242V151H241ZM40 153L37 154V155L39 156ZM45 153H46V152H45ZM45 153H43V154L45 155ZM57 153H58V151L56 152V154H57ZM89 153H90V152H89ZM127 153H128V152H127ZM176 153H177V150H176ZM231 153H232V152H231ZM246 153H248V152H246ZM250 153H251V152H250ZM46 154H47V153H46ZM49 154H50V153H49ZM77 154H78V152H77ZM77 154H76V155H77ZM82 154H83V153H82ZM96 154H97V153H96ZM96 154H95V158L97 157V155H99V154H97V155H96ZM104 154L106 155L107 153L104 152ZM109 154H110V152H109ZM124 154L126 155V153H124ZM124 154H123V155H124ZM134 154H135V153H134ZM134 154H133V155H134ZM140 154H143V153L140 152ZM145 154H146V152H145ZM185 154H186V153H185ZM209 154H210V153H209ZM209 154L207 155V157H206V155H205V157H206L205 160L208 159V156H210ZM215 154H216V153H215ZM217 154H219V153H217ZM225 154H228V152L225 153ZM225 154H224V155H225ZM233 154H232V155H233ZM241 154H242V153H241ZM44 155H43V156H44ZM91 155H92V153H91ZM93 155H94V154H93ZM117 155H119V154H117ZM121 155H122V153H121ZM127 155H128V154H127ZM137 155L139 156V154H136L135 156H137ZM169 155H171V154H169ZM263 155H264V154H263ZM263 155H261V157H262ZM3 156H4V155H3ZM14 156H17V155H14ZM43 156H42V159H45V158L47 159V158H48V156H47V157L45 156V158H43ZM77 156H78V155H77ZM89 156H90V155H89ZM106 156H107V155H106ZM106 156H105V159H107ZM109 156H110V155H109ZM113 156H116V155L113 154ZM129 156H130V155H129ZM129 156H128V158H129ZM217 156H218V155H217ZM221 156H222V155H221ZM221 156H220V157H221ZM225 156H226V155H225ZM229 156L231 157V154H230ZM242 156H243V155H242ZM249 156H250V155H249ZM36 157H37V156H36ZM36 157H35V158H36ZM40 157H41V156H40ZM50 157L54 158L53 156H50ZM70 157H71V156H70ZM70 157H69V158L67 157V158L70 159ZM86 157H88V155H87ZM93 157H94V156H93ZM101 157L104 158V156H101ZM121 157H122V156H121ZM123 157H124V156H123ZM131 157H132V156H131ZM143 157H145V156H142L141 159H143ZM146 157H147V156H146ZM162 157H163V156H162ZM211 157H212V155H211ZM227 157H228V155H227ZM227 157H224V159L227 158ZM250 157H251V156H250ZM250 157H249L248 160H250ZM257 157H258V156H257ZM263 157H264V156H263ZM3 158H6V157H3ZM37 158H38V157H37ZM98 158H99V156L97 157V159H98ZM112 158H113V157H112ZM114 158H115V157H114ZM117 158H118L119 160H122V159H120V157H117ZM134 158H137V157H134ZM134 158H133V159H134ZM170 158H171V157H170ZM179 158H181V157H179ZM228 158H229V157H228ZM238 158H239V157H238ZM238 158L235 157V161H236V159H238ZM251 158H252V157H251ZM8 159H9V158H8ZM14 159H15V158H14ZM16 159H17V158H16ZM46 159H45V162H46V163H44V164H47V163H48V162L46 161ZM54 159H56V158H54ZM72 159H73V158H72ZM74 159H75V158H74ZM99 159L101 160V158H99ZM99 159H98V160H99ZM109 159H110V158H109ZM125 159H126V157H125ZM137 159L139 160V158H137ZM161 159H163V158H161ZM172 159L174 160V158H172ZM221 159H223V158H221ZM221 159H219V160L221 161ZM224 159H223V160H224ZM229 159H230V158H229ZM229 159H228V160H229ZM232 159H233V156H232L231 160H232ZM239 159H240V158H239ZM241 159H242V158H241ZM246 159H247V156H246ZM263 159H264V158H263ZM2 160H3V159H2ZM4 160H5V159H4ZM10 160H11V159H10ZM34 160H36V159H34ZM87 160H88V162H89V159H87ZM87 160H86V161H87ZM90 160H91V159H90ZM93 160H94V159H93ZM116 160H117V159H116ZM119 160H118V161H119ZM128 160H129V159H128ZM135 160H136V159H135ZM135 160H134V161H135ZM157 160H158V158H157ZM176 160H177V158H176ZM210 160H211V159H210ZM212 160H213V159H212ZM219 160L216 161V162H220ZM223 160H222V161H223ZM225 160L227 161V159H225ZM257 160H258V158H257ZM261 160H262V158H261ZM42 161H43V160H42ZM48 161H49V158H48ZM56 161H57V159H56ZM94 161L97 162L96 160H94ZM106 161H107V160H106ZM114 161H115V160H114ZM122 161H123V160H122ZM122 161H121V163H122ZM126 161H127V159H126ZM242 161H243V159H242ZM245 161H246V160H245ZM245 161H244V163H246ZM7 162H9V161H7ZM11 162H12V161H11ZM37 162H38V161H37ZM37 162H36V163H37ZM100 162H101V161H100ZM103 162H104V161H103ZM103 162H102V163H103ZM110 162H111V161H110ZM110 162H109V164H110ZM112 162H113V161H112ZM131 162H132V161H131ZM178 162H179V160H178ZM223 162H224V161H223ZM237 162H239V161H237ZM250 162H254V161H251V160H250ZM250 162H248V163H250ZM255 162H258V161H255ZM12 163H14V161H13ZM15 163H17V161H16ZM42 163H43V162H42ZM93 163H94V162H93ZM107 163H108V161H107ZM113 163H114V162H113ZM119 163H120V162H119ZM119 163H117V166H118ZM125 163H126V162H125ZM132 163H133V162H132ZM160 163H161V162H160ZM173 163H174V162H173ZM173 163H172V164H173ZM180 163H181V162H180ZM180 163H179V164H180ZM200 163H202V162H200ZM207 163H208V162H207ZM207 163H206V165H207ZM209 163H211V162H209ZM212 163H213V162H212ZM225 163H226V162H225ZM229 163H230V162H229ZM235 163H236V162H235ZM241 163H242V162H241ZM3 164H4V163H3ZM44 164H43V166H46V167H47V165H44ZM56 164H57V163H56ZM87 164H88V163H87ZM95 164H96V163H95ZM126 164H127V163H126ZM126 164H125V165H126ZM138 164H139V163H138ZM182 164H183V163H181V165H179L180 168H183V167H181ZM203 164H204V163H203ZM227 164H228V163H227ZM230 164H232V161H231ZM230 164H228V166H231ZM238 164H239V163H238ZM242 164H243V163H242ZM242 164H241V166H242ZM250 164H251V163H250ZM254 164H255V163H254ZM260 164H261V163H260ZM262 164H263V162H262ZM262 164H261V165H262ZM14 165H15V164H14ZM17 165H18V164H16V167H17ZM37 165H40V164H37ZM49 165H50V164H49ZM84 165H86V164H84ZM90 165H91V164H90ZM102 165H103V164H102ZM122 165H123V163H122ZM166 165H167V166L169 165V167H170L171 164H168V163H167ZM177 165H178V164H177ZM209 165H210V164H209ZM233 165H234V164H233ZM243 165H245V164H243ZM246 165H248V164H246ZM251 165H253V164H251ZM258 165H259V164H258ZM50 166H51V165H50ZM60 166H61V165H60ZM60 166H59V167H60ZM91 166H92V165H91ZM95 166H96V165H95ZM95 166H94V167H95ZM97 166H100V164H98ZM103 166H104V165H103ZM105 166H106V165H105ZM105 166H104V168H105ZM115 166H116V165H115ZM128 166H129V162H128ZM128 166L126 167V169L128 168ZM134 166L136 167V165H134ZM134 166H132V167H134ZM138 166H139V165H138ZM145 166H146V165H145ZM161 166H162V164H161ZM174 166H175V165H174ZM194 166H196V165H194ZM207 166H208V165H207ZM238 166H240V164H239ZM263 166H264V165H263ZM109 167H110V166H109ZM112 167H113V166H112ZM123 167H124V166H123ZM130 167H131V166H130ZM130 167H129V168H130ZM162 167H163V166H162ZM162 167H160V169H161ZM179 167H178V168H179ZM234 167H235V166H234ZM243 167H244V166H243ZM243 167H242V168H243ZM248 167H249V166H248ZM23 168H27V167H23ZM43 168H44V167H43ZM57 168H58V167H57ZM61 168H62V167H61ZM91 168H92V167H91ZM96 168H97V167H96ZM113 168H115V167H113ZM139 168L141 169V166H140ZM148 168H149V167H148ZM171 168H172V167H171ZM176 168H177V167H176ZM176 168H173V169H176ZM208 168H209V166H208ZM224 168H225V167H224ZM231 168H233V166H231ZM246 168H247V166H246ZM249 168H250V167H249ZM249 168H248V169H249ZM251 168H253V167H251ZM254 168H256V167H254ZM259 168H260V166H259ZM262 168H263V167H262ZM5 169H6V168H5ZM14 169H15V168H14ZM47 169H48V168H47ZM51 169H52V168H51ZM62 169H63V168H62ZM62 169H61V170H62ZM88 169H89V167H88ZM99 169H101V168H99ZM106 169H107V168H106ZM108 169H109V168H108ZM110 169H111V168H110ZM110 169H109V170H110ZM115 169H116V168H115ZM124 169H125V168H123V170H124ZM126 169H125V170H126ZM130 169H132V168H130ZM135 169H137V168H135ZM140 169H139V171L144 170L143 167H142L141 170H140ZM228 169H229V168H228ZM235 169H236V168H235ZM238 169H239V168H238ZM243 169H244V168H243ZM260 169H261V168H260ZM15 170H16V169H15ZM15 170H14V171H15ZM44 170H45V169H43V171H44ZM52 170H54V169H52ZM55 170H56V169H55ZM58 170H59V168H58ZM61 170H60V171H61ZM83 170H84V169H83ZM102 170H104V169H102ZM102 170H101V171H102ZM161 170H162V169H161ZM171 170H172V169H171ZM177 170H178V169H177ZM219 170L221 171L220 168H219ZM224 170H225V169H224ZM224 170L222 169V171H224ZM249 170H251V169H249ZM252 170H253V169H252ZM263 170H264V169H263ZM17 171H18V170H16V173H17ZM27 171H29V170H27ZM27 171H26V172H27ZM43 171H42V173H43ZM63 171H65V170L63 169ZM63 171H62V172H63ZM67 171L69 172V170H67ZM84 171H85V170H84ZM84 171H82V172H84ZM94 171H96V170H94ZM104 171H105V170H104ZM119 171L122 172V169L119 168ZM119 171H118V172H119ZM145 171H146V170H145ZM225 171H227V170H225ZM233 171H234V170H233ZM238 171H239V170H238ZM243 171H244V170H243ZM245 171H246V170H245ZM22 172H23V171H22ZM26 172H23V173H26ZM55 172H56V171H55ZM72 172H73V171H72ZM110 172H111V171H110ZM116 172H117V171H116ZM146 172H147V171H146ZM240 172H241V170H240ZM247 172L249 173V171H246L245 173H247ZM18 173H19V172H18ZM36 173H38V172H36ZM39 173H40V170H39ZM39 173H38V174H39ZM60 173H61V172H60ZM60 173H59V176H60ZM63 173H64V172H63ZM85 173H87V171H86ZM105 173H106V171H105ZM107 173H108V172H107ZM113 173H115V172H113V170H112V174H113ZM124 173H125V174H128V171H127V173H126V172H124ZM168 173H169V171H168ZM222 173H223V172H222ZM230 173H231V171H230ZM242 173H243V172H241L240 174H242ZM251 173H254V171H253V172L251 171ZM19 174H20V173H19ZM31 174H32V170H31ZM50 174H51V172H50ZM144 174H145V173H144ZM153 174H154V173H153ZM186 174H187V173H186ZM212 174H213V173H211L210 175H212ZM231 174H232V173H231ZM22 175H23V174H22ZM27 175H28V174H27ZM61 175H62V174H61ZM72 175H73V174H71V176H72ZM110 175H111V174H109V176H110ZM114 175H116V174H114ZM123 175H124V174H123ZM129 175H131V173H129ZM134 175H135V174H134ZM154 175H155V174H154ZM165 175H166V174H165ZM165 175H164V176H163V175L160 176V177H161V181H160L161 183H160V184L157 183V184H158V185H161L162 182H163V183L165 184V186H167L168 188H170L172 191H175V192L180 191L179 189H177V187L175 188V187L172 185V183H173V179H171L172 177H171V178H168V177H165ZM169 175H170V174H169ZM174 175H175V174H174ZM217 175H218V174H217ZM217 175H216V176H217ZM229 175H230V174H229ZM246 175H247V174H246ZM252 175H253V174H251V177H252ZM257 175H259V173H258ZM260 175H262V176H261V179H262V177H263L264 174L260 173ZM260 175H259V176H260ZM25 176H26V174L23 175V177H25ZM34 176H36V175H34ZM40 176H41V174H40ZM45 176H48V175H45ZM50 176H51V175H50ZM59 176H58V177H59ZM107 176H108V174H107ZM140 176H141V175H140ZM201 176H202V175H201ZM225 176H226V175H225ZM225 176H222V179H223V177L225 178ZM230 176H231V175H230ZM234 176L236 177V175H234ZM242 176H243V175H242ZM249 176H250V175H249ZM26 177H27V176H26ZM42 177H43V175H42ZM72 177H73V176H72ZM117 177H118V176H117ZM119 177H120V176H119ZM124 177H125V176H124ZM124 177L122 176V178H124ZM129 177H130V176H129ZM129 177H127V178H129ZM143 177H144V175H143ZM157 177H158V176H157ZM157 177H156V178H157ZM176 177L178 178V176H175L174 178H176ZM179 177H180V176H179ZM184 177H185L184 179L187 180L186 177H188V176L185 175ZM218 177H221V176H218ZM228 177H229V176H228ZM31 178H32V176H31ZM34 178H37V177H34ZM43 178H45V177H43ZM53 178H54V177H53ZM60 178H61V176H60ZM70 178H71V177H70ZM111 178H112V177H111ZM130 178H133V176L131 175ZM135 178H136V176H135ZM135 178H134V179H135ZM147 178H148V177H147ZM204 178L207 179V177H204ZM212 178H213V177H212ZM249 178H250V177H248L247 179L245 178V179H246V180H249ZM257 178H258V177H257ZM263 178H264V177H263ZM22 179H23V178H22ZM27 179H28V178H27ZM38 179H39V177H38ZM50 179H51V178H50ZM50 179H49V181H50ZM55 179H56V178H55ZM55 179H54V180H55ZM63 179H64V177H63ZM94 179H95V178H94ZM107 179H108V178H107ZM107 179H106V180H107ZM118 179H119V178H118ZM124 179H126V178H124ZM142 179H143V178H142ZM158 179H159V178H158ZM170 179L172 180V182H171ZM178 179H179V178H178ZM178 179H176L175 181H177ZM184 179H183V180H184ZM216 179H217V177H216ZM219 179H220V178H219ZM222 179H221V180H222ZM225 179H226V178H225ZM243 179H244V178H243ZM250 179H251V178H250ZM258 179H260V178H258ZM28 180H29V179H28ZM34 180H35V179H34ZM40 180H41V178H40ZM52 180H53V179H52ZM132 180H133V179H132ZM146 180H147V179H146ZM214 180H215V179H214ZM30 181H31V180H30ZM42 181H43V179H42ZM46 181L48 182V180H46ZM55 181H58V180H55ZM59 181H60V180H59ZM59 181H58V182H59ZM90 181H91V180H90ZM95 181H96V180H95ZM98 181H99V179H98ZM98 181H96V182L98 183ZM101 181H104V180H101ZM111 181L114 182V183H115L116 181L118 182V180H115V181L111 180ZM111 181H110V182H111ZM123 181H124V180H123ZM129 181H131V180H129ZM134 181H135V180H134ZM134 181H131V182L133 183ZM136 181H138V180H136ZM140 181H141V180H140ZM140 181H138V183H139ZM207 181H208V180H207ZM226 181H227V182H226V183H227V184H226V188H227L226 190H227V193H228L229 195H231L232 198H234V199L236 200L237 198H239L240 196L243 195L242 192H243L244 187H243L242 180H239V179H234V180L231 179V180H230V178H229V179L226 180ZM252 181H253V180H252ZM255 181H256V180H255ZM261 181H262V180H261ZM50 182H51V181H50ZM104 182H105V181H104ZM177 182H178V181H177ZM179 182H180V181H179ZM186 182H187V181H185V184H187ZM201 182H202V181L199 182V184L197 185V189H196V191H197L200 195H204V194L206 195V193H207L208 191H210L209 193H211V191L216 187V186H215V187L213 188V187L210 186L209 189H208V188L204 187L203 185H201V184H202ZM217 182H218V181H217ZM249 182H250V181H249ZM249 182H248V183H249ZM262 182H263V181H262ZM24 183H25V182H24ZM38 183H39V182H38ZM94 183H95V182H94ZM124 183H125V182H124ZM124 183H123V184H124ZM135 183H137V182H135ZM138 183H137V184H138ZM140 183H141V185H142V182H140ZM219 183H221V181H220ZM223 183H224V182H223ZM21 184H22V183H21ZM36 184H37V183H36ZM36 184H33L34 187H35V186L38 187V185H36ZM47 184H48V183H47ZM53 184H54V183H53ZM104 184H105V183H104ZM120 184H122V183H120ZM123 184H122V185H123ZM146 184H147V183H146ZM173 184H174V183H173ZM176 184H177V183H176ZM176 184H174V185H176ZM211 184H212V183H211ZM214 184L216 185L215 182H214ZM256 184H258L259 187H260V183H256ZM263 184H264V182H263ZM54 185H56V183H55ZM59 185H60V184H59ZM98 185H100V184H98ZM106 185H110V186H112V185L109 184V183L106 184ZM113 185H115V184H113ZM129 185H130V184H129ZM138 185H139V184H138ZM148 185H149V184H148ZM177 185H178V184H177ZM177 185H176V186H177ZM218 185H219V184H218ZM222 185H223V184H222ZM42 186H44V185H42ZM100 186H102V185H100ZM110 186H107V187H110ZM117 186H118V184H117ZM181 186H182V185H180V187H181ZM223 186H224V185H223ZM223 186H222V187H223ZM248 186H249V185H248ZM252 186H254V185H252ZM64 187H65V186H64ZM104 187H105V186H104ZM107 187H106V188H107ZM112 187H114V186H112ZM122 187H123V186H122ZM127 187H129V186H127ZM127 187H126V189H127ZM133 187L135 188V185H134ZM133 187H131V188H133ZM178 187H179V186H178ZM47 188H48V187H47ZM57 188H58V187H57ZM61 188H62V189H65V188H63L62 185H61ZM61 188L59 187V189H61ZM102 188H103V187H102ZM106 188H104V189H106ZM154 188H155V187H154ZM217 188L219 189V187H217ZM262 188H264V187H262ZM44 189H46V187H44ZM53 189H54V188H53ZM59 189H58V191H63V190H59ZM95 189L98 190V188H96V187H95ZM126 189H125V190H126ZM128 189H130V188H128ZM137 189H138V188H137ZM193 189H194V188H193ZM193 189H192V190H193ZM220 189H221V188H220ZM248 189H249V188H248ZM29 190H30V189H29ZM106 190H107V189H106ZM112 190H114V189H112ZM119 190H121V189H119ZM135 190H136V189H135ZM138 190H139V189H138ZM141 190H142V189H141ZM151 190H152L151 192L154 191L153 188H152ZM192 190H188V191H192ZM221 190H222V189H221ZM221 190H220V191L218 190L219 193L221 192ZM224 190H225V189H224ZM226 190H225V191H226ZM262 190H263V189H262ZM262 190H261V191H262ZM49 191H50V190H48V192H49ZM53 191H54V190H53ZM64 191H66V189H65ZM110 191H111V188H110ZM110 191H108V192H110ZM121 191H122V190H121ZM127 191H128V190H127ZM129 191H130V190H129ZM132 191H133V190L131 189V192H132ZM136 191H137V190H136ZM147 191H148V190H147ZM149 191H150V189H149ZM158 191H159V190H158ZM196 191H195L194 193H196ZM225 191H224V192H225ZM248 191H249V190H248ZM248 191H246V193H248ZM88 192H89V190H88ZM91 192H92V191H91ZM96 192H97V191H96ZM122 192H123V191H122ZM137 192H138V191H137ZM180 192L183 193V191H180ZM54 193H55V191H54ZM57 193H58V192H57ZM61 193H62V192H61ZM67 193H68V191H67ZM99 193H100V192H99ZM105 193H106V192H105ZM105 193H104V194H105ZM119 193H120V192H119ZM147 193H148V192H147ZM154 193H156V192H154ZM157 193H158V192H157ZM157 193H156V194H157ZM163 193H165V192H163ZM178 193H179V192H178ZM213 193H214V192H213ZM213 193H212V194H213ZM68 194H69V193H68ZM86 194H87V192H86ZM259 194H261V193H259ZM263 194H264V193H263ZM263 194H262V195H263ZM55 195H57V194H55ZM64 195H66V194H64ZM81 195H82V194H81ZM81 195H80V196H81ZM91 195H93V194H91ZM95 195H96V194H95ZM137 195H138V194H137ZM141 195H142V194H141ZM141 195H140V196H141ZM145 195H146V194H145ZM151 195H152V196H151V199L154 198V196H153L154 194L151 193ZM168 195H169V193H168ZM195 195H196V194H195ZM213 195H214V194H213ZM223 195H224V194H223ZM244 195H245V194H244ZM244 195H243V196H244ZM53 196H54V195H53ZM57 196H58V195H57ZM87 196H88V194L86 195V197H87ZM101 196H102V195H101ZM109 196H110V195H109ZM127 196H128V195H127ZM133 196H134V195H133ZM140 196H139V197H140ZM156 196H157V195H156ZM161 196H162V195H161ZM209 196H211V195H209ZM218 196H220V195H218ZM263 196H264V195H263ZM66 197H68V196H66ZM81 197H82V196H81ZM81 197H80V198H81ZM107 197H108V196H107ZM129 197H130V196H128L127 198H129ZM145 197H146V196H145ZM148 197H149V196H148ZM164 197H165V196H164ZM213 197H214V196H213ZM227 197H228V196H227ZM229 197H230V196H229ZM245 197H246V196H245ZM251 197H252V196H251ZM54 198H55V197H54ZM56 198H57V197H56ZM73 198H74V197H73ZM96 198H97V197H96ZM99 198H100V196H99ZM111 198H112V196H111ZM127 198H125V199L127 200ZM149 198H150V197H149ZM160 198H161V197H159V199H160ZM165 198H166V197H165ZM171 198H172V196H171ZM202 198H203V197H202ZM207 198H208V197H207ZM232 198H231V200H232ZM259 198H260V197H259ZM259 198H258V199H259ZM82 199H83V198H82ZM91 199L96 200L95 197H94V198L92 197ZM104 199H106V198H104ZM130 199H131V198H129V200H130ZM138 199H139V198H138ZM174 199H177V198H174ZM198 199H199V198H198ZM198 199H197V202H198ZM209 199H210V198H209ZM228 199H229V198H228ZM234 199L232 200V201H233V204H234ZM245 199H247V197H246ZM249 199H250V198H249ZM263 199H264V198H263ZM33 200H34V199H33ZM33 200H32V201H33ZM35 200H36V199H35ZM83 200H84V199H83ZM100 200H101V198H100ZM133 200H137V199H134V198H133ZM142 200H143V199H142ZM146 200H147V199H146ZM146 200L143 201V202L146 203ZM160 200H161V199H160ZM218 200H219V199H218ZM225 200H226V199H225ZM237 200H238V199H237ZM36 201H37V200H36ZM41 201H42V200H41ZM80 201H81V200H80ZM96 201H97V200H96ZM112 201H113V200H112ZM123 201H125V200H123ZM149 201H151V200H149ZM163 201H164V200H163ZM163 201H162V202H163ZM165 201H167V200H165ZM172 201H173V200H172ZM244 201H245V200H244ZM19 202H20V201H19ZM34 202H35V201H34ZM39 202H40V200H39ZM39 202H38V204H39ZM42 202H44V201H42ZM60 202H61V201H60ZM63 202H64V201H63ZM84 202H86V201H84ZM97 202H98V201H97ZM118 202H119V201H118ZM127 202H128V201H126V205H127ZM143 202H142V204H140L141 201H140V203H139L142 207L145 206V204L143 205ZM151 202H156V203H157V200H155V201H151ZM167 202H168V201H167ZM167 202H166V203H167ZM173 202H174V201H173ZM188 202H189V201H188ZM197 202H196V203H197ZM211 202H214V201H211ZM257 202H259V201L257 200ZM257 202H256V204H257ZM44 203H45V202H44ZM124 203H125V202H124ZM128 203H129V202H128ZM135 203H136V202H135ZM137 203H138V202H137ZM137 203H136V205H137ZM148 203H149V202H148ZM222 203H223V201H222ZM249 203H250V202H249ZM29 204H30V202H29ZM31 204H32V203H31ZM76 204H77V203H76ZM86 204H87V203H86ZM115 204H116V203H115ZM167 204H168V203H167ZM172 204H173V203H172ZM198 204H199V202H198ZM212 204H213V203H211V205H212ZM217 204H218V202H217ZM217 204H215V205H217ZM237 204H238V203H237ZM239 204H240V203H239ZM239 204H238V205H239ZM243 204H244V203H243ZM27 205H28V202H27ZM34 205H35V203H34ZM42 205H43V204H42ZM42 205H41V206H42ZM116 205L119 206L120 204H119V205L116 204ZM116 205H115V206H116ZM122 205H123V204H122ZM134 205H135V204H134ZM149 205H150V204H149ZM170 205H171V203H170ZM200 205H201V204H200ZM215 205L213 204L212 206H214V208H215ZM222 205H223V208H222V206H220V207H221L222 209H225V208H224V205H225V204H222ZM241 205H242V202H241ZM245 205H246V201H245ZM262 205H264V203H262ZM1 206H2V205H1ZM46 206H47V205H46ZM79 206H81V205H78V207H79ZM99 206H100V204H99ZM115 206H114V207H115ZM117 206H116V207H117ZM131 206H132V204H131ZM131 206H130V207H131ZM147 206H148V204H146V207H147ZM154 206H155V205H154ZM156 206L158 207V204H156ZM164 206L166 207V205H164ZM209 206H210V202H209ZM225 206L227 207V205H225ZM229 206H232V205H229ZM239 206H240V205H239ZM239 206H238V208H239ZM255 206H256V205H255ZM255 206H253V207H255ZM257 206H258V205H257ZM37 207H38V209L41 208V207L39 208V205H38ZM88 207H89V206H88ZM127 207H128V206H127ZM132 207H133V206H132ZM132 207H131V208H132ZM138 207H139V206H138ZM150 207H151V206H150ZM177 207H178V206H177ZM185 207H186V206H185ZM202 207H203V206H202ZM202 207H201V208H202ZM235 207H237V206H235ZM248 207H249V206H248ZM253 207H252V208H253ZM262 207H263V206H262ZM33 208H34V207H33ZM44 208H45V207H44ZM46 208H47V207H46ZM101 208H103V207H101ZM117 208H121V207H117ZM154 208H155V207H154ZM154 208H152V209H154ZM158 208H159V207H158ZM158 208L156 209V211H160V210H158ZM170 208H171V207H170ZM187 208H188V207H187ZM203 208H204V207H203ZM209 208H210V207H209ZM227 208H228V207H227ZM232 208H233V207H232ZM238 208H236V209H238ZM250 208H251V206L249 207V210H250ZM259 208H260V207H259ZM259 208H258V209H259ZM34 209H36V208H34ZM78 209H79V208H78ZM105 209H107V208H105ZM124 209H125V207L123 206V210H122V208H121L120 211H121V210L124 211ZM129 209H130V208H129ZM132 209H133V208H132ZM150 209H151V208H150ZM150 209H149V210H150ZM159 209H160V208H159ZM162 209L164 210V208H162ZM167 209H168V208H167ZM167 209H166V210H167ZM177 209H178V208H177ZM181 209H182V208H181ZM184 209H185V208H184ZM193 209H195V208H193ZM212 209H213V208H212ZM216 209H217V207H216ZM222 209H221V210L219 209V210L222 211ZM228 209H229V208H228ZM233 209H235V208H233ZM254 209H256V208H254ZM258 209H257V211H258ZM260 209H261V210H260ZM260 209H259L260 212L258 211V213H261V212H263V210H264V209H262V208H260ZM12 210H13V209H12ZM43 210H44V209H43ZM45 210H46V209H45ZM83 210H84V209H83ZM102 210H103V209H102ZM108 210H110V209H108ZM108 210H107V211H108ZM141 210H142V209H141ZM166 210H165L164 212H166ZM168 210H169V209H168ZM187 210H188V209H187ZM195 210H196V209H195ZM201 210H202V209H201ZM201 210H200V211H201ZM205 210H206V208H205ZM240 210H242V209H240ZM246 210H248V209H246ZM36 211H37V210H36ZM38 211H39V210H38ZM38 211H37V212H38ZM113 211H114V210H113ZM122 211H121V212H122ZM144 211L147 212L145 209H144ZM153 211H155V210H153ZM180 211L183 212V210H180ZM188 211H191V210L189 209ZM209 211H210V210H209ZM214 211H215V210H213L212 212H214ZM225 211L227 212V210H225ZM243 211H244V210H243ZM12 212H13V211H12ZM41 212L44 213V211H42V210H41ZM89 212H90V211H89ZM89 212H88V213H89ZM109 212H110V211H109ZM109 212H108V213H109ZM128 212H129V211H128ZM130 212H131V211H130ZM207 212H208V211H207ZM207 212H206V213H207ZM212 212H211V213H212ZM223 212H224V211H223ZM226 212H225V213H226ZM252 212H253V211H252ZM13 213L15 214V212H13ZM84 213H86V212H84ZM90 213H91V212H90ZM90 213H89V215H90ZM106 213H107V212H106ZM108 213H107V214H108ZM112 213H113V212H112ZM112 213H111V214H108V215H111V216H112ZM123 213H125V211H124ZM142 213H143V212H142ZM150 213H152V212H150ZM162 213H163V212H162ZM178 213H179V210H178ZM187 213L191 214V212H187ZM193 213H194V212H193ZM195 213L198 214V212H195ZM209 213H210V212H209ZM217 213H218V212H217ZM254 213H255V212H254ZM35 214H36V213H35ZM107 214H106V215H107ZM116 214H117V213H116ZM125 214H126V213H125ZM130 214H132V213H130ZM137 214H139V213H137ZM145 214H146V213H145ZM148 214H149V213H148ZM148 214H146V216H148ZM152 214H153V216H151V218L154 217V215H155L154 213H152ZM168 214H170V213H168ZM180 214H181V213H180ZM183 214H184V212H183ZM203 214H204V213H203ZM213 214H214V213H213ZM215 214H216V213H215ZM251 214H252V213H251ZM15 215H16V214H15ZM37 215H38V214H37ZM91 215H92V214H91ZM102 215H103V213H102ZM106 215H105V216H106ZM108 215H107V216H108ZM117 215H118V214H117ZM123 215H124V214H123ZM127 215H128V214H127ZM134 215H135V213H134ZM161 215H162V214H161ZM200 215H201V214H200ZM209 215H211V214H209ZM263 215H264V214H263ZM42 216H43V214H42ZM93 216H94V214H93ZM97 216H98V215H97ZM115 216H116V215H115ZM115 216H114L112 219H116V222H117V223L120 222V220H121L122 217L120 218V220L117 221V219H118L119 217L115 218ZM119 216H120V215H119ZM124 216H126V215H124ZM137 216H140V214L137 215ZM137 216H136V217H137ZM141 216H142V215H141ZM146 216H145V217H146ZM165 216H166V215H165ZM170 216H171V215H170ZM170 216H169V217H170ZM183 216H184V215H183ZM186 216H187V215H186ZM194 216H195V215H194ZM194 216H193V217H194ZM196 216H197V215H196ZM204 216H205V215H204ZM211 216H213V215H211ZM218 216H221V215H218ZM218 216H217V217H218ZM222 216H224V215H222ZM251 216H252V215H251ZM109 217H110V216H109ZM131 217H133V216H131ZM131 217H130V218H131ZM155 217H156V215H155ZM158 217H161V216H158ZM162 217H163V216H162ZM162 217H161V218H162ZM167 217H168V216H167ZM169 217H168V219H169ZM171 217H174L173 214H172ZM191 217H192V216H191ZM202 217H203V215H202ZM202 217H201L200 220H202ZM225 217H226V216H225ZM254 217H257V218H258V216H254ZM260 217H262V215L259 216V218H260ZM263 217H264V216H263ZM12 218L16 220V218H14V217H12ZM27 218H28V217H27ZM91 218L93 219L94 217H91ZM95 218H96V216H95ZM103 218H105V217H103ZM103 218H102V221L99 222L98 224L101 225L102 222L104 223ZM110 218H111V217H110ZM149 218H150V217H149ZM151 218H150V219H151ZM161 218H160V219H161ZM177 218H178V217H177ZM184 218H185V216H184ZM205 218H206V217H205ZM207 218H208V217H207ZM257 218H256V219H257ZM87 219H89V218H87ZM137 219H138V218H137ZM141 219H142V218H141ZM173 219H174V218H173ZM186 219H188V217H186ZM194 219H195V218H194ZM203 219H204V218H203ZM212 219H213V218H212ZM212 219H211L210 221H212ZM222 219L225 221V218H222ZM229 219H230V218H229ZM248 219H249V218H248ZM253 219H254V218H253ZM256 219H255L254 221L257 222ZM19 220H21V219L19 218ZM66 220H67V219H66ZM74 220H77V219H74ZM106 220H107V219H106ZM106 220H105V222H107ZM110 220H111V219H110ZM110 220H108V221H110ZM126 220H127V219H126ZM130 220H131V219H130ZM175 220H176V219H175ZM179 220H180V219H177L176 221H179ZM217 220H218V219H217ZM217 220H216V221H217ZM220 220H221V219H219V221H220ZM223 220H222V221H223ZM70 221H71V220H70ZM77 221H78V220H77ZM77 221H76V223H77ZM89 221H90V220H89ZM91 221H92V220H91ZM128 221H129V220H128ZM131 221H132V220H131ZM136 221H137V220H136ZM146 221H147V220H146ZM146 221H142V222H146ZM159 221H161V220H159ZM166 221H168V220H165V224H166ZM171 221H173V220H171ZM171 221H170V222H171ZM186 221H187V220H186ZM195 221H196V220H195ZM197 221H198V220H197ZM213 221H214V220H213ZM227 221L230 222V220H227ZM73 222H75V221H73ZM78 222H79V221H78ZM83 222H85V221H83ZM87 222H88V220H87ZM92 222H93V221H92ZM114 222H115V221H114ZM116 222H115V224H116V226H117L119 223L117 224ZM125 222H126V221H125ZM134 222H135V221H134ZM148 222H150V221H148ZM154 222H155V221H154ZM154 222H152V223H154ZM156 222H158V219H156ZM156 222H155V225H157ZM173 222H174V221H173ZM179 222H180V221H179ZM200 222H201V221H200ZM249 222H250V221H249ZM261 222H263V224H264V221H260L259 223H261ZM63 223H64V222H63ZM69 223H70V222H69ZM95 223H96V222H95ZM103 223H102V225H103ZM109 223H110V222H108V225L110 226L112 223H111V224H109ZM120 223H121V222H120ZM131 223H132V222H131ZM135 223H136V222H135ZM150 223H151V222H150ZM171 223H172V222H171ZM184 223H185V222H184ZM184 223H183V226H184ZM198 223H199V222H198ZM201 223H202V222H201ZM206 223H207V222H206ZM211 223H212V222H211ZM217 223H218V222H217ZM221 223H222V224H221ZM221 223H220V225H223V223H225V225H226L227 222H221ZM250 223H251V222H250ZM259 223H258V225L261 227V224H259ZM65 224H68V223H65ZM65 224H64V225H65ZM77 224H78V223H77ZM79 224H80V222H79ZM84 224H85V223H84ZM86 224H87V223H86ZM89 224H90V223H88L87 226H88ZM105 224H106V223H104V226H105ZM115 224H114V225H115ZM138 224H139V221H138ZM140 224H141V223H140ZM193 224H194V223H193ZM193 224H192V225H193ZM241 224H242V223H241ZM241 224H240V226H241ZM255 224H256V223H255ZM263 224H262V225H263ZM68 225H69V224H68ZM71 225H73V224H71ZM75 225H76V224H75ZM80 225H81V224H80ZM80 225H79V226H80ZM102 225H101V226H102ZM121 225H122V224H121ZM121 225H120V226H121ZM129 225H130V224H129ZM142 225H143V224H141V226H142ZM149 225H150V224H149ZM149 225H147V226L149 227ZM153 225H154V224H153ZM163 225H164V224H163ZM166 225H167V224H166ZM169 225H170V223H169ZM172 225H173V224H172ZM174 225H175V223H174ZM176 225H177V224H176ZM185 225H187V224H185ZM192 225H191V226H192ZM199 225H200V224H199ZM201 225H203V223H202ZM211 225H212V224H211ZM213 225H215V224L213 223ZM213 225H212V226H213ZM225 225H224V226H225ZM231 225H232V224H231ZM233 225H234V224H233ZM244 225H245V224H244ZM258 225H257V226H258ZM79 226H78V227H75V228H79ZM81 226H82V225H81ZM106 226H107V225H106ZM112 226H113V225H112ZM116 226H115V227H116ZM120 226H119V228H121ZM147 226H146V227H147ZM158 226L160 227V224H159ZM170 226H171V225H170ZM177 226H178V225H177ZM179 226H180V225H179ZM179 226H178V227H179ZM188 226H189V224H188ZM188 226H187L186 228H188ZM191 226H190V227H191ZM208 226H209V224H208ZM215 226H216V225H215ZM217 226H218V225H217ZM245 226H246V225H245ZM245 226H244V227H245ZM247 226H248V225H247ZM64 227H65V226H64ZM67 227H68V226H66V229H67ZM69 227H70V226H69ZM71 227H72V226H71ZM73 227H74V225H73ZM84 227H85V226H84ZM102 227H103V226H102ZM127 227H128V226H127ZM139 227H140V225H139ZM139 227H138V228H139ZM146 227H143V228L145 229ZM153 227H155V226H153ZM153 227H152V228H153ZM159 227H158V228H159ZM166 227H167V226H166ZM172 227L174 228L175 226H172ZM172 227H170V228H172ZM198 227H200V226H198ZM201 227L204 228V226H201ZM209 227H211V226H209ZM209 227H208V228H209ZM222 227H223V226H222ZM225 227L228 229L227 225H226ZM230 227H231V226H230ZM260 227H259V230H260ZM75 228H74V229H75ZM104 228H105V227H104ZM128 228H133V227L129 226ZM162 228L164 229V227H162ZM196 228H197V227H196ZM216 228H218V227H216ZM223 228H224V227H223ZM247 228H248V227H247ZM247 228H244V229H247ZM250 228H251V226H250ZM261 228H263V227H261ZM70 229H71V228H70ZM70 229H68V230L70 231ZM109 229H110V231L112 230L111 228H109ZM109 229H108V230H109ZM114 229H115V228H114ZM114 229H113V230H114ZM140 229H141V227H140ZM150 229H151V227H150ZM154 229H155V228H154ZM180 229H182V226L180 227ZM188 229H189V228H188ZM210 229H212V228H209L208 231H210ZM231 229H232V228H231ZM244 229H243V230H244ZM251 229H252V228H251ZM71 230H73V228H72ZM76 230H77V229H76ZM100 230H103V229H100ZM104 230H105V229H104ZM108 230H106V231H108ZM113 230H112V231H113ZM115 230H117V232H121V231H120L121 229L119 230L118 227H117V229H115ZM131 230H132V229H131ZM142 230H143V229H142ZM142 230H140V231H142ZM146 230H149V229L147 228ZM164 230H166V229H164ZM171 230H172V229H171ZM199 230H200V228H199ZM204 230H207L206 227L204 228ZM212 230H213V229H212ZM214 230H215V229H214ZM214 230H213V231H214ZM218 230H219V232H221V231H220V228H218ZM224 230H225L224 232L227 233L228 230H227V231H226V229H224ZM229 230H230V229H229ZM237 230H238V229H237ZM256 230H257V229H256ZM64 231H65V230H64ZM81 231H82V230H81ZM106 231H105V232H106ZM110 231H109V232H110ZM124 231H125V230H124ZM124 231H122L123 234H124ZM135 231H136V230H135ZM137 231H139V230H137ZM140 231H139V232H140ZM160 231H161V230H160ZM185 231H186V230H185ZM213 231H212V232H213ZM232 231H233V230H232ZM240 231H242V229H241ZM240 231H238V232H240ZM244 231H245V230H244ZM246 231H247V230H246ZM246 231H245V233H246ZM250 231H251V230H250ZM257 231H258V230H257ZM72 232H75V230L71 231V233H72ZM79 232H80V231H78V233H79ZM105 232H103V233H105ZM132 232H133V230H132ZM148 232H149V231H148ZM148 232H147V233H148ZM154 232H155V231H154ZM169 232H170V231H169ZM172 232H173V231H172ZM206 232H207V231H206ZM210 232H211V231H210ZM224 232H222V234H223ZM230 232H231V230H230ZM262 232L264 233V229H263ZM63 233H64V232H63ZM65 233H66V232H65ZM98 233H99V232H98ZM98 233H97V234H98ZM100 233H102V232L100 231ZM103 233H102V234H103ZM110 233H111V232H110ZM125 233H126V232H125ZM140 233H141V232H140ZM150 233L152 234L151 231H150ZM162 233H163V232H162ZM164 233H165V232H164ZM164 233H163V234H164ZM201 233H202V232H201ZM203 233H204V232H203ZM208 233H209V232H208ZM208 233H207V234H208ZM213 233H214V232H213ZM215 233H216V231H215ZM215 233H214V234H215ZM231 233H232V232H231ZM231 233H229V234L227 233V234L230 235ZM251 233H253V232H251ZM260 233H261V231H260ZM4 234H5V233H4ZM72 234H73V233H72ZM102 234H98V235H97V236L100 237V238H97V239H99V240L96 239V241H99V242H100V239H101V237H102V236H100V235H102ZM108 234H109V233H108ZM111 234H112V235H115V234H113V232H112ZM116 234H117V233H116ZM138 234H139V233H138ZM151 234H150V235H151ZM165 234H167V231H166ZM199 234H200V232H199ZM239 234H240V233H239ZM246 234H247V233H246ZM248 234H250V233H248ZM253 234H254V233H253ZM258 234H259V233H258ZM62 235H63V234H62ZM106 235H107V234H106ZM118 235L120 236L119 233H118ZM132 235H133V234H132ZM136 235H137V234H136ZM136 235H133V236L135 237ZM141 235H142V234H141ZM146 235H147V234H146ZM153 235H154V234H153ZM157 235H158V234H157ZM160 235H162V234H160ZM203 235H204V234H203ZM208 235H209V234H208ZM208 235H207V236H208ZM216 235H217V234H216ZM220 235H221V234H220ZM220 235H219V236H220ZM228 235H227L226 237H229ZM255 235H256V234H255ZM78 236H79V235H78ZM97 236H95V237H97ZM107 236H108V235H107ZM110 236H111V235H110ZM110 236H109V237H110ZM133 236H131L132 242H133ZM137 236H138V235H137ZM137 236H136V237H137ZM151 236H152V235H151ZM158 236H159V235H158ZM167 236H168V235H166V237H167ZM171 236H172V234H171ZM210 236H211V235H210ZM223 236H224V235H223ZM246 236H247V235H246ZM249 236H250V237H255L254 235H253V236L249 235ZM249 236H248V237H249ZM260 236H261V235H260ZM260 236H258V237H260ZM262 236H263V235H262ZM32 237H33V236H32ZM65 237H67V235H66ZM109 237H107V238L110 239ZM122 237H123V236H122ZM143 237H144V235H143ZM152 237H153V236H152ZM205 237H206V235H205ZM212 237H213V236H212ZM220 237H221V236H220ZM226 237H225V238H226ZM244 237H245V236H244ZM244 237H243V238H244ZM71 238H72V236H71ZM75 238H76V237H75ZM104 238H105V237H103V239H102L103 241H104V240H107V239H104ZM114 238H115V236H114ZM144 238H145V237H144ZM146 238H151V237H147V236H146ZM146 238H145V239H146ZM154 238H155V237H154ZM183 238H184V237H183ZM200 238H201V236H200ZM208 238H210V237L208 236ZM213 238H214V237H213ZM215 238H218V237H215ZM222 238H223V237H222ZM222 238H221V240H220L221 242H222ZM225 238H223V239H225ZM231 238H232V237H231ZM245 238H246V237H245ZM256 238H257V237H256ZM256 238H255V239H256ZM68 239H69V238H68ZM76 239H77V238H76ZM112 239H113V238H111L110 240H112ZM119 239H121V237H119ZM119 239H118V241H117V239H116V241H114V242H108V244L104 242V244H105V245L107 244V246L110 247V250H112L113 244H114L115 242H119ZM123 239H124V238H123ZM125 239H126V238H125ZM140 239H141V237H140ZM142 239H143V238H142ZM163 239H165V238H163ZM248 239H249V238H248ZM248 239H246V241H247ZM261 239H262V237H261ZM63 240H64V237H63ZM65 240H66V238H65ZM65 240H64V241H65ZM69 240H70V239H69ZM71 240H73V239H71ZM71 240H70V241H71ZM110 240H108V241H110ZM113 240H114V239H113ZM149 240H150V239H149ZM149 240L147 239L146 242H148L147 244L151 245V242H152L153 240L151 239V242H149ZM159 240H160V239H159ZM169 240L171 241V239H169ZM205 240H206V239H204L203 242H204ZM211 240H212V239H210V240H208V241L211 242ZM215 240H217V239H215ZM215 240H214V242H216ZM259 240H260V238H259ZM93 241L95 242V239H94ZM103 241H101L100 243H102ZM121 241H122V240H121ZM135 241H136V240H135ZM200 241H202V240H200ZM220 241H219V242H220ZM229 241H230V240H229ZM246 241H245V242H246ZM251 241H256L257 243L259 242V241H257V240H251ZM251 241H250V242H251ZM261 241H263V240H261ZM71 242L74 243L73 241H71ZM125 242H126V241H125ZM125 242H124V243H125ZM130 242H131V241H130ZM132 242H131L130 244H132ZM136 242H137V241H136ZM141 242H142V241H141ZM161 242H163V241L161 240L160 243H161ZM166 242H167V241H166ZM221 242H220V244H221ZM223 242H224V241H223ZM223 242H222V243H223ZM248 242H249V241H248ZM250 242L247 243V244H250ZM256 242H253V244L256 243ZM63 243H64V242H63ZM66 243L69 244L68 242H66ZM66 243H65V244H66ZM92 243H93V242H92ZM97 243H98V242H96L95 245H96ZM124 243H123V245H124ZM143 243H144V242H143ZM152 243H154V242H152ZM168 243H170V242H168ZM168 243H167V244H168ZM205 243H207V242H204V243H201V244H205ZM226 243H227V240H226ZM226 243H225V244H226ZM260 243H261V242H260ZM1 244H2V243H1ZM65 244H64V245H65ZM75 244H76V243H75ZM75 244H74V245H75ZM89 244H90V243H89ZM115 244H116V243H115ZM115 244H114V246H115ZM127 244H128V243L126 242V245H127ZM133 244H134V242H133ZM167 244H166V246H167ZM212 244H214V245H212V246H215V243H212ZM217 244H218V242H217ZM258 244H259V243H258ZM258 244H257V245H258ZM261 244H262V243H261ZM263 244H264V243H263ZM263 244H262V245H263ZM69 245H71V244H69ZM118 245H119V244H118ZM118 245H116V246H118ZM120 245H121V243H120ZM123 245H122V246H123ZM126 245H124V246H126ZM128 245H129V244H128ZM128 245H127V246H128ZM135 245H137V244H135ZM154 245H155V244H154ZM154 245H153V246H154ZM158 245H160V244H158ZM161 245H163V244L161 243ZM161 245H160V246H161ZM186 245H187V244H186ZM207 245H208V244H207ZM218 245H219V244H218ZM244 245H246V244H244ZM250 245L252 246V244H250ZM255 245H256V244H255ZM66 246H68V245H66ZM90 246H93V244L90 245ZM122 246H121L120 249H122ZM132 246H133V245H132ZM142 246H143V245H142ZM220 246H221V245H220ZM220 246H219V247H220ZM246 246H247V245H246ZM76 247H77V246H75V248H76ZM119 247H120V246H119ZM119 247H118V248H119ZM140 247H141V246H140ZM140 247H139V248H140ZM151 247H152V246H151ZM162 247H163V246H161V248H162ZM164 247H165V246H164ZM167 247H168V246H167ZM167 247H166V248H167ZM182 247H183V246H182ZM186 247H187V246H186ZM199 247H201V246H199ZM239 247H240V246H239ZM257 247H258V246H257ZM1 248H2V247H1ZM64 248L67 249V247H64ZM70 248H71V247H70ZM97 248H98V247H97ZM97 248H96V249H97ZM102 248H103V246H102ZM104 248H105V247H104ZM115 248H116V247H115ZM124 248H126V247H124ZM128 248H129V247H128ZM135 248H136V246H135ZM141 248H143V247H141ZM161 248L159 247V249H161ZM166 248H162V249H166ZM242 248H243V247H242ZM244 248H245V246H244ZM244 248H243V249H244ZM260 248H261V247H259V249H260ZM262 248H263V246H262ZM62 249H63V248H62ZM62 249H61V250H62ZM71 249H72V248H71ZM93 249H94V247H93ZM93 249H92V250H93ZM100 249H101V248H100ZM120 249H119V250H120ZM129 249H130V248H129ZM162 249H161V250H162ZM240 249H241V248H240ZM240 249H239V250H240ZM247 249H248V248H246V250H247ZM250 249H251V248H250ZM259 249H258V250H259ZM77 250H78V249H77ZM86 250H87V249H86ZM101 250H102V249H101ZM103 250H104V249H103ZM110 250H109V251H110ZM113 250H114V249H113ZM113 250L111 251V253L113 252V254H114L115 251H113ZM115 250H117V248H116ZM127 250H128V249H127ZM140 250H141V249H140ZM140 250H139V251H140ZM146 250H147V249H146ZM236 250H237V249H236ZM246 250L244 249V252H246ZM253 250L255 251L256 249H255V248L252 249V253L254 252ZM260 250H261V249H260ZM260 250H259L257 253H259ZM70 251H71V250H70ZM72 251H74V250H72ZM90 251H91V250H90ZM95 251H96V250H95ZM121 251H122V250H121ZM124 251H125V250H124ZM137 251H138V249H137ZM142 251H144V249H142ZM147 251H148V250H147ZM150 251H152V250H150ZM163 251H164V250H163ZM241 251H243V250H241ZM256 251H257V250H256ZM263 251H264V250H263ZM263 251H262V252H263ZM0 252H2V250H1ZM60 252H61V251H60ZM64 252H65V251H64ZM85 252H86V251H85ZM125 252H126V251H125ZM128 252H129V251H128ZM128 252H127V253H128ZM160 252H162V251H160ZM236 252H237V251H236ZM244 252H243V253H244ZM248 252H249V250H248ZM248 252H247V253H248ZM250 252H251V250H250ZM262 252H260V253L262 254ZM65 253H66V252H65ZM95 253H96V252H95ZM106 253H107V251H106ZM111 253H110V254H111ZM115 253H116V252H115ZM140 253L143 254L142 252H140ZM140 253H139V254H140ZM144 253H145V252H144ZM149 253H150V252H149ZM164 253H165V252H163V254H164ZM171 253H172V252H171ZM1 254H2V253H1ZM67 254H68V253H67ZM82 254H83V252H82ZM84 254H86V253H84ZM98 254H99V252H98ZM110 254H109V255H110ZM113 254H112V255H113ZM123 254H124V252H123ZM152 254H153V253H152ZM152 254L149 255V256L151 257ZM161 254H162V253H161ZM248 254L250 255V253H248ZM253 254H254V253H253ZM58 255H60V254H58ZM64 255H65V254H64ZM71 255H72V254H71ZM77 255H78V254H77ZM90 255H91V254H90ZM115 255H116V254H115ZM232 255H233V254H232ZM235 255H236V253H235ZM243 255H244V254H243ZM251 255H252V254H251ZM251 255H250V256H251ZM254 255H255V254H254ZM62 256H63V254L61 253V257H62ZM65 256H66V255H65ZM88 256H89V255H88ZM96 256H97V255H96ZM100 256H101V255H100ZM113 256H114V255H113ZM124 256H126V254H125ZM147 256H148V255H147ZM153 256H154V255H153ZM153 256H152V257H153ZM233 256H234V255H233ZM233 256H232V258H233ZM246 256H247V255H246ZM246 256H244V257H246ZM252 256H253V255H252ZM255 256H256V257H255ZM255 256H254V257H255V260H256L257 256H260V255L257 254V255H255ZM263 256H264V255H263ZM0 257H2V256H0ZM63 257H64V256H63ZM68 257H69V256H68ZM110 257H111V255H110ZM236 257H241V255H240V256H235V258H236ZM242 257H243V256H242ZM95 258H97V257H93V258H91V259H95ZM102 258H103V257H102ZM114 258H115V257H114ZM114 258H112V259L114 260ZM118 258H119V257H118ZM167 258H168V257H167ZM246 258H248V256H247ZM262 258H263V257H262ZM262 258H261V259H262ZM8 259H9V258H8ZM62 259H64V258H62ZM97 259H98V258H97ZM121 259H123L122 256H121ZM249 259H250V258H249ZM249 259H248V261H249ZM258 259H260V258H258ZM258 259H257V260H258ZM116 260H117V258H116ZM118 260H119V259H118ZM118 260H117V261H118ZM151 260H152V259H151ZM156 260H157V259H156ZM229 260H230V259H229ZM229 260H228V261H229ZM231 260H232V259H231ZM233 260H234V259H233ZM236 260H237V261H236ZM236 260H235V261L238 262V259H236ZM240 260H241V259H240ZM244 260H245V258H244ZM251 260H252V259H251ZM255 260H254V261H255ZM121 261H122V260H120V261H118V262H121ZM125 261H126V259H125ZM132 261H133V260H132ZM252 261H253V260H252ZM261 261H262V260H261ZM148 262H149V261H148ZM151 262H152V261H151ZM213 262H214V261H213ZM226 262H227V260H225V263H226ZM232 262H234V261H232ZM232 262H230V263H232ZM239 262L241 263V261H239ZM249 262L252 263V264H255V263H253V262H251V261H249ZM255 262L258 263V262H260V260H259L258 262H257V261H255ZM111 263H112V262H111ZM111 263H110V264H111ZM114 263H115V262H114ZM125 263H126V262H125ZM129 263H130V262H129ZM214 263H215V262H214ZM216 263H218V262H216ZM221 263H222V262H221ZM230 263H228V264H230ZM240 263H238V264H240ZM246 263H247V262H246ZM262 263H264V262H262ZM84 264H86V263H84ZM119 264H121V263H119ZM123 264H124V263H123ZM210 264H212V263H210ZM218 264H219V263H218ZM241 264H245V261L242 262ZM259 264H261V263H259Z\"/></svg>",
    "mask_w": 264,
    "mask_h": 264
}]
</instances>
